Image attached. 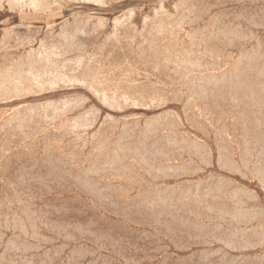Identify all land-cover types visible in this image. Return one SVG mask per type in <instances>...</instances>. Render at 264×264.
<instances>
[{"label":"rangeland","instance_id":"obj_1","mask_svg":"<svg viewBox=\"0 0 264 264\" xmlns=\"http://www.w3.org/2000/svg\"><path fill=\"white\" fill-rule=\"evenodd\" d=\"M0 264H264V0H0ZM14 1V3L12 2ZM21 1V2H20ZM23 1V2H22ZM25 1V2H24ZM50 1V2H49ZM69 1V2H68ZM77 1V2H76ZM85 1V2H84ZM119 1V2H118ZM158 1V3H157ZM164 1V2H163ZM181 1V2H179ZM183 1V2H182ZM185 1H187L185 3ZM191 1V2H190ZM194 1V2H193ZM196 1V2H195ZM199 1V2H198ZM203 1V3H202ZM210 1V2H209ZM9 2V3H8ZM11 2V3H10ZM19 2V3H18ZM28 5H27V3ZM53 2V5H52ZM83 2V3H82ZM88 2V3H87ZM198 2V3H197ZM242 2L244 4H242ZM24 3V4H23ZM58 6H57V4ZM96 5H95V4ZM103 3V4H102ZM184 5H182V4ZM194 5H192V4ZM19 7H14V5ZM46 4L45 8L44 5ZM106 4V5H105ZM163 6H161V5ZM176 4V5H175ZM180 4V6L178 5ZM206 4V5H205ZM221 4V5H220ZM10 5V6H9ZM22 5V6H21ZM27 5V6H26ZM32 5V6H31ZM193 7H191V6ZM12 6V8H11ZM30 8H29V7ZM49 6V7H47ZM54 6V7H51ZM56 6V7H55ZM60 6V7H59ZM179 6V7H178ZM186 6V7H185ZM202 6V7H201ZM10 7V8H9ZM42 7V8H41ZM182 7V8H181ZM184 7V8H183ZM191 7V8H190ZM251 7V8H249ZM256 7V8H255ZM260 7V8H258ZM18 8V9H17ZM21 8V11L19 10ZM23 8V9H22ZM35 8V9H33ZM39 8V9H38ZM44 8V9H43ZM51 8V9H50ZM141 8V9H140ZM168 9V11L166 9ZM177 8V9H176ZM188 8V10H186ZM201 13L198 12L200 10ZM212 8V9H211ZM17 9V10H16ZM37 9V10H36ZM41 9V11H40ZM49 9V10H48ZM132 9V10H131ZM159 10V14L158 11ZM161 9V10H160ZM185 9V10H184ZM214 9V10H213ZM258 9V10H257ZM44 10V11H43ZM47 10V11H46ZM137 10V11H136ZM139 10V11H138ZM155 10V11H154ZM175 10V11H174ZM198 10V11H197ZM204 10V11H203ZM206 10V11H205ZM211 12H210V11ZM213 10V11H212ZM222 10V11H221ZM225 10V11H224ZM20 11V12H19ZM163 11V12H162ZM184 11V12H182ZM188 11V12H187ZM209 11V13H208ZM10 12V13H9ZM34 12V13H33ZM36 12V13H35ZM42 12V13H41ZM44 12V13H43ZM93 12V13H92ZM98 12V13H97ZM132 12V13H131ZM153 12V13H152ZM162 12V14H161ZM167 12L168 14L166 15ZM216 12V13H215ZM92 13V14H91ZM97 13V14H96ZM158 16H157V14ZM203 13V14H202ZM206 15H205V14ZM77 14V15H76ZM165 14V15H164ZM190 14V15H189ZM209 16H208V15ZM155 15V16H154ZM170 15V16H169ZM172 15V16H171ZM223 15V17H222ZM74 16V17H73ZM129 18H128V17ZM200 16H202L199 20ZM205 18H204V17ZM213 16V17H212ZM216 16V17H215ZM218 16V18H217ZM221 16V17H220ZM94 17V18H93ZM120 17V18H119ZM125 17V18H124ZM133 17V18H132ZM171 17V18H169ZM196 17V18H195ZM220 17V18H219ZM93 18V19H92ZM101 23H100V19ZM107 20H106V19ZM114 18V19H113ZM118 18V19H117ZM145 18V19H143ZM150 18V19H149ZM160 18V19H159ZM163 18V19H162ZM169 18V19H168ZM180 18V19H179ZM209 18V23H208ZM213 18V19H212ZM216 18V19H215ZM232 18V19H231ZM73 19V20H72ZM99 19V20H98ZM117 19V20H116ZM121 22H120V20ZM130 20L128 23L127 20ZM133 19V20H132ZM158 19V20H157ZM175 19V20H174ZM177 19V20H176ZM179 19V20H178ZM183 19V20H182ZM195 19V20H194ZM202 19V20H201ZM225 19V21H224ZM228 19V20H227ZM236 19V20H235ZM118 21L117 23L115 22ZM126 20V21H125ZM186 20V21H184ZM221 20V21H220ZM258 20V21H257ZM68 23H67V22ZM83 21V22H82ZM98 21V22H97ZM132 21V22H131ZM155 23H152V22ZM166 21V22H165ZM169 21V22H168ZM179 21V24L177 22ZM191 21V22H190ZM195 21V22H194ZM199 23H196V22ZM213 21V22H212ZM216 21V22H215ZM231 21V22H229ZM103 22V24H102ZM124 22V23H123ZM158 22V23H157ZM172 22V23H171ZM186 22V23H185ZM243 22V23H242ZM247 22V23H246ZM77 25H75V24ZM84 23V25H83ZM86 23L91 26H86ZM98 23V24H97ZM100 23V25H99ZM112 23V24H111ZM114 23V24H113ZM116 23V24H115ZM121 23V24H119ZM128 23V24H126ZM131 23V24H130ZM144 23V24H143ZM163 23V24H162ZM184 23V24H183ZM194 23V25H193ZM213 23V24H212ZM221 25H220V24ZM236 23V24H235ZM254 23V24H253ZM25 24V25H24ZM81 24V25H80ZM95 24L96 27L93 26ZM105 24V25H104ZM117 24H119L117 26ZM135 24V27L133 26ZM143 24V26H142ZM146 24V25H145ZM153 24V25H152ZM161 26H160V25ZM173 24V25H172ZM176 24V25H174ZM182 24V25H181ZM192 24V25H191ZM199 24V25H198ZM245 24V25H244ZM42 25V26H41ZM65 27H63V26ZM98 25L100 26L98 29ZM103 25V28L101 27ZM108 25V26H107ZM110 25V26H109ZM125 25V26H124ZM128 25V26H127ZM132 25V26H131ZM149 25V26H147ZM156 25V26H155ZM163 25V26H162ZM179 25V26H177ZM181 25V26H180ZM185 25V27H184ZM209 25V27H208ZM218 25V26H217ZM248 25V26H247ZM10 26V27H9ZM31 28H29V27ZM38 26V27H37ZM71 26V27H70ZM73 26V27H72ZM75 26V27H74ZM80 28H79V27ZM115 26V27H114ZM117 26V27H116ZM121 26V27H120ZM124 26V27H123ZM131 26V27H130ZM146 26V27H145ZM153 26V27H152ZM172 28H171V27ZM177 26V27H176ZM207 27V31L205 29ZM213 26V27H212ZM218 30H217V28ZM220 26V28H219ZM13 27V28H12ZM49 27V28H48ZM92 27V28H91ZM105 27V28H104ZM107 27V28H106ZM110 27V28H109ZM123 27V28H122ZM127 27V28H126ZM153 29H152V28ZM166 27V29L163 28ZM168 27V28H167ZM175 27V28H174ZM183 27V28H182ZM212 27V28H210ZM247 27V28H246ZM249 27V28H248ZM12 28V29H11ZM42 28V30H40ZM60 28V30H59ZM62 28V30H61ZM91 28V29H90ZM101 28V30H100ZM112 28V29H111ZM126 28V29H125ZM131 28V29H130ZM142 28V29H141ZM148 29V31L143 30ZM180 28V29H178ZM198 28V29H197ZM238 28V29H237ZM11 29V30H10ZM30 32H29V30ZM47 29V30H46ZM53 29V30H52ZM88 29V30H86ZM95 29V30H94ZM104 29V30H102ZM119 30V31H116ZM121 29V30H120ZM136 29V30H133ZM160 29L163 31L162 35ZM177 29V30H176ZM205 29V30H204ZM212 31H211V30ZM251 29V30H250ZM262 29V30H261ZM6 33H5V31ZM8 30V31H7ZM19 30V31H18ZM37 30V31H36ZM40 30V31H38ZM51 30V31H50ZM55 30V32H54ZM85 30V31H84ZM91 30V31H90ZM100 30V31H99ZM111 30V31H110ZM113 30V31H112ZM155 32L154 35L153 32ZM156 30V31H154ZM167 30V31H166ZM173 30V31H172ZM175 30V32H174ZM183 30V31H182ZM186 30V31H185ZM202 30V32H201ZM209 30V31H208ZM242 30V31H241ZM247 30V33H246ZM258 30V31H257ZM4 31V33H3ZM47 31V32H46ZM63 33H61V32ZM121 31V32H120ZM125 31V32H124ZM131 31H133L131 33ZM195 33H194V32ZM198 31V32H197ZM221 31V32H220ZM256 31V32H255ZM19 32V33H18ZM29 32V34H28ZM49 32V33H48ZM54 33V35L52 33ZM85 32V33H84ZM123 32V33H122ZM129 32V33H128ZM138 32V33H137ZM144 34H143V33ZM160 32V33H159ZM186 32V33H185ZM200 32V33H199ZM205 32V34H204ZM207 32V33H206ZM224 32V33H223ZM259 35H257L258 33ZM40 33V34H39ZM51 33V34H50ZM59 33V34H58ZM68 33V34H67ZM99 33V34H98ZM103 33V34H102ZM120 35L118 36L117 35ZM130 36H125L124 34ZM134 33V34H133ZM151 35H149V34ZM174 33V34H173ZM177 33V35H175ZM183 33V34H181ZM199 33V34H197ZM202 33V34H201ZM212 33V34H211ZM215 35H214V34ZM26 34V36H24ZM71 34V38H70ZM92 34V35H91ZM102 34V35H101ZM111 34V35H110ZM113 34V36H112ZM138 37H134L133 35ZM146 34V35H145ZM150 37H148V35ZM184 34L187 36H184ZM195 34V35H194ZM208 34V35H207ZM247 34V35H246ZM3 35V37H2ZM18 35V36H17ZM30 35V36H29ZM48 35V36H47ZM52 35V36H51ZM64 35V36H63ZM78 35V36H77ZM79 35L81 37H79ZM101 35V37H100ZM110 35V36H109ZM132 35V36H131ZM158 35V36H157ZM160 35V37H159ZM174 35V36H173ZM191 35V36H189ZM206 37H205V36ZM219 35V36H218ZM250 35V36H249ZM17 36V37H16ZM37 36V37H36ZM51 36V37H50ZM67 36V38L65 37ZM76 36V37H75ZM85 36V38L83 37ZM115 36V38H114ZM118 36V37H116ZM125 36V37H123ZM144 36V37H143ZM154 36V38H153ZM178 36V37H177ZM184 36V37H183ZM193 36V37H192ZM196 36H198L196 38ZM27 37V38H26ZM32 37V38H31ZM37 39H36V38ZM53 37V38H52ZM64 37V38H63ZM106 37V38H105ZM131 37V38H129ZM143 37V38H142ZM159 37V38H158ZM162 37V38H161ZM166 37V38H165ZM170 39H169V38ZM172 37V38H171ZM191 37V38H190ZM202 37V38H201ZM211 37V38H210ZM219 37V38H218ZM258 37V38H257ZM32 40H29V39ZM34 38V40H33ZM46 38V40H44ZM48 38V39H47ZM110 38V39H109ZM113 38V39H112ZM123 38V39H122ZM126 38V39H125ZM134 38V39H133ZM147 40H145V39ZM150 38V40H149ZM157 38V40H156ZM161 38V39H160ZM165 38V39H163ZM202 40H201V39ZM204 38V39H203ZM218 38V40H217ZM223 38V40H221ZM238 38V39H237ZM2 39V40H1ZM18 39V40H17ZM21 39V40H20ZM52 41H51V40ZM60 39V40H59ZM63 41H62V40ZM65 39V41H64ZM78 39V40H77ZM92 39V40H91ZM97 42H96V40ZM102 39V40H100ZM112 39V40H111ZM125 39V40H124ZM131 39V40H130ZM153 39V40H151ZM163 39V40H162ZM190 39V40H189ZM195 39V41H194ZM200 39V40H198ZM220 39V40H219ZM243 39V41H242ZM261 39V40H260ZM28 42H27V41ZM44 40V42L42 41ZM111 40V41H110ZM116 40V41H115ZM122 40V42L120 41ZM134 40V41H133ZM155 40V41H154ZM166 42H165V41ZM173 40V41H172ZM175 40V41H174ZM198 40V41H197ZM206 40V41H205ZM225 40V42H224ZM252 40V41H251ZM22 41V43H21ZM38 41V42H37ZM60 41V42H58ZM72 41V42H71ZM75 41V42H74ZM88 43H87V42ZM94 41V42H93ZM110 41V43H109ZM113 41V42H112ZM124 41V42H123ZM132 41V42H131ZM145 41V42H143ZM150 41V42H149ZM157 41V42H156ZM159 41V43H158ZM163 43H162V42ZM200 41V42H199ZM257 43H256V42ZM261 41V42H260ZM17 42V43H16ZM26 42V43H25ZM45 42L47 44H45ZM68 42V43H67ZM89 42H91L89 44ZM100 42V43H99ZM153 42V45L151 44ZM156 42V43H155ZM165 42V43H164ZM182 42V44H181ZM184 42V43H183ZM232 42V43H231ZM3 43V44H2ZM16 43V44H15ZM30 43L33 46H29ZM36 43V44H34ZM41 43L45 46L42 47ZM62 43V44H61ZM99 45H98V44ZM109 43V45H108ZM113 43V44H112ZM114 43L115 46H114ZM119 43V45L117 44ZM135 43V45H134ZM215 43V44H214ZM217 43V45H216ZM227 43V44H226ZM229 43V44H228ZM231 43V44H230ZM253 43V44H251ZM2 44V45H1ZM24 44V45H23ZM49 44V45H48ZM55 44V45H54ZM65 44V45H64ZM77 44V47H76ZM96 44V45H95ZM130 46H129V45ZM133 44V46L131 45ZM142 44V45H141ZM150 44L151 48H147ZM156 44V45H155ZM185 44V45H183ZM190 44V45H189ZM194 44V46H193ZM198 44V46H197ZM200 44V46H199ZM203 44V45H202ZM206 44V45H204ZM236 46H234V45ZM240 44V45H239ZM59 45V46H58ZM63 45V46H60ZM67 45V46H66ZM94 45V46H93ZM112 47H111V46ZM123 45V46H122ZM158 45V46H157ZM165 45V46H164ZM189 45V46H188ZM230 45V46H229ZM232 45V46H231ZM243 48H241L242 46ZM22 46V47H19ZM29 46V47H28ZM54 46V47H53ZM56 46V47H55ZM58 46V47H57ZM74 46V47H73ZM89 46V47H88ZM91 46V47H90ZM123 48H122V47ZM129 46V47H127ZM132 46V47H131ZM145 46V47H144ZM154 46V47H153ZM163 46V47H162ZM181 51H180V47ZM187 46V47H186ZM192 46V47H191ZM206 46V47H204ZM219 46V47H218ZM239 46V47H238ZM241 46V47H240ZM247 46V47H246ZM253 46V47H252ZM263 46V47H262ZM19 47V48H18ZM42 47V48H41ZM50 47V48H49ZM63 47V48H62ZM68 47V48H67ZM76 47V48H75ZM126 47V48H125ZM153 47V48H152ZM198 47V48H197ZM200 47V48H199ZM204 47V48H203ZM11 48V49H10ZM18 48V49H17ZM55 48V50H53ZM57 48V49H56ZM59 48V50H58ZM75 48V49H74ZM90 48V49H89ZM143 48V49H142ZM157 48V49H155ZM177 48V49H176ZM207 48V49H206ZM215 48V49H214ZM238 48V50H236ZM241 48V50H240ZM254 48V50H253ZM15 49V50H14ZM32 49V50H31ZM34 49V50H33ZM40 49V50H39ZM51 49V50H50ZM68 49V52L66 50ZM70 49V50H69ZM89 49V50H88ZM117 49V50H116ZM179 49V50H178ZM192 51H191V50ZM203 49V50H202ZM219 49V50H218ZM12 52H11V51ZM46 50V51H45ZM57 50V51H56ZM79 52H77V51ZM84 52H80L82 51ZM93 50V51H92ZM107 50V52H106ZM109 50V51H108ZM124 50V52L122 51ZM133 50V52H132ZM151 50V51H150ZM154 50V51H152ZM157 52H156V51ZM189 50V51H188ZM205 50V51H204ZM223 53H222V51ZM225 50V51H224ZM253 53H252V51ZM258 50V51H256ZM8 53H6V52ZM10 51V52H9ZM33 51V53H32ZM35 51V52H34ZM50 51V52H49ZM61 51V52H60ZM73 51V52H70ZM100 51V52H99ZM130 51V52H129ZM150 51V52H149ZM162 51L163 54H162ZM171 51V52H170ZM173 51V52H172ZM178 51V52H177ZM200 51V52H198ZM202 51V52H201ZM208 51V52H207ZM212 51V52H211ZM218 51V52H217ZM220 51V53H219ZM229 51V52H228ZM242 51V52H241ZM28 52V54H27ZM42 52V53H41ZM45 52V53H44ZM48 52V53H46ZM53 52V53H52ZM55 52V57L54 56ZM62 52H64L62 55ZM66 52V53H65ZM88 52V53H87ZM99 52V53H97ZM106 52V54H105ZM115 52V53H113ZM132 52V53H131ZM142 52V53H141ZM154 52V53H153ZM160 54H159V53ZM168 52V53H167ZM192 52V53H190ZM195 52V53H194ZM205 52V53H204ZM216 52V53H215ZM236 52V53H235ZM32 53V54H29ZM37 53V54H34ZM40 53V54H39ZM61 53V55H59ZM78 53V54H77ZM103 53V54H102ZM110 53V54H109ZM112 53V54H111ZM126 53V55H125ZM130 53V55H129ZM147 53V54H146ZM183 53V54H182ZM200 53V55H199ZM211 53V54H210ZM220 55H219V54ZM228 53V54H227ZM233 53L235 55H233ZM241 53V54H239ZM246 53V55L244 54ZM263 53V54H262ZM34 54V55H33ZM48 54V56H47ZM50 54V55H49ZM73 54V55H72ZM78 56H77V55ZM91 54V55H90ZM116 54V56H115ZM132 54V55H131ZM140 54V55H139ZM142 54V55H141ZM157 56H156V55ZM165 54V55H164ZM176 54V55H174ZM186 54V55H185ZM203 54V55H202ZM210 54V55H209ZM5 55V56H4ZM8 55V57H7ZM14 55V56H13ZM33 55V56H32ZM42 55V58H41ZM46 55V56H44ZM83 55V56H82ZM95 55V56H94ZM114 55V57H113ZM136 55V56H134ZM144 57H141L143 56ZM146 55V56H145ZM154 55V56H153ZM163 58H161L162 56ZM169 55V56H168ZM183 57H182V56ZM185 55V57H184ZM190 55V57H189ZM195 57H193V56ZM199 55V56H198ZM202 55V56H201ZM219 57L217 58V56ZM241 55V56H240ZM252 55V56H251ZM262 55V57H261ZM3 58H2V57ZM25 56V57H24ZM31 56V57H30ZM59 56V59H58ZM71 56V58H70ZM77 56V57H76ZM105 56V57H104ZM111 56V57H110ZM125 56V57H124ZM153 56V57H151ZM158 56L159 60H158ZM171 56V57H170ZM175 56V57H174ZM181 56V57H180ZM201 56V57H200ZM209 56V57H208ZM214 56V57H213ZM227 56V57H225ZM236 56V57H235ZM7 59H6V58ZM23 57V58H21ZM29 57V58H28ZM35 57V58H34ZM89 57V58H88ZM93 57V58H92ZM107 57V58H106ZM157 57V58H156ZM168 57V58H167ZM197 57V58H196ZM206 57V58H205ZM249 57V58H248ZM33 58V59H32ZM43 59V63L42 60ZM57 58V59H56ZM78 58V59H77ZM86 58V59H85ZM92 58V59H91ZM107 60H105V59ZM109 58V59H108ZM111 58V59H110ZM115 58V59H114ZM118 58V59H117ZM127 58V61H126ZM138 58V60H137ZM152 58V59H151ZM155 58V59H154ZM167 58V59H166ZM183 58V60L181 59ZM188 58V59H187ZM199 58V59H198ZM202 58V60H201ZM214 58V59H213ZM227 58V59H226ZM257 58V60H256ZM21 59V61H20ZM27 59V60H26ZM30 59V60H29ZM35 59V60H34ZM40 59V61H38ZM50 59V61H49ZM52 59V61H51ZM71 59V61L67 60ZM80 59V61H78ZM83 59V60H82ZM88 59V60H87ZM102 59V60H101ZM113 59V61H112ZM120 59V61H118ZM133 59V60H132ZM141 59V61L139 60ZM154 59V60H153ZM174 61H178L174 62ZM179 59V60H177ZM193 59V60H192ZM220 59V61H219ZM229 59V60H228ZM241 59V62H240ZM243 59V60H242ZM15 60V62H14ZM59 61V63L57 61ZM63 60V61H62ZM65 60V61H64ZM87 60V61H86ZM93 60V61H91ZM95 60V61H94ZM104 60V62H103ZM129 60V61H128ZM148 60L150 64L147 63ZM162 60V61H161ZM166 60V61H165ZM169 60V62H168ZM185 60V62H184ZM187 60V62H186ZM197 60V61H196ZM199 60V61H198ZM210 60V61H208ZM233 60V61H231ZM237 60L239 62H237ZM246 60V61H245ZM252 60V62H251ZM17 61V62H16ZM35 61V62H34ZM45 61H49L45 62ZM67 61V62H66ZM69 61V62H68ZM83 61V63H81ZM85 61V62H84ZM100 61V64L97 65ZM109 61V63H108ZM112 61V62H111ZM154 61V62H153ZM170 61H173L170 63ZM193 61V63H191ZM202 61L201 63H199ZM231 61V62H230ZM243 61V62H242ZM250 61V62H249ZM261 61V62H260ZM4 62V64H3ZM39 62V63H38ZM64 62V64L62 63ZM72 62V64H71ZM88 62V63H87ZM94 62V63H92ZM98 62V63H97ZM119 62V63H118ZM126 62V64H125ZM130 64H129V63ZM146 62V63H144ZM159 62V63H157ZM165 62V63H164ZM168 62V64H167ZM180 62V63H179ZM191 64H190V63ZM208 62V63H207ZM213 62L215 64H213ZM223 62V64L221 63ZM234 62V64H233ZM12 63V64H11ZM24 63V64H22ZM33 63V64H32ZM36 63V64H35ZM41 63V64H40ZM55 63V64H54ZM59 65H58V64ZM74 63H76L74 65ZM79 63V64H78ZM97 63V64H95ZM111 63V64H110ZM114 63V64H113ZM122 63V64H121ZM153 63V64H152ZM156 63V64H155ZM163 63V65H162ZM173 63V64H172ZM176 63V64H175ZM184 63V64H183ZM187 63V65L185 64ZM197 63V64H196ZM199 63V64H198ZM232 63V64H231ZM241 63V64H240ZM244 63H246L244 65ZM254 63V64H252ZM15 64V65H14ZM18 64V66H17ZM30 64V65H29ZM35 64V65H34ZM57 64V65H56ZM94 66H93V65ZM118 64V65H117ZM120 64V65H119ZM148 66H147V65ZM167 64V65H166ZM175 64V65H174ZM201 64V66H200ZM231 64V65H230ZM238 64V65H237ZM15 69H14V66ZM23 65V67H22ZM27 65V66H26ZM39 65V66H38ZM46 65V66H44ZM49 65V68L47 67ZM70 69H69V67ZM74 65V67H73ZM81 65H83L81 67ZM92 65V66H91ZM95 65H97L95 67ZM123 65V66H122ZM133 65V66H132ZM141 65V66H140ZM156 65V66H155ZM160 65V67H158ZM162 65V66H161ZM173 65V66H172ZM178 65V66H176ZM194 65V66H193ZM197 67H196V66ZM213 67H212V66ZM224 65V66H223ZM237 65V66H236ZM259 67H258V66ZM261 65V66H260ZM11 66V67H10ZM17 66V67H16ZM57 68L58 70H55ZM59 66V68H58ZM63 68H62V67ZM87 66V67H85ZM90 66V67H89ZM108 68H107V67ZM111 66V67H110ZM138 66V67H137ZM143 66V67H142ZM154 66V68H153ZM169 66V67H168ZM181 66V67H179ZM187 66V67H186ZM191 66V67H190ZM211 66V67H209ZM217 66V68L215 67ZM229 66V67H228ZM234 66V67H232ZM247 67L245 70L241 67ZM253 67L250 69V67ZM257 66V68H256ZM21 67V68H20ZM33 67V68H32ZM37 67V70H36ZM40 67V68H39ZM43 67V68H41ZM45 67V68H44ZM47 67V68H46ZM51 67V68H50ZM72 67L74 69H72ZM77 67V68H76ZM106 67V68H104ZM110 67V68H109ZM113 67V68H112ZM124 67V68H122ZM126 67V68H125ZM130 67V68H129ZM133 67V69H132ZM146 67V70L145 68ZM147 67H150L148 69ZM157 69H156V68ZM167 67V69H166ZM176 68V70L174 69ZM179 67V68H178ZM183 67V68H182ZM201 67V68H199ZM208 67V68H206ZM226 67V68H224ZM239 67V68H238ZM7 68V69H6ZM9 68V69H8ZM28 68V70H27ZM35 68V69H34ZM85 68V69H84ZM93 68V70H92ZM102 68V69H101ZM112 68V69H111ZM115 68V70H114ZM121 68V69H120ZM152 68V69H151ZM161 68V71L160 69ZM192 68V69H190ZM198 68V69H197ZM203 68V69H202ZM206 68V69H204ZM215 68V69H213ZM234 68V69H233ZM255 69V70H252ZM5 69V71H3ZM14 69V70H13ZM31 69V70H30ZM45 69V70H44ZM50 71H49V70ZM63 69V70H62ZM78 70V71H75ZM98 69V70H97ZM111 69V70H110ZM117 69V70H116ZM125 71H124V70ZM129 69V70H128ZM137 72H136V70ZM139 69V70H138ZM140 69H142L141 72ZM144 69V70H143ZM186 69V70H185ZM188 69V70H187ZM203 71H202V70ZM213 69V71H212ZM224 71H221V70ZM233 69V70H232ZM242 69V72L240 71ZM257 69V70H256ZM261 69V70H260ZM9 70V71H8ZM24 70V71H23ZM36 70V71H35ZM39 70V71H38ZM54 72H52V71ZM61 72H60V71ZM73 72H72V71ZM92 70V72H91ZM108 70V72H107ZM121 70V71H119ZM135 70V71H134ZM154 70V71H153ZM165 70V71H164ZM194 72L192 73V71ZM198 70V71H197ZM211 70V71H210ZM215 70V71H214ZM220 70V71H219ZM229 72H228V71ZM247 70V71H246ZM263 70V71H262ZM2 71V72H1ZM16 71L18 74H16ZM32 71V72H31ZM35 71V73H33ZM59 71V72H58ZM66 71V73H65ZM133 71V72H132ZM140 71V72H139ZM147 71V72H146ZM152 71V73L150 72ZM168 71V72H167ZM175 71V72H174ZM219 71V72H217ZM226 71V72H225ZM234 71L236 76L234 75ZM8 72V74H7ZM27 74H26V73ZM41 74H40V73ZM43 72V73H42ZM58 72V73H57ZM72 72V73H71ZM110 72V75H109ZM111 72H113L111 74ZM115 72V73H114ZM120 72V73H118ZM129 72V73H128ZM135 72V73H134ZM141 74L139 75L138 74ZM163 72V74H162ZM170 72V73H169ZM172 72V73H171ZM202 72V73H201ZM210 72V73H209ZM225 72V73H223ZM238 72H240L238 74ZM249 73L247 75V73ZM254 72V73H253ZM257 72V73H256ZM261 72V73H260ZM24 73V74H23ZM30 73V74H29ZM32 73V74H31ZM47 73V74H46ZM52 73V74H51ZM55 73V74H54ZM60 73V75H59ZM70 75V80L68 75ZM77 73V74H76ZM87 73V74H86ZM122 73V74H121ZM149 73V74H148ZM151 73V74H150ZM155 73L157 75H155ZM160 73V74H159ZM165 73V74H164ZM196 73L197 76H196ZM200 73V74H199ZM209 73V74H208ZM221 73V74H220ZM227 73V74H226ZM233 73V74H232ZM245 73V74H244ZM11 74V75H10ZM23 74V75H22ZM38 74V75H37ZM41 76H40V75ZM43 74V76H42ZM49 74V75H48ZM51 74V75H50ZM62 74L64 76H62ZM83 74V75H82ZM131 74V75H130ZM133 74V75H132ZM147 74V75H145ZM192 74V75H191ZM215 74V75H213ZM230 74V75H228ZM262 74V75H261ZM5 75V76H4ZM9 75V77H8ZM17 75V76H16ZM22 75V77H21ZM29 75V77H28ZM74 75V76H72ZM78 75V76H77ZM89 75V76H88ZM92 75V76H91ZM113 75V76H112ZM156 77H155V76ZM160 75V76H159ZM162 75V76H161ZM195 75L196 78L193 76ZM220 75V76H219ZM223 75V76H222ZM226 75V77H225ZM238 75V76H237ZM243 75V76H242ZM253 75V76H252ZM263 78V80L260 79ZM4 76V77H3ZM20 76V78H19ZM54 76V77H53ZM61 76V77H60ZM97 76V77H96ZM101 76V77H100ZM103 76V77H102ZM131 76V77H130ZM139 76V77H138ZM143 76V78H142ZM147 76V77H146ZM152 76L151 80L150 77ZM159 76V78H158ZM169 76V77H168ZM202 76V77H201ZM210 76V80L208 78ZM242 76V77H240ZM248 76V77H247ZM251 76V77H250ZM26 79L24 80L23 79ZM28 77V78H25ZM31 77V78H30ZM35 77V78H34ZM37 77V78H36ZM45 77V78H44ZM47 77V78H46ZM51 77V78H50ZM68 77V80H67ZM75 79L73 80L72 79ZM89 77H91L89 79ZM96 77V78H95ZM110 77V78H109ZM138 77V78H137ZM155 77V78H154ZM171 77V78H170ZM173 77V78H172ZM182 77V78H181ZM194 77V78H193ZM200 77V78H198ZM214 77V80L212 79ZM225 77V78H224ZM230 77V79H229ZM237 77V78H235ZM254 77L256 79H254ZM258 77V78H257ZM3 78V79H2ZM6 78V79H5ZM12 78V79H8ZM22 78V79H21ZM53 78V79H52ZM58 78V79H57ZM65 78V79H64ZM79 78V79H78ZM88 78V79H87ZM93 78V79H92ZM109 78V79H108ZM113 78V79H112ZM124 78V79H123ZM127 78V79H125ZM146 78V79H145ZM153 78V79H152ZM159 79L158 82L157 79ZM167 80H166V79ZM179 78V79H178ZM181 78V79H180ZM222 78V80H220ZM242 78V79H241ZM2 79V80H1ZM17 79V80H16ZM19 79V80H18ZM21 79V81H20ZM32 79V80H31ZM40 81V84L37 83ZM41 79V80H40ZM55 79V80H54ZM92 79V80H91ZM98 79V80H97ZM136 79V81H135ZM148 79V80H147ZM165 79V80H164ZM173 79V80H172ZM175 79V80H174ZM188 79V81H187ZM197 79V80H196ZM229 79V81H228ZM233 79V81L231 80ZM237 79V80H236ZM241 82H239L238 81ZM249 79V80H248ZM5 80V81H4ZM9 80V81H8ZM13 80V81H12ZM23 80V81H22ZM30 80V81H28ZM43 80V81H42ZM47 80V82H46ZM52 80V82L50 81ZM58 80V81H57ZM63 80V81H62ZM66 80V81H65ZM78 80V81H77ZM81 82H80V81ZM102 80V81H101ZM104 80V82H103ZM113 80V81H112ZM115 80V81H114ZM117 80V81H116ZM197 82H196V81ZM205 80V81H202ZM208 80V81H207ZM224 80V81H223ZM227 80V83L225 81ZM247 80V81H246ZM257 80V84L255 83ZM260 80V81H259ZM12 81V82H11ZM20 83H18V82ZM25 81V82H24ZM60 81V83H59ZM78 83H77V82ZM89 81V82H88ZM99 81V82H98ZM124 81V82H123ZM126 81V82H125ZM149 81V82H148ZM152 81V82H151ZM169 81H171L169 85ZM177 81V83H176ZM212 81H215L212 83ZM217 81V82H216ZM254 81V84H253ZM8 82V83H7ZM11 82V83H10ZM31 82V83H30ZM35 82V83H33ZM51 82V83H50ZM57 84L59 85H56ZM68 84H67V83ZM71 82V83H70ZM74 82V84H73ZM76 82V84H75ZM87 85H85V83ZM118 82V83H117ZM130 82V83H127ZM174 82V83H173ZM182 82V83H181ZM188 82V83H187ZM199 82V83H198ZM210 84H209V83ZM230 84H229V83ZM237 82V83H236ZM252 82V84H251ZM16 83V84H15ZM37 83V84H36ZM43 83V85H41ZM46 83V85H45ZM51 85H50V84ZM82 85H80V84ZM89 83V84H88ZM98 83V84H97ZM106 83V84H105ZM112 83V84H111ZM126 83V84H125ZM144 83V84H143ZM152 83V84H151ZM154 83V84H153ZM164 83V84H163ZM168 83V85H167ZM179 83V85H178ZM184 83V84H183ZM186 83V84H185ZM207 83V84H205ZM218 83V84H217ZM233 83V84H232ZM262 84V85H259ZM8 84V85H7ZM12 86H11V85ZM31 84L32 88L29 86ZM49 84V85H48ZM65 84V85H64ZM101 84V85H100ZM129 84V85H128ZM141 84H143L141 86ZM193 84V85H192ZM217 86H216V85ZM238 84H243L238 85ZM6 87H3V86ZM37 85V87H35ZM72 85V87H71ZM99 85V86H98ZM105 85V86H104ZM108 85V86H107ZM129 87H128V86ZM139 85V86H138ZM155 89H153L154 87ZM159 85V86H158ZM178 85V87H177ZM182 85V86H181ZM184 85V86H183ZM197 85V86H196ZM206 85V86H205ZM224 85V86H222ZM226 85V86H225ZM235 85V86H234ZM253 85V86H252ZM6 88L2 90V88ZM9 86V87H8ZM26 86V87H24ZM29 86V87H27ZM39 86V87H38ZM42 86V87H40ZM45 86V87H44ZM54 86V87H53ZM64 86V87H63ZM74 86V87H73ZM93 89H90L92 88ZM97 86V87H96ZM101 86V87H100ZM150 86V88H149ZM193 87V90L192 87ZM196 86V88H195ZM202 86V88H200ZM215 86V87H214ZM220 86V87H219ZM229 86V87H228ZM252 86V87H251ZM11 87V88H10ZM15 87V88H14ZM21 87V88H20ZM48 87V88H47ZM85 87V88H84ZM136 89H135V88ZM140 87V88H138ZM170 87V88H169ZM172 87V88H171ZM184 87V88H183ZM187 87V89H186ZM191 87V88H190ZM198 87V88H197ZM215 89H214V88ZM217 87V88H216ZM241 87V88H240ZM10 88V91H9ZM24 88V89H23ZM31 90H30V89ZM37 91H33V90ZM40 88V89H39ZM42 88V89H41ZM46 88V91L43 89ZM50 88V89H49ZM57 88V90H55ZM60 88L62 90H60ZM73 88V89H72ZM76 88V89H75ZM89 88V89H88ZM125 88V89H124ZM128 88V89H127ZM148 88V89H147ZM159 88V89H158ZM162 88V90H160ZM166 90H165V89ZM183 88V89H182ZM219 88V91H218ZM225 88V89H222ZM227 88V89H226ZM229 88V89H228ZM236 88V91H235ZM256 90H254V89ZM263 88V89H262ZM16 89V92H15ZM48 89V90H47ZM68 89V90H67ZM70 89V90H69ZM120 89V90H119ZM124 89V90H122ZM133 89V90H132ZM138 89V90H137ZM147 89V90H146ZM151 92H150V90ZM157 89V90H156ZM170 89V91H169ZM177 92H174L175 90ZM196 89V90H195ZM202 89V90H201ZM232 89V90H231ZM251 89V90H250ZM7 90L9 91V94ZM20 90V91H19ZM28 90V91H27ZM42 90V91H41ZM46 93H42L44 91ZM59 90V91H58ZM92 90V91H91ZM103 90V91H102ZM105 90H108L104 92ZM127 90V91H126ZM131 90V91H130ZM136 90V91H135ZM140 90V91H139ZM148 96V98H145ZM160 90V94H159ZM172 90V91H171ZM187 90V91H186ZM227 90V91H226ZM244 90V91H243ZM261 90V91H260ZM4 91V92H3ZM13 91V92H12ZM20 97L19 96V92ZM27 91V92H26ZM88 91V92H87ZM112 93H108V92ZM134 91V93L132 92ZM139 91V92H138ZM142 91V92H141ZM153 91V92H152ZM169 91V92H168ZM194 91V92H193ZM196 91V92H195ZM208 91V93H207ZM210 91V92H209ZM226 91V92H225ZM232 91V92H230ZM246 91V92H245ZM254 91V92H253ZM259 91V92H258ZM30 92V93H29ZM34 92V93H32ZM118 92V93H117ZM125 94H127V96ZM127 92V93H126ZM168 93L167 95L164 94ZM181 92V93H179ZM190 92L192 95H190ZM212 92L213 95H212ZM224 92V93H223ZM235 92L238 94L235 95ZM258 92V93H257ZM262 92V93H261ZM15 93V94H13ZM25 93V94H24ZM42 93V94H41ZM93 93V94H92ZM104 96H103V94ZM106 93V94H105ZM162 93V95H161ZM175 93V94H174ZM185 93V94H184ZM206 93V94H205ZM231 94V97L228 96ZM11 94V95H10ZM12 94L14 96H12ZM29 94V95H28ZM33 94V96L31 95ZM37 94V95H36ZM41 94V95H40ZM97 96H100L101 98ZM102 96H101V95ZM108 94V95H107ZM112 94V95H111ZM131 94V95H130ZM138 94V95H137ZM149 94V95H148ZM152 94V95H150ZM156 96H154V95ZM179 94V95H178ZM182 94V95H180ZM198 94V95H197ZM205 94V95H204ZM222 96H220V95ZM246 94V95H245ZM262 94V96H260ZM9 95V97H8ZM36 95V96H35ZM51 95V96H50ZM71 95V96H70ZM76 97H75V96ZM110 95V96H109ZM116 95V96H115ZM118 95V96H117ZM140 95V96H139ZM160 97H158V96ZM187 95V96H185ZM191 96V98L189 97ZM195 95V96H194ZM197 95V96H196ZM201 95V96H200ZM211 95V96H210ZM253 95V97H252ZM16 96V97H15ZM23 96V97H22ZM27 96V97H26ZM29 96V97H28ZM48 96V97H47ZM50 96V98H49ZM53 96V97H52ZM64 96V97H63ZM80 96V97H79ZM121 96V97H120ZM126 96V97H125ZM168 96V97H167ZM171 96V97H169ZM183 96L181 99L180 97ZM185 96V97H184ZM208 98H207V97ZM213 96V97H212ZM237 98H236V97ZM241 96V97H240ZM245 100H244V98ZM7 97V98H6ZM11 97H13L11 99ZM46 97V98H45ZM68 97V98H67ZM70 97V98H69ZM87 97V98H85ZM105 97V98H104ZM110 97V98H109ZM117 100H115L114 99ZM139 97V100L137 99ZM158 99H153V98ZM167 97V98H166ZM175 97V98H173ZM179 100H177L176 99ZM180 99H179V98ZM196 99H195V98ZM212 97V98H211ZM221 97V98H220ZM18 98V99H17ZM21 98V99H19ZM96 98V99H95ZM108 98V99H107ZM113 98V99H112ZM127 98V99H126ZM133 99L129 101V99ZM160 98V101H159ZM166 98V99H165ZM169 98V99H168ZM173 98V99H172ZM200 98V99H199ZM215 98V99H214ZM234 98V99H233ZM239 98V99H238ZM248 98V99H246ZM251 98V99H250ZM257 98V100H256ZM7 99V100H6ZM10 99V100H8ZM17 99V100H16ZM37 99V100H36ZM58 99V100H57ZM60 99V100H59ZM84 99V100H83ZM111 99V100H110ZM119 99V100H118ZM126 99V100H125ZM145 99V100H144ZM152 99V100H151ZM163 99V101H162ZM176 99V101H175ZM188 99V100H187ZM198 99V101H197ZM213 99V100H212ZM221 99V101H220ZM231 99V101H230ZM233 99V101H232ZM242 99V101H241ZM260 99V100H259ZM6 100V101H5ZM36 100V101H35ZM54 100V101H53ZM70 102H69V101ZM76 100V101H75ZM81 100V102H80ZM90 100V102H89ZM97 100V101H96ZM106 100H108L106 102ZM110 100V101H109ZM113 100V101H112ZM128 100V101H127ZM138 100V101H137ZM155 100V101H154ZM165 100V101H164ZM166 100L167 103H166ZM182 100V101H181ZM193 100V101H192ZM195 100V101H194ZM201 100V101H200ZM203 100V101H202ZM209 100V101H208ZM238 100V101H237ZM242 103H240V101ZM248 100V102H247ZM250 100V101H249ZM255 101V104L253 103ZM260 102H259V101ZM6 103H5V102ZM32 101V102H31ZM52 101V102H51ZM59 101V102H58ZM61 101V102H60ZM68 101V102H66ZM72 101V103H71ZM88 101V102H87ZM99 101V102H98ZM106 102L105 104L102 103ZM116 101V102H115ZM120 101V102H119ZM127 101V102H125ZM159 101V102H158ZM175 103H173V102ZM214 101V102H213ZM245 101V102H244ZM260 103H258V102ZM65 102V103H64ZM78 102V103H77ZM84 102V103H83ZM86 102V103H85ZM109 102V103H108ZM115 102V103H113ZM137 102V104H136ZM151 102V103H150ZM154 102V103H153ZM177 102V103H176ZM180 104H179V103ZM186 102V103H185ZM197 102V103H196ZM202 102V103H201ZM206 102V103H205ZM217 102V103H216ZM40 103V104H39ZM44 103V104H42ZM53 103V105H52ZM117 103V104H116ZM131 103V104H130ZM134 103V105H133ZM142 103V104H141ZM152 103L154 105H152ZM159 105H158V104ZM164 103V104H163ZM166 103V104H165ZM190 103V104H189ZM211 103V104H210ZM220 103V106H219ZM238 103V104H236ZM247 103V104H246ZM259 105H258V104ZM23 104V105H22ZM29 104L31 106H29ZM42 104V106H41ZM70 104V107H69ZM74 104L76 106H74ZM81 104V105H80ZM122 104V105H121ZM129 104L130 107L127 105ZM188 104V105H186ZM198 104V106H197ZM202 104V105H201ZM216 104V105H215ZM225 104V106H224ZM249 104H252L251 106ZM254 104V105H253ZM263 104V105H262ZM26 105V106H25ZM37 107H36V106ZM73 105L74 107H72ZM110 105V106H109ZM138 105V106H137ZM150 105V106H149ZM159 107H155L157 106ZM163 105L165 107H163ZM169 105V106H168ZM173 105V106H172ZM185 105V106H184ZM207 105V106H206ZM210 105V106H209ZM214 105V106H213ZM223 105V106H222ZM30 108H29V107ZM50 106V107H49ZM53 106V107H51ZM59 106V107H58ZM63 106V107H62ZM81 106V107H80ZM93 106V107H92ZM99 106V107H98ZM106 108H105V107ZM121 106V107H120ZM154 106V107H153ZM184 106V107H183ZM194 106V107H193ZM202 106V107H201ZM213 106V107H212ZM217 106V107H216ZM259 106V107H258ZM263 106V107H262ZM20 107V108H19ZM27 107V108H26ZM49 107V109L47 108ZM66 107V108H65ZM91 109H90V108ZM108 107V108H107ZM111 107V108H110ZM114 107H119L117 110ZM134 107V108H133ZM145 107V108H144ZM154 109H153V108ZM162 107V108H161ZM191 107V108H188ZM207 107V108H206ZM219 107V108H218ZM229 107V108H228ZM231 107V108H230ZM4 108V109H3ZM11 108V109H10ZM17 108V109H16ZM20 110H19V109ZM23 110H22V109ZM25 108V109H24ZM47 108V109H46ZM53 110H52V109ZM57 108V109H56ZM68 108V109H67ZM71 108V109H70ZM81 108V109H80ZM95 108L97 111H95ZM101 108V109H100ZM110 108V109H109ZM147 108V109H146ZM150 108V109H149ZM183 108H185L183 110ZM195 108V109H194ZM204 108V109H203ZM210 108V109H209ZM215 108V110H214ZM258 108L259 111L256 109ZM8 109V110H7ZM16 109V110H15ZM27 109V110H26ZM32 109V110H31ZM38 109V112H37ZM46 109V110H45ZM61 109V110H60ZM76 109V110H75ZM112 109V110H111ZM124 109V110H123ZM126 109V110H125ZM191 109V110H190ZM194 109V110H193ZM196 109H198L196 111ZM202 109V110H201ZM208 111H207V110ZM218 109V110H217ZM225 109V110H224ZM255 109V110H254ZM261 109V110H260ZM6 110V111H5ZM12 110V111H11ZM22 110V111H21ZM36 110V111H35ZM40 110V112H39ZM71 110V111H70ZM75 110V111H74ZM115 110V111H114ZM171 110V111H170ZM183 110V111H182ZM228 110V111H227ZM238 110V111H237ZM263 110V111H262ZM17 111V112H16ZM20 111V113H19ZM25 111V112H24ZM46 111V112H45ZM58 111V112H57ZM68 111V113H67ZM77 111V112H76ZM87 111V112H85ZM100 111V113H99ZM106 111V112H105ZM117 111V112H116ZM131 111V112H130ZM169 111V115L167 112ZM177 113H174V112ZM192 111V112H191ZM200 111V112H199ZM211 115L209 116L208 114ZM237 111V112H236ZM251 111V113H250ZM255 111V112H254ZM3 112V113H2ZM6 112V113H5ZM23 112V113H22ZM27 112V113H26ZM29 112V113H28ZM33 112V113H32ZM45 112V113H44ZM52 112V113H51ZM66 112V113H65ZM93 112V113H92ZM98 112V113H97ZM163 112V113H162ZM166 112V113H165ZM173 114H171V113ZM185 112V113H184ZM187 112V113H186ZM195 112V113H194ZM205 112V113H203ZM216 112V113H214ZM227 112V113H226ZM258 112V113H257ZM263 112V113H262ZM16 113V114H15ZM39 113V115H38ZM41 113V114H40ZM44 113V114H43ZM59 113V114H58ZM62 113V114H61ZM81 113V114H80ZM84 113V115H83ZM86 113V114H85ZM90 113V115H89ZM96 113V114H95ZM165 113V114H164ZM184 113V114H183ZM193 113V114H192ZM203 113V114H202ZM207 113V114H206ZM213 113V114H212ZM222 113L226 114L222 116ZM239 113V114H237ZM247 115H246V114ZM254 113V114H253ZM8 114V115H7ZM11 116H10V115ZM20 114V115H19ZM30 114H32L30 116ZM54 114V115H53ZM64 114V116H63ZM68 114V115H67ZM87 114L89 116H87ZM147 116H145V115ZM162 114V116L160 115ZM177 114V115H176ZM202 114V115H200ZM205 114V115H204ZM250 114V115H249ZM260 114V115H259ZM16 115V116H15ZM24 115V116H23ZM53 115V117H52ZM60 115V116H59ZM67 115V116H66ZM93 115V116H92ZM113 115L115 117H113ZM157 115V116H155ZM164 115V116H163ZM172 118H168V116ZM185 115V116H184ZM196 115H198L196 117ZM200 115V116H199ZM220 115V116H219ZM231 115V117H230ZM232 115H234L232 117ZM240 115V116H238ZM255 115V116H254ZM10 116V117H9ZM43 116V117H42ZM49 118H47V117ZM96 116V117H95ZM122 116V117H121ZM130 116V117H128ZM155 116V117H154ZM174 116V117H173ZM180 120H179V118ZM190 116V117H189ZM192 116H195L194 118ZM204 116H207L204 117ZM209 116V117H208ZM216 116V117H213ZM237 120H236V117ZM258 116V118H257ZM262 116V118L260 117ZM3 117V118H2ZM9 117V118H8ZM15 119H12L14 118ZM19 117V118H18ZM30 117V118H29ZM75 117V118H73ZM141 117V119H139ZM150 117V120H149ZM153 117V118H152ZM202 117V119H201ZM212 117V120L210 119ZM239 117H242L238 120ZM248 117V118H247ZM254 117V118H253ZM18 118V119H16ZM37 118V121H35ZM45 118V119H44ZM60 118V119H59ZM72 118V119H71ZM79 118V120H78ZM89 118V119H88ZM92 118V119H91ZM97 118V119H96ZM100 118V119H99ZM108 118V119H107ZM165 120H164V119ZM189 118V119H188ZM199 118V119H198ZM206 118V119H205ZM221 118V119H219ZM223 118V119H222ZM226 119V122L225 121ZM7 119V121H6ZM9 119V120H8ZM23 119V120H22ZM47 119V120H46ZM66 119V120H65ZM69 121H68V120ZM97 121H96V120ZM124 119V120H123ZM127 119V120H125ZM149 121H148V120ZM158 119V120H157ZM175 119V120H174ZM195 119V120H194ZM211 121H210V120ZM232 119V120H231ZM256 119V120H255ZM5 120V121H4ZM17 120V121H16ZM50 120V121H49ZM72 120V121H70ZM78 120V121H77ZM83 120V121H82ZM90 120V121H89ZM93 120V121H92ZM106 120V121H105ZM123 120V121H122ZM140 120V121H139ZM152 122L154 123H151ZM167 120V121H166ZM171 120V121H169ZM190 120V121H188ZM199 120V121H197ZM207 120V121H206ZM215 120L217 121L215 123ZM235 120V121H234ZM253 120V122H252ZM4 121V122H3ZM13 121V122H12ZM25 121V122H24ZM46 123H42V122ZM68 121V123H67ZM77 123H76V122ZM81 121V123H80ZM86 121V122H85ZM101 121V122H100ZM122 121V122H121ZM127 121V122H126ZM132 121V122H131ZM147 123H146V122ZM156 121V122H155ZM182 121V122H181ZM187 121V122H186ZM197 121V122H196ZM201 121V123H200ZM204 121V122H203ZM206 121V122H205ZM240 121L242 123H240ZM247 121V124H246ZM255 121V122H254ZM260 121V122H259ZM15 122V123H14ZM36 122V123H35ZM37 122L42 124L37 125ZM56 122V123H55ZM74 122V123H73ZM78 122L79 125L78 126ZM91 122V123H90ZM93 122V123H92ZM107 122V124H106ZM109 122V124H108ZM111 122V123H110ZM130 122V123H128ZM136 122V123H135ZM139 122L141 124L139 125ZM162 122V123H161ZM180 122V123H179ZM192 122V123H191ZM213 122V123H212ZM224 122V124H223ZM252 122V123H250ZM21 123V124H20ZM49 123V124H48ZM52 123V124H51ZM54 123V124H53ZM59 123V124H58ZM67 126H66V124ZM86 123V125H85ZM90 123V124H89ZM115 123V124H113ZM116 123L118 126H116ZM124 123V124H123ZM149 123V124H148ZM167 123V124H166ZM175 123V124H174ZM196 123V124H195ZM200 123V124H199ZM207 123V124H206ZM219 123V124H218ZM245 123V125H244ZM260 123V124H259ZM6 124V125H5ZM28 124V126H27ZM35 124V125H33ZM46 124V125H45ZM51 124V125H50ZM63 124H65V127ZM74 124V125H73ZM83 124V125H82ZM104 124V126H102ZM106 124V126H105ZM117 127L116 130L113 127ZM126 124H128L126 126ZM132 128L130 129V125ZM146 124V125H144ZM148 124V125H147ZM160 124V125H159ZM169 126H166L168 125ZM195 124V126L193 125ZM217 124V125H215ZM232 124V125H231ZM249 124V125H248ZM259 124V125H256ZM262 124V125H261ZM3 125V126H2ZM5 125V126H4ZM49 125V126H48ZM62 125V126H59ZM71 125V126H69ZM154 125V126H153ZM158 127H157V126ZM165 125V127H163ZM172 125V126H171ZM175 125V126H174ZM177 125V126H176ZM182 128H180L181 126ZM244 125V127L242 126ZM247 125V126H246ZM252 125V127H251ZM254 127L256 128H253ZM256 125V126H255ZM11 126V127H10ZM23 126V127H22ZM25 126V128H24ZM27 126V127H26ZM45 126V127H44ZM84 126V127H83ZM93 126V127H92ZM98 126V127H97ZM109 126V127H108ZM111 126V128H110ZM121 128H120V127ZM130 126V127H129ZM144 126V127H143ZM151 126V127H150ZM174 126V127H173ZM180 126V127H179ZM199 126V127H196ZM203 126V128H202ZM215 126V127H214ZM217 126V127H216ZM220 126H222L220 128ZM224 126V127H223ZM232 126V127H231ZM242 128H241V127ZM248 128H246V127ZM5 127V128H4ZM40 127V128H39ZM44 127V128H43ZM64 129H62V128ZM70 127L72 130H70ZM79 127L80 129H78ZM82 127V128H81ZM89 127V128H85ZM103 130H102V128ZM109 129V130H107ZM129 128L127 129L125 128ZM173 127V128H172ZM210 127V128H209ZM219 127V128H218ZM228 127V128H227ZM22 129V131H19ZM32 128V129H31ZM38 128V129H37ZM47 128V129H45ZM49 128V129H48ZM55 128V129H54ZM58 132H57V130ZM61 128V129H60ZM98 128V129H96ZM120 128V129H119ZM149 128V129H148ZM154 130H153V129ZM167 128V129H166ZM172 128V129H171ZM178 128V129H177ZM180 128V129H179ZM198 128V129H197ZM218 128V129H217ZM226 130H225V129ZM239 128V129H238ZM244 128V129H243ZM253 129V131L251 129ZM259 128H262L259 130ZM12 129V130H11ZM45 129V130H44ZM75 129V130H74ZM86 131H85V130ZM90 129V130H89ZM111 129V130H110ZM118 129V130H117ZM137 129V130H136ZM143 129V130H142ZM145 129V131H144ZM147 129V130H146ZM176 129V130H175ZM196 129V130H195ZM205 129V130H204ZM222 129V130H221ZM258 129V130H257ZM10 130V131H7ZM18 130V131H17ZM26 130V131H25ZM33 130V131H31ZM52 130V131H51ZM65 130L69 131V133ZM84 130V131H83ZM102 130V131H101ZM124 130V131H123ZM131 130V131H130ZM136 130V131H135ZM141 130V132H140ZM165 130V132L163 131ZM219 130V131H218ZM229 130V131H228ZM243 130V131H240ZM248 130V131H247ZM257 130V131H255ZM6 133H5V132ZM13 131V132H12ZM32 133H31V132ZM50 131V132H49ZM55 131V132H53ZM72 131V133H71ZM77 131V132H76ZM92 131V132H91ZM96 131L97 135H96ZM100 131V132H99ZM106 131L108 133H106ZM113 131V132H111ZM134 131V132H133ZM139 131V132H138ZM154 131V132H153ZM159 133H158V132ZM163 131V132H162ZM190 133H188V132ZM199 133H198V132ZM222 131V132H221ZM224 131V133H223ZM246 131V134H245ZM3 132L5 134H3ZM9 132V133H8ZM18 132V133H17ZM29 132V133H28ZM41 132V133H39ZM60 132V133H59ZM65 134H61V133ZM75 134H74V133ZM86 132V133H85ZM115 132V133H114ZM173 132V133H172ZM183 132V133H182ZM206 132V133H205ZM208 132V133H207ZM232 132V133H231ZM240 134H238V133ZM241 132V133H240ZM253 132V133H252ZM7 133L10 134L7 137ZM27 133V134H26ZM68 133V134H67ZM71 133V134H70ZM78 133V134H77ZM85 134L79 137L81 134ZM103 133V134H101ZM110 133V135H109ZM114 133V135H113ZM117 133V134H116ZM132 133V134H131ZM139 133V134H138ZM151 133V134H150ZM157 133V134H156ZM202 133V134H201ZM205 133V135H204ZM221 133V134H220ZM36 134V135H35ZM42 134V135H41ZM100 134V135H99ZM122 134V135H121ZM145 134V135H144ZM164 134V135H162ZM183 134V135H182ZM186 134V135H185ZM191 134V135H190ZM228 134V135H227ZM14 137H10V136ZM17 135V136H16ZM26 135V136H25ZM34 135V136H32ZM39 135V136H38ZM57 135V136H56ZM72 135V136H71ZM74 135V136H73ZM99 135V138H98ZM109 135V136H108ZM121 135V136H120ZM133 135V137H131ZM135 135V137H134ZM174 135V136H173ZM181 135V136H180ZM185 135V136H184ZM210 135V136H209ZM222 135V136H221ZM225 135H227L225 137ZM249 135V136H248ZM252 135V137H251ZM28 136V137H27ZM38 136V137H37ZM48 136V137H47ZM50 136V137H49ZM56 136V137H55ZM66 138H65V137ZM69 136V137H68ZM87 136V137H86ZM89 136V137H88ZM94 138H93V137ZM103 138H102V137ZM114 136V137H113ZM139 136V137H138ZM145 136V137H144ZM170 136V137H169ZM172 136V137H171ZM183 136V137H182ZM187 136V137H186ZM215 136V137H214ZM218 136V137H217ZM224 136V137H223ZM236 136V137H235ZM248 138H247V137ZM262 136V137H261ZM20 137V138H18ZM27 137V139H25ZM30 137V140H29ZM40 137V138H39ZM44 137V138H43ZM47 137V139H46ZM52 137V139H51ZM64 137V138H62ZM77 137V138H76ZM97 137V139H96ZM141 137V138H140ZM155 137V138H153ZM162 137V138H161ZM166 137V138H165ZM174 137V138H173ZM196 137V138H195ZM208 137V138H207ZM230 137V138H229ZM235 137V138H234ZM238 137V138H237ZM251 139H250V138ZM259 137V138H258ZM6 138V139H5ZM36 138V139H35ZM38 138V139H37ZM50 138V139H49ZM74 138V139H73ZM87 138V139H85ZM111 138V139H108ZM177 138V139H176ZM179 138V139H178ZM216 138H218L216 140ZM19 139V140H18ZM49 139V140H48ZM65 139V141H64ZM75 140V141H72ZM88 140V142L86 141ZM96 139V140H95ZM102 142L101 144L99 143ZM117 139V140H116ZM135 139V140H134ZM175 142H172L173 140ZM221 139V140H220ZM257 139V140H256ZM3 140V141H2ZM26 140V142H25ZM29 142H28V141ZM33 140V141H32ZM38 140V141H37ZM53 140V141H52ZM60 140V141H59ZM70 143H69V141ZM81 140V141H80ZM93 140V141H92ZM95 140V141H94ZM101 140H104L101 141ZM113 143H109L110 141ZM114 140V141H113ZM116 140V141H115ZM122 142H121V141ZM197 140V141H196ZM230 140V141H229ZM11 141V142H10ZM20 141V142H19ZM22 141V142H21ZM26 146H25V143ZM55 141V142H54ZM83 141V142H82ZM98 141V142H97ZM107 141V142H106ZM120 141V142H119ZM124 141V143H123ZM130 141V142H129ZM136 141V143H135ZM156 141V142H155ZM166 141V142H165ZM171 141V142H170ZM200 141V142H199ZM203 141V142H202ZM235 141V143H234ZM242 143H241V142ZM245 141V142H244ZM250 141V142H249ZM254 141V142H253ZM259 141V142H258ZM19 142L18 144H16ZM31 142V143H30ZM38 142V143H37ZM48 142V143H47ZM55 145H53L54 143ZM72 142H74V145ZM77 142H80L77 143ZM92 142V143H91ZM95 142V143H94ZM120 145L121 148L116 146ZM165 142V143H164ZM187 142V143H186ZM190 142V143H188ZM207 142V143H206ZM228 142V143H227ZM229 142H231L229 144ZM253 142V143H252ZM5 145H4V144ZM12 143V144H11ZM36 143V144H35ZM47 146H45V144ZM67 143V144H66ZM69 143V144H68ZM72 143V144H71ZM85 143V144H84ZM88 143V144H87ZM90 143V144H89ZM106 143V144H103ZM115 143V144H114ZM123 143V144H122ZM134 143V144H133ZM149 143V144H148ZM197 143V144H196ZM225 143V145H224ZM233 143V144H232ZM240 143V144H239ZM16 144V145H15ZM29 144V145H27ZM31 144V146H30ZM39 144V145H37ZM49 144V145H48ZM95 144V145H94ZM110 144V145H109ZM113 144V145H112ZM151 144V145H150ZM159 144V146H158ZM194 146H193V145ZM207 144V145H206ZM219 144V145H217ZM243 144V145H242ZM22 148H21V146ZM34 145V147H32ZM70 145V146H69ZM80 145V146H78ZM86 147H85V146ZM97 145V147H96ZM101 145V146H100ZM112 145V146H111ZM142 145V146H141ZM172 145V146H171ZM177 145V147H176ZM181 145V146H179ZM222 145V146H221ZM238 145V146H237ZM245 145V146H244ZM250 145V146H249ZM14 146V147H13ZM17 146V147H16ZM20 146V147H19ZM41 146V147H38ZM51 146V148L49 147ZM59 146V147H58ZM78 146V148L76 147ZM93 146V147H92ZM95 146V147H94ZM107 146V147H106ZM108 146L110 147L108 149ZM114 146V147H113ZM126 146V147H125ZM138 146V147H136ZM149 146V147H148ZM151 146V147H150ZM225 146V147H223ZM244 146V147H243ZM252 146V148H251ZM257 146V147H256ZM25 147V149H24ZM30 147V148H29ZM36 147V148H35ZM45 147V148H44ZM53 147V148H52ZM57 147V148H56ZM88 147V148H87ZM91 147V148H90ZM116 147V149H115ZM176 147V148H175ZM181 147V148H180ZM187 147V148H185ZM193 147L195 150L192 148ZM196 147V148H195ZM201 147V148H198ZM221 149H220V148ZM228 149H227V148ZM231 147V148H230ZM40 148V149H39ZM60 148V149H59ZM72 148V150H71ZM80 148V149H79ZM84 150H83V149ZM96 148V149H95ZM113 148V151H111ZM119 148V149H118ZM135 148V149H134ZM178 148V150H176ZM198 148V149H197ZM206 148V149H205ZM226 148V149H224ZM230 148V149H229ZM234 148V149H233ZM250 148V149H249ZM261 148V149H260ZM20 149V150H19ZM24 149V151H23ZM39 149V150H38ZM45 149V150H44ZM50 149V150H48ZM69 149V150H68ZM94 149V150H93ZM98 149V150H97ZM106 149V150H105ZM109 151H108V150ZM128 149V150H127ZM141 149V150H140ZM171 149V150H170ZM188 150V151H185ZM232 149V150H231ZM239 149V150H238ZM254 149V150H253ZM17 150V151H16ZM42 150V151H40ZM117 150V151H116ZM120 150V151H119ZM159 150V151H158ZM160 150L162 151L160 153ZM177 152H176V151ZM204 150V151H202ZM211 150V151H210ZM218 150H220L218 152ZM242 150V151H241ZM250 152H249V151ZM254 152H252V151ZM26 151V152H25ZM73 153H72V152ZM75 151V152H74ZM83 151V152H82ZM93 152L88 153V152ZM100 153H95V152ZM102 151V152H101ZM106 151H108L106 153ZM111 151V152H110ZM141 151H143L141 153ZM157 151V152H156ZM164 151V152H163ZM182 151V152H181ZM51 152V153H49ZM59 154H56L58 153ZM80 152V153H79ZM104 152V153H103ZM128 152V153H126ZM192 152V153H191ZM195 152V153H193ZM212 152V153H211ZM216 152V153H214ZM226 154H225V153ZM249 152V153H248ZM252 152V153H251ZM259 152V153H258ZM262 152V154H260ZM27 153V155L25 154ZM31 153V154H30ZM45 153V154H44ZM47 153V154H46ZM78 155H74V154ZM84 153L85 156L84 157ZM112 153V155H111ZM139 155H138V154ZM149 153V154H148ZM154 153V155H153ZM166 153V154H164ZM170 153V154H169ZM198 153V154H196ZM246 153V154H244ZM255 153V154H254ZM22 154V155H21ZM25 154V156H23ZM35 154V155H33ZM67 154V155H66ZM73 154V156H71ZM83 154V155H82ZM88 154V155H87ZM106 154V155H105ZM114 154V155H113ZM119 154V156H118ZM124 154V155H123ZM132 155V156H129ZM143 154V155H142ZM191 154V155H190ZM206 154V155H205ZM251 154V155H250ZM19 155V156H18ZM52 155V156H51ZM61 155V156H60ZM70 155V156H69ZM93 155V156H92ZM96 155L98 157H96ZM102 155V156H101ZM105 155V156H104ZM127 155V156H126ZM137 155V156H136ZM141 155V158H140ZM159 155V156H158ZM165 155V156H164ZM178 155V156H176ZM180 155V156H179ZM202 155V157H201ZM204 155V156H203ZM220 155V156H219ZM260 155V156H259ZM35 156V158H34ZM40 156V159L38 160ZM43 156V157H42ZM47 156V157H46ZM59 156V157H58ZM77 158H76V157ZM82 156V157H81ZM92 156V158H91ZM104 156V157H103ZM108 158H107V157ZM116 156V158H114ZM122 156H125L122 158ZM129 156V157H128ZM151 156V157H150ZM159 160H157V158ZM173 156V157H172ZM213 156V157H212ZM234 158H233V157ZM248 156V157H247ZM255 158H253V157ZM19 157V158H18ZM22 157V158H21ZM32 157V159H31ZM50 157H52L50 159ZM61 157V160H60ZM63 157V158H62ZM95 157V158H94ZM106 157V158H105ZM112 159H111V158ZM119 157V158H118ZM128 157V158H127ZM135 157V158H134ZM153 157V158H152ZM170 157V158H169ZM182 158V159H179ZM223 157V158H222ZM226 157V158H225ZM228 157V159H227ZM231 157V158H230ZM251 157V158H250ZM4 158V159H3ZM67 158V159H66ZM75 158V159H74ZM80 158V159H79ZM86 158V159H85ZM102 158V159H101ZM123 160H121V159ZM134 158V159H132ZM150 158V159H149ZM152 158V160H151ZM165 158V159H164ZM173 158V159H172ZM177 160H176V159ZM222 158V160H221ZM241 158V159H240ZM243 158V159H242ZM247 158V159H246ZM3 159V160H2ZM20 159V160H19ZM27 159V160H26ZM43 159V160H42ZM46 159V160H45ZM64 161H63V160ZM70 159V160H69ZM92 159V160H91ZM96 159V160H95ZM106 159V160H105ZM110 161H109V160ZM114 159V161H113ZM126 159V160H125ZM129 159V160H128ZM142 159V160H141ZM145 159V161L143 160ZM149 159V160H148ZM154 159V160H153ZM186 159V161H185ZM224 159V160H223ZM227 159V161H226ZM251 159V161H250ZM12 160V161H11ZM23 160V161H22ZM50 160V161H49ZM56 160V161H55ZM67 166H66V161ZM75 160V162H74ZM82 160V161H80ZM95 160V161H94ZM121 160V161H120ZM134 160V161H132ZM141 160V161H140ZM147 160V162H146ZM161 160V161H160ZM204 160V161H203ZM220 160V161H219ZM233 160V161H232ZM234 160H236L234 162ZM241 160H243L241 162ZM35 161V163H34ZM37 161V162H36ZM69 161V162H68ZM71 161V162H70ZM77 161V162H76ZM85 161V162H84ZM97 161V162H96ZM107 161V162H106ZM109 161V162H108ZM116 161V162H115ZM125 161V162H124ZM129 161L130 163H128ZM132 161V162H131ZM136 161V162H135ZM151 161V162H150ZM155 161V163L153 162ZM179 161V163H178ZM183 163H182V162ZM204 163H203V162ZM232 161V162H231ZM246 163H245V162ZM249 163H248V162ZM5 162V163H4ZM14 162V163H13ZM28 162V163H27ZM51 162V165H50ZM81 162V163H80ZM94 162V164H92ZM105 162V163H104ZM119 162H121L119 164ZM135 162V163H134ZM225 162V163H224ZM252 162V163H250ZM23 163V164H22ZM25 163V164H24ZM60 163V164H59ZM81 166H79L80 164ZM90 163V164H87ZM101 163V164H98ZM104 163V164H103ZM107 163V164H106ZM112 163V164H111ZM116 163V164H114ZM143 163V164H140ZM145 163V164H144ZM159 163V164H158ZM188 163V164H187ZM198 163V164H197ZM244 163V164H243ZM41 164V166H40ZM57 164V165H56ZM62 165L59 166V165ZM70 164V165H69ZM74 164V166H73ZM97 164V165H95ZM114 164V165H113ZM124 164V165H123ZM130 164V165H129ZM153 164V165H152ZM155 164V165H154ZM157 164V165H156ZM187 164V165H186ZM202 164V165H201ZM209 166H208V165ZM224 164V165H223ZM228 164V165H227ZM246 164V166H245ZM258 164V165H257ZM39 165V168H38ZM78 165V166H76ZM91 168V170L88 167ZM95 165V166H94ZM105 165V166H104ZM107 165V166H106ZM138 165V166H137ZM183 165V166H182ZM222 165V166H221ZM234 165V167H233ZM250 165V166H249ZM14 166V167H13ZM48 166V167H47ZM53 166V170L52 167ZM70 166V167H69ZM73 166V167H72ZM102 166V168H101ZM120 166V167H119ZM148 166V167H147ZM160 166V167H159ZM177 166V167H176ZM182 166V167H181ZM187 166V167H186ZM193 166V167H192ZM219 166V167H218ZM226 168H222L225 167ZM254 166V167H253ZM9 167V169H8ZM28 167V168H27ZM41 167V168H40ZM51 167V168H50ZM64 167V168H63ZM67 167V168H66ZM76 167V168H75ZM78 167V168H77ZM82 169H79V168ZM96 167H98L96 169ZM100 167V168H99ZM112 167V168H111ZM122 167V168H121ZM150 167H152L150 169ZM165 169H164V168ZM167 167V168H166ZM192 167V168H190ZM196 167V168H195ZM201 167V168H200ZM233 167V168H232ZM240 167V168H239ZM243 167V168H242ZM245 167V168H244ZM249 167V168H247ZM6 168V171H5ZM46 168V169H45ZM63 168V169H62ZM136 168V169H135ZM159 168V169H157ZM171 168V169H170ZM180 168V169H179ZM184 168V169H183ZM187 168V169H186ZM194 168V169H193ZM236 168V169H235ZM251 168V169H250ZM255 168V169H254ZM49 169V170H48ZM68 169V170H67ZM77 169V170H76ZM89 169V170H88ZM95 169V170H93ZM102 169V170H101ZM107 169V170H106ZM110 169V170H109ZM153 169V171H151ZM156 169V170H155ZM175 169V170H173ZM180 172H179V170ZM181 169H183L181 171ZM186 169V170H185ZM190 169V170H189ZM224 169V170H223ZM231 169V170H230ZM232 169L234 171H232ZM247 169V170H246ZM253 169V170H252ZM29 170V171H27ZM51 170V171H50ZM60 170V171H59ZM64 170V171H62ZM67 170V171H66ZM72 170L74 172H72ZM79 170V172H78ZM81 170V171H80ZM85 170V171H84ZM101 170V171H99ZM106 170V171H105ZM112 170V171H111ZM118 170V171H116ZM125 170V171H124ZM150 170V171H149ZM160 170V171H157ZM178 170V171H177ZM195 170V171H194ZM197 170V173H196ZM200 170V171H199ZM202 170V171H201ZM205 170V171H204ZM229 170V171H228ZM240 170V171H239ZM246 170V172H245ZM255 170V171H254ZM14 171V172H13ZM31 171V172H30ZM48 171V173L46 172ZM59 171V172H58ZM84 171V173H83ZM91 173H90V172ZM105 171V173L103 172ZM107 171L109 173H107ZM128 171V172H126ZM139 171V172H138ZM157 171V172H156ZM190 171V173L188 172ZM194 171V172H193ZM6 172V174H5ZM10 172V175H7ZM34 172V173H32ZM58 172V173H57ZM62 172V173H61ZM97 172V173H96ZM103 172V173H102ZM112 172V173H111ZM117 172V173H116ZM130 172V173H129ZM148 172V174H147ZM151 172V173H149ZM152 172H155L153 174ZM161 172V173H160ZM164 172V174L162 173ZM176 172V173H175ZM185 172V173H184ZM188 172V173H186ZM232 172V173H231ZM236 172V173H235ZM261 172V173H259ZM39 173V174H38ZM44 173V174H43ZM66 173V174H65ZM79 173V174H78ZM80 173H82L81 176ZM86 173V174H85ZM97 176H95L96 174ZM100 173V174H99ZM102 173V174H101ZM107 173V174H106ZM116 173V174H115ZM138 173V174H137ZM157 173V175H156ZM159 173V174H158ZM183 173V175H181ZM190 176L191 174H194ZM219 173V174H218ZM231 173V174H230ZM259 173V174H258ZM14 174V175H13ZM46 174V176H45ZM53 174V175H52ZM58 174V175H57ZM99 174V175H98ZM105 174V175H103ZM112 176H111V175ZM118 174H120L118 176ZM123 174V175H122ZM132 174V175H131ZM161 174L163 177H161ZM170 174V175H169ZM173 174V175H172ZM189 174V175H188ZM198 174V175H197ZM208 174V175H207ZM210 174V175H209ZM217 174V175H216ZM245 174V175H244ZM255 174V175H254ZM4 175V176H1ZM75 175V176H74ZM107 175V176H106ZM151 175V176H150ZM155 175V176H153ZM160 175V176H159ZM179 175V176H178ZM181 175V176H180ZM215 175V176H214ZM243 179H242V177ZM7 176V177H6ZM9 176V177H8ZM12 176V177H11ZM14 176V177H13ZM16 176H19L18 178ZM28 176V177H27ZM68 176V177H67ZM85 176V178H83ZM105 176V177H104ZM129 176H135L134 178ZM139 176V177H138ZM145 178H143V177ZM148 176V177H147ZM166 177V179L164 178ZM261 176V177H260ZM37 177V178H36ZM49 177V178H48ZM55 177V178H54ZM57 177V178H56ZM71 177V178H70ZM95 177V179H94ZM100 177V178H99ZM103 178V180L101 179ZM119 177V178H117ZM127 177V179H126ZM140 179H138V178ZM155 177V178H154ZM157 177V178H156ZM161 177V178H160ZM218 177V178H217ZM247 177V178H246ZM258 177V178H257ZM11 178V181L10 179ZM13 178H15L13 180ZM46 178V180H45ZM65 178V179H64ZM83 178V179H82ZM97 178V179H96ZM112 178V180H111ZM123 178V179H122ZM131 178V180H130ZM143 178V180H142ZM169 178V179H167ZM172 178V179H171ZM205 178V179H204ZM222 178V179H221ZM5 179V182H3ZM17 179V180H16ZM33 179V180H32ZM52 179V180H51ZM53 179H55L53 181ZM69 179V180H67ZM71 179V180H70ZM93 179V180H92ZM119 179V181H118ZM126 179V180H125ZM137 179V180H136ZM155 179V181H154ZM164 179V180H162ZM209 179V180H208ZM211 179V180H210ZM214 179V180H213ZM219 179V180H218ZM255 179V180H254ZM258 181H257V180ZM2 180V181H1ZM8 180V181H7ZM48 180V181H47ZM77 180V181H76ZM102 180V181H101ZM105 180V181H104ZM108 180V181H107ZM121 180V181H120ZM130 180V181H129ZM136 180V181H135ZM141 180V181H140ZM147 180V181H146ZM161 180V181H160ZM204 180V181H203ZM208 182H207V181ZM218 180V181H217ZM13 181V182H12ZM27 181V182H26ZM70 183H69V182ZM76 183H75V182ZM80 185L78 184L79 182ZM96 181V182H95ZM107 181V182H106ZM126 181V183H125ZM145 181V182H144ZM181 181V182H180ZM192 181V182H191ZM195 181V182H194ZM198 181V182H196ZM230 181V182H228ZM12 182V183H11ZM18 182V183H15ZM32 182V183H30ZM36 182V183H35ZM49 182V183H48ZM68 182V183H67ZM78 182V183H77ZM93 182V184H92ZM105 182V183H104ZM111 182V183H110ZM119 182V183H118ZM201 182V183H200ZM215 182V183H214ZM225 182V183H224ZM235 182V184L233 183ZM263 182V183H262ZM23 183V184H22ZM28 183V184H27ZM35 183V184H34ZM62 183V184H61ZM86 183V184H85ZM102 185H101V184ZM140 183V184H139ZM147 183V184H146ZM189 183V185H188ZM204 183V184H202ZM210 183V184H209ZM218 183H222L218 185ZM228 183V184H227ZM7 184V185H6ZM19 186H17V185ZM56 184V185H55ZM72 184V185H71ZM74 184V185H73ZM77 184V185H76ZM82 184V185H81ZM111 184V185H110ZM117 184V185H116ZM191 184V185H190ZM199 184V185H198ZM206 184V185H205ZM227 184V185H226ZM6 185V186H5ZM28 185V186H27ZM76 185V186H75ZM165 185V186H164ZM204 188H202V186ZM209 185V186H208ZM217 187H216V186ZM223 185V186H221ZM225 185V186H224ZM235 185V186H234ZM10 186V187H9ZM23 186V187H22ZM30 186V187H29ZM39 186V187H38ZM71 186V187H70ZM90 186V187H89ZM100 186V187H99ZM112 186V187H111ZM161 186V187H160ZM164 186V187H162ZM173 186V187H172ZM200 186V187H199ZM231 186V187H230ZM6 187V188H5ZM44 191H42V189ZM58 187V188H56ZM77 187V189L75 188ZM86 187V188H85ZM103 187V188H102ZM108 187V188H106ZM124 187V188H123ZM166 188V190H164ZM170 187V189H168ZM195 187V188H194ZM199 187V191H198ZM214 189H213V188ZM231 189H229V188ZM244 190H242L241 189ZM262 187V189H261ZM23 188V189H22ZM40 188V189H39ZM67 188V189H65ZM112 188V189H111ZM117 188V189H116ZM121 188L123 189L121 191ZM126 188V189H125ZM159 188V189H158ZM162 190H161V189ZM173 188V189H172ZM176 188V190H175ZM187 188V189H186ZM202 188V189H200ZM217 188V189H216ZM225 188V189H224ZM236 188V189H235ZM238 188V190H237ZM3 189V191H2ZM56 189V190H55ZM88 189V190H87ZM100 189V190H99ZM115 189V190H114ZM125 189V190H124ZM148 189V190H147ZM152 189V190H151ZM179 189V190H178ZM188 191H186V190ZM193 189V190H192ZM235 189V190H234ZM247 189V191H246ZM60 190V191H59ZM63 190H65L63 192ZM70 190V191H69ZM85 190V191H84ZM118 190V191H116ZM131 190V191H130ZM139 190V191H138ZM146 192H144V191ZM160 190V191H159ZM164 190V191H163ZM169 190V191H168ZM175 190V191H173ZM196 190L198 192H196ZM217 190H221L220 192ZM223 190V192H222ZM41 191V192H40ZM58 191V192H57ZM72 191L74 193H72ZM81 191V192H80ZM149 191V192H148ZM155 191V192H154ZM159 191V192H157ZM173 191V192H172ZM177 191V192H176ZM179 191V192H178ZM186 194L182 193L185 192ZM194 191V194L193 192ZM201 191V192H200ZM203 191V192H202ZM208 191V192H206ZM215 191V192H214ZM226 191V192H225ZM229 191V192H227ZM235 195L233 194L234 192ZM242 191V192H241ZM71 192V193H70ZM77 192V194H76ZM89 192V193H88ZM101 192V193H100ZM130 192V193H129ZM142 192L144 194H142ZM154 192V193H153ZM161 192V193H160ZM164 192V193H163ZM189 192V193H188ZM222 192V193H221ZM247 192V193H246ZM10 193V194H9ZM12 193V194H11ZM64 193V194H63ZM67 193V194H66ZM69 193V194H68ZM99 193V194H98ZM105 193V194H104ZM116 193V196H115ZM121 193V194H120ZM129 193V194H128ZM146 193V196H144ZM149 193V194H148ZM155 193L157 195H155ZM173 193H176L173 194ZM199 193V194H198ZM240 193V194H239ZM3 194V195H2ZM86 196H83V195ZM93 196H92V195ZM123 194V195H122ZM140 194V196H138ZM159 194V195H158ZM161 194V195H160ZM173 194V195H172ZM184 194V196H182ZM250 194V195H249ZM257 196H255V195ZM11 195V196H10ZM109 197H107V196ZM113 195V196H112ZM127 195V196H126ZM136 195V196H135ZM142 195V196H141ZM148 195V196H147ZM151 195V196H150ZM153 195V196H152ZM168 195V196H167ZM175 195V196H174ZM181 195V196H180ZM187 195V196H186ZM197 195V196H196ZM210 195V196H209ZM234 197H233V196ZM242 195V198H241ZM245 195V196H244ZM3 196V197H2ZM22 196V197H21ZM62 196V197H61ZM124 196V197H122ZM133 196V198H132ZM161 196V197H159ZM165 196V197H164ZM170 196V197H169ZM186 196V197H185ZM197 199H196V197ZM200 196V197H198ZM203 198H202V197ZM12 197V198H11ZM54 197V198H53ZM80 197V198H79ZM83 197V198H82ZM87 197V198H85ZM89 197V198H88ZM145 199H144V198ZM149 197V199H148ZM167 197V198H166ZM182 197V198H181ZM190 197V198H187ZM233 197V198H232ZM76 198V199H75ZM79 198V199H78ZM91 198V199H90ZM143 198V199H142ZM153 198V199H152ZM155 198H157L155 200ZM193 198V199H192ZM195 198V199H194ZM218 198V199H217ZM239 200H238V199ZM244 198V199H243ZM20 199V200H19ZM58 199V200H56ZM72 199V201H71ZM88 201H87V200ZM110 199V201H109ZM117 199V200H115ZM127 199V200H126ZM130 199V200H129ZM134 199V200H133ZM147 199V200H146ZM168 199V201H167ZM190 201H189V200ZM215 199V200H214ZM217 199V200H216ZM235 199V200H234ZM250 199V200H248ZM24 200V201H23ZM47 200V201H46ZM94 200V202L92 201ZM98 200V201H97ZM100 200V201H99ZM122 200V201H121ZM124 200V201H123ZM126 200V201H125ZM149 200V201H148ZM152 200V201H151ZM175 200V201H174ZM211 200V201H210ZM237 200V201H236ZM15 201V202H14ZM29 201V202H28ZM51 201V202H50ZM67 201V202H66ZM80 201V202H79ZM85 203H84V202ZM134 201V202H133ZM146 201L147 204H146ZM172 201V202H171ZM189 201V202H188ZM197 201V202H196ZM202 203H201V202ZM214 201V202H213ZM225 201V202H224ZM250 201V203H249ZM31 202V203H30ZM70 202V203H69ZM110 202V203H108ZM118 202V203H117ZM123 202V203H122ZM136 202V203H135ZM155 202V203H153ZM160 202V203H159ZM165 202V203H164ZM183 202V203H182ZM210 204H208V203ZM221 204H220V203ZM236 204H235V203ZM256 204H255V203ZM261 202V203H260ZM7 203V204H6ZM67 205H66V204ZM88 203V204H87ZM105 205H104V204ZM120 203V204H119ZM122 203V204H121ZM125 203V204H124ZM127 203V204H126ZM138 203H140L138 205ZM149 203V204H148ZM151 203V205H150ZM174 203V205H173ZM177 203V204H176ZM180 203H182L180 205ZM198 203V204H197ZM230 205H228V204ZM240 203V204H239ZM243 203V204H242ZM246 205H245V204ZM253 203V204H252ZM39 206H38V205ZM99 204V205H97ZM103 204V205H102ZM131 204V205H130ZM138 206H134V205ZM164 204V205H162ZM170 204H172L170 207ZM186 206H185V205ZM197 204V205H195ZM251 204V205H250ZM60 207H59V206ZM69 205V206H68ZM72 208H71V206ZM81 205V206H80ZM91 205V206H90ZM94 205V206H93ZM103 207H102V206ZM124 205V206H122ZM126 205V207H125ZM153 205V206H152ZM161 208H160V206ZM167 205V208H166ZM200 205V206H199ZM206 205V206H205ZM240 205V206H239ZM254 205V206H253ZM263 205V206H262ZM16 206V207H15ZM50 206V207H49ZM88 206H90L88 208ZM93 206V207H92ZM105 206V208H104ZM110 208L108 209L107 208ZM110 206V207H109ZM121 206V207H120ZM133 206V207H130ZM141 206V207H140ZM145 208H144V207ZM148 206V207H147ZM164 206V207H163ZM173 206V207H172ZM176 206V207H175ZM213 206V207H212ZM218 206V207H217ZM243 206V208L241 207ZM249 206V207H248ZM19 207V208H17ZM74 207V208H73ZM83 207V208H82ZM96 207V208H95ZM143 207V208H142ZM159 207V209H157ZM179 207V208H178ZM191 207V208H190ZM200 207V208H199ZM207 207V208H205ZM216 207V208H215ZM227 207V208H226ZM240 207V209L238 208ZM254 207V208H252ZM259 207V208H258ZM263 207V208H262ZM19 212L17 211V209ZM80 208V209H78ZM123 208V209H122ZM126 208V209H125ZM129 208V209H128ZM139 208V209H138ZM175 208V209H174ZM177 208V209H176ZM213 208V209H212ZM215 208V209H214ZM222 208V209H221ZM231 208V209H230ZM235 208V209H234ZM262 208V209H261ZM6 209V210H5ZM90 209V210H89ZM94 209V210H93ZM102 209V210H101ZM106 209V210H105ZM131 209V211H130ZM134 209V210H133ZM137 209V210H136ZM165 209V210H164ZM167 209V210H166ZM174 209V211H172ZM185 209V210H184ZM192 209V210H191ZM205 209V210H204ZM254 209V211H253ZM257 211H256V210ZM24 210V211H23ZM101 210V211H100ZM121 210V211H120ZM143 210V211H142ZM149 210V213H148ZM171 210V211H169ZM210 210V211H209ZM220 210V211H219ZM222 210V211H221ZM228 210V211H227ZM239 210V211H238ZM241 210V211H240ZM243 210H245L243 212ZM252 210V211H251ZM52 213H51V212ZM67 211V212H65ZM82 211V212H81ZM86 211V212H85ZM113 211V212H112ZM117 213H116V212ZM120 211V212H119ZM140 211V212H139ZM142 211V212H141ZM154 211V212H153ZM159 211V212H157ZM182 213H181V212ZM193 214L191 216L190 213ZM196 211V212H195ZM215 211V212H214ZM228 213H227V212ZM230 211V212H229ZM233 211V213H232ZM236 211V212H235ZM247 211V212H246ZM249 211V212H248ZM9 212V213H7ZM39 212V213H38ZM63 212V214H62ZM65 212V213H64ZM73 212V214H72ZM109 212V213H108ZM126 214H125V213ZM151 212V213H150ZM166 212V213H165ZM168 212V213H167ZM178 212V213H177ZM180 212V213H179ZM243 212V214L241 213ZM253 212V213H252ZM12 213V214H11ZM55 213V214H54ZM77 213V214H76ZM85 213V214H84ZM121 213V214H120ZM123 213V214H122ZM129 213V214H128ZM134 215H133V214ZM138 213V214H137ZM142 213V214H141ZM153 213V214H152ZM195 213V214H194ZM208 213V215H207ZM216 213V215H215ZM220 213V214H219ZM225 213V215H224ZM236 213V214H234ZM238 213V214H237ZM241 213V214H240ZM246 213V215L244 214ZM251 213V214H250ZM6 214V216L4 215ZM39 214V215H38ZM67 214V215H65ZM69 214V217H68ZM71 214V215H70ZM80 214V215H79ZM83 214V215H82ZM96 214L99 216H96ZM110 214V215H109ZM131 214V215H130ZM174 214V215H173ZM188 216H187V215ZM203 214V215H202ZM211 214V215H210ZM227 214V215H226ZM234 214V215H233ZM240 214V215H239ZM4 217H2V216ZM11 215V216H10ZM14 215V216H13ZM85 215V216H84ZM102 217H101V216ZM120 215V216H119ZM126 217H124V216ZM137 215V216H136ZM142 215L144 217H142ZM154 215V216H153ZM190 215V216H189ZM246 218H243V216ZM10 216V217H9ZM49 216V217H48ZM53 216V217H52ZM59 216V217H58ZM63 216V218H62ZM81 216V217H80ZM84 216V217H83ZM116 216V217H115ZM147 216V217H145ZM151 216V217H150ZM153 216V217H152ZM159 216V217H158ZM169 216V217H168ZM174 216V217H173ZM180 216V217H179ZM198 216V217H197ZM202 216V217H201ZM206 216V217H205ZM213 216V217H211ZM235 216V217H234ZM42 217V218H41ZM95 217V218H94ZM105 217V218H104ZM128 217V218H127ZM138 217V218H137ZM141 217V218H140ZM205 217V218H203ZM216 217V218H215ZM220 217V218H219ZM226 217V218H225ZM253 217V218H251ZM255 217V219H254ZM257 217V218H256ZM262 217V218H261ZM5 218V219H4ZM10 218L12 220H10ZM14 218V219H13ZM53 218V219H51ZM58 218V219H57ZM72 218V219H71ZM78 218V219H77ZM94 218V219H90ZM98 218L100 219L98 222ZM145 218V219H144ZM150 219V221L148 219ZM153 218V219H152ZM177 218V219H176ZM182 218V219H181ZM194 218V219H193ZM209 218V219H207ZM222 218V219H221ZM225 218V221L223 220ZM238 218V219H237ZM243 218V219H242ZM260 218V220H259ZM4 223H3V220ZM75 221H74V220ZM86 219V221H85ZM103 219V221L101 220ZM110 219V221H109ZM131 220V221H128ZM137 219V220H136ZM141 219V220H140ZM171 219V221H170ZM185 219V220H184ZM211 219V220H210ZM59 220V221H57ZM62 220V222H60ZM66 220V221H65ZM90 220V221H89ZM161 220V221H160ZM166 220V221H165ZM206 220V221H205ZM232 220V221H231ZM236 220V221H235ZM245 220V223H244ZM9 223H8V222ZM71 221V222H70ZM79 221V222H78ZM85 221V222H84ZM97 221V222H96ZM114 221V222H113ZM117 221V222H116ZM140 221V222H139ZM142 221V222H141ZM174 221V222H173ZM190 221V222H189ZM200 221V222H199ZM215 221V222H214ZM218 221V222H217ZM16 222V224H15ZM19 222V223H18ZM43 222V223H41ZM46 224H45V223ZM69 222V223H68ZM76 222V223H73ZM78 222V223H77ZM81 222V223H80ZM101 222V223H100ZM138 222V223H135ZM152 222V223H151ZM156 222V223H155ZM166 222V223H164ZM176 222V223H175ZM180 222V223H179ZM235 224H234V223ZM259 222V223H258ZM50 223V224H49ZM86 223V224H85ZM108 223V225H107ZM116 223V224H115ZM121 223V224H120ZM124 226H123V224ZM134 223V224H133ZM141 223V224H140ZM144 223V224H143ZM150 223V224H149ZM154 223V224H153ZM183 223V224H182ZM248 225H247V224ZM100 224V225H99ZM120 224V225H119ZM140 224V225H139ZM143 224V225H142ZM170 224V225H169ZM217 224V225H216ZM220 224V225H219ZM228 224V225H227ZM3 225V226H2ZM41 227H40V226ZM66 225V226H65ZM68 225V226H67ZM102 225V226H101ZM105 225L107 227H105ZM137 225V226H136ZM142 225V226H141ZM146 225V227H145ZM155 225V226H153ZM186 225V226H184ZM198 225V226H196ZM209 225V226H208ZM222 225V226H221ZM261 225V226H260ZM103 226L105 227L103 229ZM110 226V227H109ZM150 226V227H148ZM153 226V227H152ZM161 226V227H160ZM170 228V229H166ZM169 226V227H168ZM176 226V227H175ZM194 228H192V227ZM201 228H200V227ZM207 226V227H206ZM219 226V227H218ZM229 226V227H228ZM238 228H237V227ZM243 228H242V227ZM263 226V227H262ZM75 227V229H74ZM89 227V228H88ZM160 227V228H159ZM203 227V229H202ZM213 227V228H212ZM245 227V228H244ZM261 227V228H260ZM44 228V229H43ZM54 230H53V229ZM85 228V229H84ZM91 228V229H90ZM111 228V229H109ZM133 228V229H132ZM152 228V229H151ZM162 228V229H161ZM172 228V229H171ZM218 228V229H217ZM223 228V229H222ZM228 228V229H227ZM233 228V229H232ZM254 228V229H253ZM101 229V231H100ZM104 231H103V230ZM109 229V230H108ZM115 231H114V230ZM119 229V230H118ZM131 229V230H130ZM159 229V230H157ZM186 229V230H185ZM193 229V230H192ZM237 229V230H235ZM250 229V230H249ZM45 230L46 232L42 231ZM51 230V231H50ZM74 230V231H73ZM125 230V231H124ZM128 230V231H127ZM135 230L137 232H135ZM165 230V231H164ZM199 230V231H197ZM207 230V231H206ZM214 230V231H213ZM216 230V231H215ZM230 230V231H229ZM244 232H243V231ZM246 230V231H245ZM252 230V231H251ZM23 231V232H22ZM71 231V232H70ZM87 231V232H86ZM96 231V232H95ZM98 231V232H97ZM107 231V232H106ZM109 231V232H108ZM122 231V232H120ZM140 231V232H139ZM146 233H145V232ZM167 231V232H166ZM195 231V232H194ZM197 231V232H196ZM203 231V233H202ZM221 231V232H220ZM240 231V232H239ZM16 232V233H14ZM62 232V233H61ZM74 232V233H73ZM104 232V233H103ZM118 232V233H117ZM124 232V233H123ZM128 234H127V233ZM131 234H130V233ZM133 232V233H132ZM141 234H139V233ZM166 232V233H164ZM169 232V233H168ZM171 232V233H170ZM183 232V233H182ZM236 232V233H235ZM248 232V233H245ZM252 232V233H251ZM13 233V234H12ZM22 233V234H21ZM31 233V234H30ZM42 233H44L42 235ZM48 233V234H47ZM79 233V234H78ZM101 233V234H100ZM103 233V234H102ZM105 233H108L107 235ZM138 233V235H137ZM160 233V234H159ZM177 233L179 235H177ZM193 233V234H192ZM196 233V234H194ZM226 233V234H225ZM235 237H234V234ZM238 233V234H237ZM241 233V234H240ZM244 233V234H243ZM251 233V234H250ZM10 234V235H9ZM20 234V235H19ZM54 236H53V235ZM72 234V235H71ZM100 234V235H99ZM117 234V235H115ZM125 234V235H124ZM135 237H134V235ZM143 234V235H142ZM146 234V235H145ZM163 234V236H162ZM181 234V235H180ZM237 234V235H236ZM45 235V236H44ZM79 235V236H78ZM105 235V236H104ZM114 235V237H113ZM119 235H122L119 237ZM137 235V237H136ZM149 235V236H148ZM177 235V237L175 236ZM190 235V236H189ZM217 235V236H216ZM230 235V236H229ZM49 236V237H48ZM64 236V237H62ZM66 236V237H65ZM77 236V237H76ZM82 236V237H81ZM93 236V237H92ZM99 236V237H98ZM116 236V237H115ZM128 236V237H127ZM132 236V239H131ZM166 236V238L164 237ZM169 236V237H168ZM247 236V237H246ZM13 237V238H12ZM23 237V238H22ZM60 237V238H59ZM79 237V238H78ZM87 237V238H86ZM96 237V239H95ZM127 237V238H126ZM149 237V239H148ZM180 237V240H179ZM197 237V238H196ZM206 237V238H205ZM232 237V238H231ZM234 237V238H233ZM252 237V238H251ZM26 238V239H24ZM35 240H34V239ZM54 238V239H53ZM80 240H78V239ZM83 238V240H82ZM89 238V239H88ZM98 238V239H97ZM124 238L126 240H124ZM130 238V239H128ZM135 240H134V239ZM138 238V241H137ZM208 238V239H207ZM221 238V240H220ZM236 238V239H235ZM243 238V239H242ZM260 238V239H259ZM14 239V240H13ZM42 239V240H41ZM59 239V240H58ZM72 239V240H71ZM93 239V240H92ZM117 239V240H116ZM189 239V240H188ZM211 239V240H210ZM219 239V240H218ZM230 239V240H229ZM255 239V241H254ZM31 240V241H30ZM68 240V241H67ZM74 240V241H73ZM87 240V241H86ZM92 240V241H90ZM105 240V241H104ZM110 240V241H109ZM112 240V241H111ZM115 240V241H114ZM121 240V241H120ZM123 240L125 242H123ZM130 240V241H129ZM145 240V242H144ZM147 240V241H146ZM179 240V241H178ZM194 240V241H193ZM217 240V241H216ZM245 240V241H244ZM251 240V242H250ZM25 241L27 243H25ZM34 241V242H33ZM36 241V242H35ZM63 241V242H62ZM66 243H65V242ZM86 241V242H85ZM95 241V242H93ZM101 241V242H100ZM184 241V242H183ZM199 241V242H198ZM207 241V242H206ZM212 241V243L209 242ZM215 241V242H213ZM220 241V242H219ZM224 241V242H223ZM227 241V242H226ZM233 241V242H231ZM239 241V242H238ZM29 242V243H28ZM51 242V243H50ZM60 242V243H59ZM81 242V243H80ZM113 242V243H112ZM120 242V243H119ZM139 242V243H138ZM149 242V243H148ZM177 242V243H176ZM201 242V243H200ZM222 242V243H221ZM229 242V243H228ZM231 242V243H230ZM244 242V243H243ZM248 242V243H247ZM253 242V243H252ZM261 242V244H259ZM2 243V244H1ZM53 243V244H52ZM80 243V244H79ZM96 243V244H95ZM105 243V244H104ZM126 243V244H125ZM186 243V244H184ZM209 243V244H208ZM217 243V244H216ZM229 244L227 247L226 244ZM243 243V245L241 244ZM247 243V244H245ZM263 243V244H262ZM21 244V245H20ZM34 244V245H33ZM67 244V245H66ZM121 244V245H120ZM129 244V245H128ZM139 244V245H138ZM154 244V245H153ZM202 244V245H201ZM207 244V245H205ZM222 244V245H221ZM252 244V245H251ZM254 244V245H253ZM257 244V245H256ZM43 245V246H42ZM45 245V246H44ZM51 245V246H50ZM62 245V246H61ZM72 245V246H71ZM82 247V248H80ZM83 245V246H82ZM85 245V246H84ZM87 245V247H86ZM91 245V246H90ZM101 245V246H99ZM115 247H114V246ZM126 245V246H125ZM150 247H149V246ZM166 245V247H165ZM186 245V246H185ZM201 245V247H200ZM204 245V247H203ZM231 245V246H230ZM40 246V247H39ZM108 246V247H107ZM122 246V247H120ZM141 246V247H140ZM144 246V247H143ZM147 246V247H146ZM179 246V247H178ZM185 246V248H184ZM194 246V247H193ZM196 246V247H195ZM210 246V247H209ZM225 246V247H224ZM234 246V247H233ZM250 246V247H249ZM262 246V248H261ZM2 247V249H1ZM5 247V248H4ZM10 247V248H9ZM23 247V248H22ZM31 247V248H30ZM42 247V248H41ZM46 247V248H45ZM54 249H53V248ZM62 247V248H61ZM64 247V248H63ZM74 247V248H73ZM92 247V248H91ZM120 247V248H119ZM133 247V248H132ZM146 247V248H145ZM178 247V248H177ZM219 247V248H218ZM260 247V248H259ZM4 248V249H3ZM77 248V249H76ZM85 248V249H84ZM88 248V249H87ZM94 248V249H93ZM107 248V250H106ZM123 248L124 251H121ZM128 248V249H127ZM131 248V249H130ZM148 248V249H147ZM169 248V249H168ZM181 248V249H180ZM183 248V249H182ZM191 248V249H190ZM233 248V249H232ZM242 248V249H241ZM258 248V249H257ZM9 249V251H8ZM23 249V251H22ZM26 249V250H25ZM44 251L42 252V250ZM46 249V250H45ZM57 249V250H56ZM69 249V250H68ZM80 249V250H79ZM82 249V250H81ZM90 249V250H89ZM99 249V250H98ZM121 249V250H119ZM145 249V250H144ZM177 249V250H176ZM180 249V250H179ZM188 249V250H187ZM238 249V250H237ZM256 249V250H255ZM50 250V251H49ZM61 250V251H60ZM78 250V251H77ZM92 250V251H91ZM114 250V251H113ZM182 250V251H181ZM184 250V251H183ZM187 250V251H186ZM212 250V251H211ZM216 252H215V251ZM236 250V251H235ZM242 250V251H240ZM247 250V251H246ZM7 251V252H6ZM68 251V252H67ZM81 251V252H80ZM94 251V252H93ZM118 251V252H116ZM167 251V252H166ZM222 251V252H218ZM224 251V252H223ZM15 252V253H14ZM29 252V253H28ZM42 252V253H40ZM50 252H52L50 254ZM56 252V253H55ZM62 252V253H61ZM96 252V253H95ZM114 252L116 254H114ZM195 255H194V253ZM206 252V254H205ZM210 252V253H209ZM14 253V254H13ZM36 253V255H34ZM59 253V254H58ZM88 253V254H87ZM91 253V254H90ZM119 253V255L117 254ZM129 253V254H128ZM133 255H132V254ZM136 253V254H135ZM170 253V254H169ZM174 253V254H173ZM216 253V254H215ZM18 254V255H17ZM20 254V255H19ZM24 254L28 256H24ZM33 256H32V255ZM71 254V255H70ZM100 254V255H99ZM123 254V255H122ZM128 256H127V255ZM205 254V255H204ZM208 254V256H207ZM213 254V255H212ZM219 254V255H218ZM226 254V255H225ZM229 254V255H228ZM261 254V255H259ZM263 254V255H262ZM7 255V257H6ZM63 255V257H61ZM67 257H65V256ZM81 255V256H80ZM84 255V256H83ZM86 255V256H85ZM89 255V256H88ZM126 255V256H125ZM131 255V256H130ZM170 255V256H169ZM204 255V256H203ZM252 255V256H251ZM22 256V257H21ZM140 256V257H138ZM186 256V257H185ZM223 256V257H221ZM230 256V257H229ZM247 256V257H246ZM14 257V258H13ZM59 257V259H58ZM89 257V258H88ZM102 257V258H101ZM105 257V258H104ZM124 257V258H123ZM145 257V258H144ZM149 257V258H148ZM209 257V259L207 258ZM213 257L215 258L214 260ZM217 257V258H216ZM260 257V258H259ZM9 258V259H7ZM23 258V259H22ZM28 258V259H27ZM35 258V262H34ZM45 258V259H44ZM47 258V259H46ZM64 258V259H63ZM99 258V260H97ZM127 258V259H126ZM141 258V259H140ZM168 258V259H167ZM173 258V259H172ZM193 258V259H192ZM233 258V259H232ZM235 258V259H234ZM256 258V259H255ZM17 259V260H16ZM62 259V260H61ZM74 259V260H72ZM77 259V260H76ZM89 259V260H88ZM196 259V260H195ZM211 259V261H210ZM219 259V260H218ZM230 259V260H229ZM239 259V261H238ZM263 259V260H262ZM10 260V261H9ZM16 260V262H15ZM67 261L65 263V261ZM79 260H82L79 262ZM97 260V261H96ZM103 260V261H102ZM125 260V261H123ZM138 260V262H136ZM141 260V261H140ZM167 263H166V261ZM172 260V261H171ZM186 260V261H185ZM193 260V261H192ZM217 260V261H216ZM225 260V261H224ZM229 260V261H228ZM22 263H21V262ZM26 261V262H25ZM32 261V262H31ZM37 261V262H36ZM41 261V262H40ZM47 261V262H45ZM49 261V262H48ZM70 261V262H69ZM73 261V262H72ZM102 261V262H101ZM111 261V262H110ZM114 261V262H113ZM145 261V262H144ZM151 261V262H150ZM154 261V262H153ZM174 261V262H173ZM203 261V262H202ZM215 261V262H214ZM236 263H234V262ZM244 261V262H243ZM256 261V263H255ZM8 262V263H7ZM28 262V263H27ZM56 262V263H55ZM61 262V263H60ZM63 262V263H62ZM72 262V263H71ZM84 262V263H83ZM93 262V263H92ZM99 262V263H98ZM132 262V263H131ZM233 262V263H232ZM246 262V263H245ZM253 262V263H252ZM261 262V263H260ZM104 263V264H106Z\"/></svg>","mask_w":264,"mask_h":264},{"label":"bare ground","instance_id":"obj_2","mask_svg":"<svg viewBox=\"0 0 264 264\" xmlns=\"http://www.w3.org/2000/svg\"><path fill=\"white\" fill-rule=\"evenodd\" d=\"M3 1H5V0H3ZM6 1H7V0H6ZM10 1H11V0H10ZM42 1H43V0H42ZM50 1H51V0H50ZM50 1H49V2H50ZM57 1H58V0H57ZM73 1H74V0H73ZM81 1H82V0H81ZM90 1H91V0H90ZM97 1H98V0H97ZM97 1L94 0L95 3H96ZM173 1H174V0H173ZM261 1H262V0H261ZM0 2H1V1H0ZM12 2L14 3V1H12ZM20 2H21V1H20ZM22 2H23V1H22ZM24 2H25V1H24ZM27 2H28V0H27ZM27 2H26V3H27ZM30 2H31L30 4L35 5V6L37 7L38 5H40L41 0H32V1H30ZM44 2H47V1L45 0ZM53 2H54V0H53ZM53 2H52V5H53ZM68 2H69V1H68ZM76 2H77V1H76ZM78 2H79V0H78ZM84 2H85V1H84ZM91 2H92V1H91ZM99 2H100V1H99ZM99 2H97V3L99 4ZM101 2H103V1L101 0ZM101 2H100V3H101ZM118 2H119V1H118ZM163 2H164V1H163ZM179 2H181V1H179ZM182 2H183V1H182ZM186 2H187V1H185V3H186ZM190 2H191V1H190ZM193 2H194V1H193ZM195 2H196V1H195ZM198 2H199V1H198ZM198 2H197V3H198ZM209 2H210V1H209ZM8 3H9V2H8ZM10 3H11V2H10ZM18 3H19V2H18ZM47 3H48V2H47ZM82 3H83V2H82ZM87 3H88V2H87ZM95 3H94V4H95ZM157 3H158V1H157ZM202 3H203V1H202ZM23 4H24V3H23ZM48 4H49V3H48ZM56 4H57V3H56ZM102 4H103V3H102ZM181 4H182V3H181ZM190 4H192V3H190ZM242 4H244V3L242 2ZM11 5H14V4H11ZM18 5H19V4H18ZM18 5H17V6L14 5V7H15V6H16V7H19ZM27 5H28V3H27ZM27 5H26V6H27ZM32 5H31V6H32ZM43 5H44V8H45V5H46V4H42V6H43ZM95 5H96V4H95ZM105 5H106V4H105ZM160 5H161V4H160ZM162 5H163V4H162ZM162 5H161V6H162ZM175 5H176V4H175ZM178 5L180 6V4H178ZM182 5H183V4H182ZM192 5H194V4H192ZM205 5H206V4H205ZM220 5H221V4H220ZM9 6H10V5H9ZM21 6H22V5H21ZM49 6H50V4H49ZM49 6H47V7H49ZM57 6H58V4H57ZM163 6H164V5H163ZM163 6H162V7H163ZM179 6H178V7H179ZM183 6H184V5H183ZM189 6H191V5H189ZM28 7H29V6H28ZM51 7H54V6H51ZM55 7H56V6H55ZM59 7H60V6H59ZM185 7H186V6H185ZM191 7H193V6H191ZM191 7H190V8H191ZM201 7H202V6H201ZM9 8H10V7H9ZM11 8H12V6H11ZM29 8H30V7H29ZM41 8H42V7H41ZM44 8H43V9H44ZM181 8H182V7H181ZM183 8H184V7H183ZM249 8H251V7H249ZM255 8H256V7H255ZM258 8H260V7H258ZM17 9H18V8H17ZM17 9H16V10H17ZM22 9H23V8H22ZM33 9H35V8H33ZM38 9H39V8H38ZM50 9H51V8H50ZM140 9H141V8H140ZM165 9H166V8H165ZM176 9H177V8H176ZM197 9H198V8H197ZM211 9H212V8H211ZM0 10H1V9H0ZM19 10L21 11V8H20ZM36 10H37V9H36ZM48 10H49V9H48ZM131 10H132V9H131ZM160 10H161V9H160ZM166 10L168 11V9H166ZM184 10H185V9H184ZM186 10H188V8H187ZM198 10H200V8H199ZM198 10H197V11H198ZM213 10H214V9H213ZM213 10H212V11H213ZM257 10H258V9H257ZM20 11H19V12H20ZM40 11H41V9H40ZM43 11H44V10H43ZM46 11H47V10H46ZM136 11H137V10H136ZM138 11H139V10H138ZM154 11H155V10H154ZM157 11H158V14H159V10H158V9H157ZM174 11H175V10H174ZM203 11H204V10H203ZM205 11H206V10H205ZM209 11H210V10H209ZM209 11H208V13H209ZM221 11H222V10H221ZM224 11H225V10H224ZM162 12H163V11H162ZM162 12H161V14H162ZM182 12H184V11H182ZM187 12H188V11H187ZM198 12L201 13L202 11L200 10V11H198ZM210 12H211V11H210ZM9 13H10V12H9ZM33 13H34V12H33ZM35 13H36V12H35ZM41 13H42V12H41ZM43 13H44V12H43ZM92 13H93V12H92ZM92 13H91V14H92ZM97 13H98V12H97ZM97 13H96V14H97ZM131 13H132V12H131ZM152 13H153V12H152ZM165 13H166V15L168 14L167 12H165ZM215 13H216V12H215ZM156 14H157V13H156ZM158 14H157V16H158ZM202 14H203V13H202ZM204 14H205V13H204ZM76 15H77V14H76ZM164 15H165V14H164ZM189 15H190V14H189ZM205 15H206V14H205ZM207 15H208V14H207ZM154 16H155V15H154ZM169 16H170V15H169ZM171 16H172V15H171ZM208 16H209V15H208ZM73 17H74V16H73ZM127 17H128V16H127ZM196 17H197V16H196ZM196 17H195V18H196ZM201 17H202V16H200V18H201ZM203 17H204V16H203ZM212 17H213V16H212ZM215 17H216V16H215ZM220 17H221V16H220ZM220 17H219V18H220ZM222 17H223V15H222ZM93 18H94V17H93ZM93 18H92V19H93ZM119 18H120V17H119ZM124 18H125V17H124ZM128 18H129V17H128ZM132 18H133V17H132ZM169 18H171V17H169ZM169 18H168V19H169ZM197 18H199V17H197ZM200 18H199V20H200ZM204 18H205V17H204ZM217 18H218V16H217ZM99 19H100V18H99ZM99 19H98V20H99ZM105 19H106V18H105ZM113 19H114V18H113ZM117 19H118V18H117ZM117 19H116V20H117ZM143 19H145V18H143ZM149 19H150V18H149ZM159 19H160V18H159ZM162 19H163V18H162ZM179 19H180V18H179ZM179 19H178V20H179ZM212 19H213V18H212ZM215 19H216V18H215ZM231 19H232V18H231ZM72 20H73V19H72ZM106 20H107V19H106ZM116 20H115V22L117 23L118 21H116ZM119 20H120V19H119ZM121 20H122V19H121ZM121 20H120V22H121ZM126 20H127V19H126ZM126 20H125V21H126ZM132 20H133V19H132ZM157 20H158V19H157ZM174 20H175V19H174ZM176 20H177V19H176ZM182 20H183V19H182ZM194 20H195V19H194ZM201 20H202V19H201ZM227 20H228V19H227ZM235 20H236V19H235ZM128 21L130 22V20H127V22H128ZM184 21H186V20H184ZM220 21H221V20H220ZM224 21H225V19H224ZM257 21H258V20H257ZM66 22H67V21H66ZM82 22H83V21H82ZM97 22H98V21H97ZM129 22H128V23H129ZM131 22H132V21H131ZM165 22H166V21H165ZM168 22H169V21H168ZM176 22H177V21H176ZM190 22H191V21H190ZM194 22H195V21H194ZM212 22H213V21H212ZM215 22H216V21H215ZM229 22H231V21H229ZM67 23H68V22H67ZM100 23H101V19H100ZM100 23H99V25H100ZM116 23H115V24H116ZM123 23H124V22H123ZM128 23H126V24H128ZM152 23H155V22L153 21ZM157 23H158V22H157ZM171 23H172V22H171ZM177 23L179 24V21H178ZM185 23H186V22H185ZM196 23H199V22L197 21ZM208 23H209V18H208ZM242 23H243V22H242ZM246 23H247V22H246ZM74 24H75V23H74ZM87 24H88V23H86V26H87ZM97 24H98V23H97ZM102 24H103V22H102ZM111 24H112V23H111ZM113 24H114V23H113ZM119 24H121V23H119ZM119 24H117V26H118ZM130 24H131V23H130ZM143 24H144V23H143ZM143 24H142V26H143ZM162 24H163V23H162ZM183 24H184V23H183ZM212 24H213V23H212ZM219 24H220V23H219ZM235 24H236V23H235ZM253 24H254V23H253ZM24 25H25V24H24ZM75 25H77V24H75ZM80 25H81V24H80ZM83 25H84V23H83ZM88 25L91 26V24H88ZM99 25H98V29H99V27H100ZM104 25H105V24H104ZM121 25H122V24H121ZM128 25H129V24H128ZM128 25H127V26H128ZM145 25H146V24H145ZM152 25H153V24H152ZM159 25H160V24H159ZM172 25H173V24H172ZM174 25H176V24H174ZM181 25H182V24H181ZM181 25H180V26H181ZM191 25H192V24H191ZM193 25H194V23H193ZM198 25H199V24H198ZM220 25H221V24H220ZM244 25H245V24H244ZM41 26H42V25H41ZM62 26H63V25H62ZM93 26L96 27L95 24H93ZM107 26H108V25H107ZM109 26H110V25H109ZM117 26H116V27H117ZM124 26H125V25H124ZM124 26H123V27H124ZM131 26H132V25H131ZM131 26H130V27H131ZM133 26L135 27V24H134ZM147 26H149V25H147ZM155 26H156V25H155ZM160 26H161V25H160ZM162 26H163V25H162ZM177 26H179V25H177ZM177 26H176V27H177ZM217 26H218V25H217ZM217 26H216V28H217ZM247 26H248V25H247ZM9 27H10V26H9ZM28 27H29V26H28ZM37 27H38V26H37ZM63 27H65V26H63ZM70 27H71V26H70ZM72 27H73V26H72ZM74 27H75V26H74ZM78 27H79V26H78ZM101 27L103 28V25H101ZM114 27H115V26H114ZM120 27H121V26H120ZM123 27H122V28H123ZM145 27H146V26H145ZM152 27H153V26H152ZM152 27H151V28H152ZM170 27H171V26H170ZM184 27H185V25H184ZM208 27H209V25H208ZM212 27H213V26H212ZM212 27H210V28H212ZM12 28H13V27H12ZM12 28H11V29H12ZM29 28H31V27H29ZM48 28H49V27H48ZM79 28H80V27H79ZM87 28H88V26H87ZM91 28H92V27H91ZM91 28H90V29H91ZM104 28H105V27H104ZM106 28H107V27H106ZM109 28H110V27H109ZM126 28H127V27H126ZM126 28H125V29H126ZM162 28H163V27H162ZM167 28H168V27H167ZM171 28H172V27H171ZM174 28H175V27H174ZM182 28H183V27H182ZM206 28H207V27L205 26V29H206ZM219 28H220V26H219ZM246 28H247V27H246ZM248 28H249V27H248ZM11 29H10V30H11ZM111 29H112V28H111ZM130 29H131V28H130ZM141 29H142V28H141ZM152 29H153V28H152ZM163 29H166V27L163 28ZM178 29H180V28H178ZM197 29H198V28H197ZM205 29H204V30H205ZM237 29H238V28H237ZM28 30H29V29H28ZM40 30H42V28H41ZM40 30H38V31H40ZM46 30H47V29H46ZM52 30H53V29H52ZM59 30H60V28H59ZM61 30H62V28H61ZM86 30H88V29H86ZM94 30H95V29H94ZM100 30H101V28H100ZM100 30H99V31H100ZM102 30H104V29H102ZM120 30H121V29H120ZM133 30H136V29H133ZM143 30H146V29L143 28ZM176 30H177V29H176ZM210 30H211V29H210ZM217 30H218V28H217ZM250 30H251V29H250ZM261 30H262V29H261ZM4 31H5V30H4ZM4 31H3V33H4ZM7 31H8V30H7ZM18 31H19V30H18ZM36 31H37V30H36ZM50 31H51V30H50ZM84 31H85V30H84ZM90 31H91V30H90ZM110 31H111V30H110ZM112 31H113V30H112ZM116 31H119V30L116 29ZM146 31H148V29H147ZM154 31H156V30H154ZM161 31H162V30L160 29V32H161ZM166 31H167V30H166ZM172 31H173V30H172ZM182 31H183V30H182ZM185 31H186V30H185ZM206 31H207V29H206ZM208 31H209V30H208ZM211 31H212V30H211ZM241 31H242V30H241ZM257 31H258V30H257ZM29 32H30V30H29ZM29 32H28V34H29ZM40 32H41V31H40ZM46 32H47V31H46ZM54 32H55V30H54ZM60 32H61V31H60ZM120 32H121V31H120ZM124 32H125V31H124ZM132 32H133V31H131V33H132ZM152 32H153V30H152ZM160 32H159V33H160ZM162 32H163V31H162ZM162 32H161V35H162ZM174 32H175V30H174ZM193 32H194V31H193ZM197 32H198V31H197ZM201 32H202V30H201ZM220 32H221V31H220ZM255 32H256V31H255ZM5 33H6V31H5ZM7 33H8V32H7ZM7 33H6V34H7ZM18 33H19V32H18ZM48 33H49V32H48ZM51 33H52V32H51ZM51 33H50V34H51ZM61 33H63V32H61ZM84 33H85V32H84ZM122 33H123V32H122ZM128 33H129V32H128ZM128 33H127V34H128ZM137 33H138V32H137ZM142 33H143V32H142ZM185 33H186V32H185ZM194 33H195V32H194ZM199 33H200V32H199ZM199 33H197V34H199ZM206 33H207V32H206ZM223 33H224V32H223ZM246 33H247V30H246ZM257 33H258V32H257ZM39 34H40V33H39ZM52 34L54 35V33H52ZM58 34H59V33H58ZM67 34H68V33H67ZM98 34H99V33H98ZM102 34H103V33H102ZM102 34H101V35H102ZM133 34H134V33H133ZM133 34H132V35H133ZM143 34H144V33H143ZM148 34H149V33H148ZM148 34H147V35H148ZM151 34H152V33H151ZM151 34H149V35H151ZM154 34H155V32H153L152 35H154ZM173 34H174V33H173ZM181 34H183V33H181ZM201 34H202V33H201ZM204 34H205V32H204ZM211 34H212V33H211ZM213 34H214V33H213ZM91 35H92V34H91ZM101 35H100V37H101ZM110 35H111V34H110ZM110 35H109V36H110ZM117 35H118V33H117ZM124 35H125V36H130L129 34H128V35L124 34ZM132 35H131V36H132ZM145 35H146V34H145ZM149 35H148V37H150ZM175 35H177V33H176ZM194 35H195V34H194ZM207 35H208V34H207ZM214 35H215V34H214ZM246 35H247V34H246ZM257 35H259V33H258ZM17 36H18V35H17ZM17 36H16V37H17ZM24 36H26V34H25ZM29 36H30V35H29ZM47 36H48V35H47ZM51 36H52V35H51ZM51 36H50V37H51ZM63 36H64V35H63ZM77 36H78V35H77ZM112 36H113V34H112ZM118 36H120V35H118ZM118 36H116V37H118ZM125 36H123V37H125ZM133 36H134V37H135V36L138 37L136 34L133 35ZM157 36H158V35H157ZM173 36H174V35H173ZM184 36H186V35L184 34ZM184 36H183V37H184ZM189 36H191V35H189ZM204 36H205V35H204ZM218 36H219V35H218ZM249 36H250V35H249ZM2 37H3V35H2ZM36 37H37V36H36ZM36 37H35V38H36ZM65 37L67 38V36H65ZM71 37H72V36H71V34H70V38H71ZM75 37H76V36H75ZM79 37H81V36L79 35ZM83 37L85 38V36H83ZM143 37H144V36H143ZM143 37H142V38H143ZM159 37H160V35H159ZM159 37H158V38H159ZM177 37H178V36H177ZM186 37H187V36H186ZM192 37H193V36H192ZM197 37H198V36H196V38H197ZM205 37H206V36H205ZM26 38H27V37H26ZM31 38H32V37H31ZM52 38H53V37H52ZM63 38H64V37H63ZM105 38H106V37H105ZM114 38H115V36H114ZM129 38H131V37H129ZM153 38H154V36H153ZM161 38H162V37H161ZM161 38H160V39H161ZM165 38H166V37H165ZM165 38H163V39H165ZM168 38H169V37H168ZM171 38H172V37H171ZM190 38H191V37H190ZM201 38H202V37H201ZM201 38H200V39H201ZM210 38H211V37H210ZM218 38H219V37H218ZM218 38H217V40H218ZM257 38H258V37H257ZM28 39H29V38H28ZM36 39H37V38H36ZM47 39H48V38H47ZM85 39H86V38H85ZM109 39H110V38H109ZM112 39H113V38H112ZM112 39H111V40H112ZM115 39H116V38H115ZM122 39H123V38H122ZM125 39H126V38H125ZM125 39H124V40H125ZM133 39H134V38H133ZM144 39H145V38H144ZM163 39H162V40H163ZM169 39H170V38H169ZM200 39H198V40H200ZM203 39H204V38H203ZM237 39H238V38H237ZM1 40H2V39H1ZM17 40H18V39H17ZM20 40H21V39H20ZM29 40H32V39H29ZM33 40H34V38H33ZM44 40H46V38H45ZM44 40H43V41L41 40V41L44 42ZM50 40H51V39H50ZM59 40H60V39H59ZM61 40H62V39H61ZM77 40H78V39H77ZM91 40H92V39H91ZM95 40H96V39H95ZM100 40H102V39H100ZM111 40H110V41H111ZM130 40H131V39H130ZM145 40H146V39H145ZM149 40H150V38H149ZM151 40H153V39H151ZM156 40H157V38H156ZM189 40H190V39H189ZM198 40H197V41H198ZM201 40H202V39H201ZM219 40H220V39H219ZM221 40H223V38H222ZM260 40H261V39H260ZM26 41H27V40H26ZM34 41H35V40H34ZM51 41H52V40H51ZM62 41H63V40H62ZM64 41H65V39H64ZM102 41H103V40H102ZM110 41H109V43H110ZM115 41H116V40H115ZM119 41H120V40H119ZM133 41H134V40H133ZM146 41H147V40H146ZM154 41H155V40H154ZM164 41H165V40H164ZM172 41H173V40H172ZM174 41H175V40H174ZM194 41H195V39H194ZM205 41H206V40H205ZM242 41H243V39H242ZM251 41H252V40H251ZM263 41H264V40H263ZM27 42H28V41H27ZM37 42H38V41H37ZM58 42H60V41H58ZM71 42H72V41H71ZM74 42H75V41H74ZM86 42H87V41H86ZM93 42H94V41H93ZM96 42H97V40H96ZM112 42H113V41H112ZM120 42H122V40H121ZM123 42H124V41H123ZM131 42H132V41H131ZM143 42H145V41H143ZM149 42H150V41H149ZM156 42H157V41H156ZM156 42H155V43H156ZM161 42H162V41H161ZM165 42H166V41H165ZM165 42H164V43H165ZM199 42H200V41H199ZM224 42H225V40H224ZM255 42H256V41H255ZM260 42H261V41H260ZM0 43H1V42H0ZM16 43H17V42H16ZM16 43H15V44H16ZM21 43H22V41H21ZM25 43H26V42H25ZM67 43H68V42H67ZM87 43H88V42H87ZM90 43H91V42H89V44H90ZM99 43H100V42H99ZM109 43H108V45H109ZM158 43H159V41H158ZM162 43H163V42H162ZM183 43H184V42H183ZM231 43H232V42H231ZM231 43H230V44H231ZM256 43H257V42H256ZM2 44H3V43H2ZM2 44H1V45H2ZM34 44H36V43H34ZM42 44H43V45H42ZM45 44H47V43L45 42ZM61 44H62V43H61ZM97 44H98V43H97ZM112 44H113V43H112ZM115 44H116V43H114V46H115ZM117 44L119 45V43H117ZM151 44L153 45V42H152ZM159 44H160V43H159ZM181 44H182V42H181ZM214 44H215V43H214ZM226 44H227V43H226ZM228 44H229V43H228ZM251 44H253V43H251ZM261 44H264V43H261ZM23 45H24V44H23ZM28 45H29V43H28ZM30 45L33 46L31 43H30ZM30 45H29V46H30ZM41 45H42V47L45 46L44 43H41ZM48 45H49V44H48ZM54 45H55V44H54ZM64 45H65V44H64ZM95 45H96V44H95ZM98 45H99V44H98ZM128 45H129V44H128ZM131 45L133 46V44H131ZM134 45H135V43H134ZM141 45H142V44H141ZM148 45H149V46H148L147 48H151V47H150V44H148ZM155 45H156V44H155ZM183 45H185V44H183ZM189 45H190V44H189ZM189 45H188V46H189ZM202 45H203V44H202ZM204 45H206V44H204ZM216 45H217V43H216ZM232 45H234V44H232ZM232 45H231V46H232ZM239 45H240V44H239ZM29 46H28V47H29ZM46 46H47V45H46ZM46 46H45V47H46ZM58 46H59V45H58ZM58 46H57V47H58ZM60 46H63V45H60ZM66 46H67V45H66ZM93 46H94V45H93ZM110 46H111V45H110ZM122 46H123V45H122ZM122 46H121V47H122ZM129 46H130V45H129ZM129 46H127V47H129ZM132 46H131V47H132ZM157 46H158V45H157ZM164 46H165V45H164ZM193 46H194V44H193ZM197 46H198V44H197ZM199 46H200V44H199ZM229 46H230V45H229ZM234 46H236V45H234ZM241 46H242V45H241ZM241 46H240V47H241ZM19 47H22V46H19ZM19 47H18V48H19ZM42 47H41V48H42ZM47 47H48V46H47ZM47 47H46V49H47ZM53 47H54V46H53ZM55 47H56V46H55ZM63 47H64V46H63ZM63 47H62V48H63ZM73 47H74V46H73ZM76 47H77V44H76ZM76 47H75V48H76ZM88 47H89V46H88ZM90 47H91V46H90ZM111 47H112V46H111ZM144 47H145V46H144ZM153 47H154V46H153ZM153 47H152V48H153ZM162 47H163V46H162ZM179 47H180V46H179ZM186 47H187V46H186ZM191 47H192V46H191ZM204 47H206V46H204ZM204 47H203V48H204ZM218 47H219V46H218ZM238 47H239V46H238ZM246 47H247V46H246ZM252 47H253V46H252ZM262 47H263V46H262ZM18 48H17V49H18ZM49 48H50V47H49ZM67 48H68V47H67ZM75 48H74V49H75ZM122 48H123V47H122ZM125 48H126V47H125ZM197 48H198V47H197ZM199 48H200V47H199ZM241 48H243V46H242ZM241 48H240V50H241ZM10 49H11V48H10ZM56 49H57V48H56ZM89 49H90V48H89ZM89 49H88V50H89ZM142 49H143V48H142ZM155 49H157V48H155ZM176 49H177V48H176ZM206 49H207V48H206ZM214 49H215V48H214ZM14 50H15V49H14ZM31 50H32V49H31ZM33 50H34V49H33ZM39 50H40V49H39ZM50 50H51V49H50ZM53 50H55V48H54ZM58 50H59V48H58ZM65 50H66V49H65ZM69 50H70V49H69ZM116 50H117V49H116ZM178 50H179V49H178ZM190 50H191V49H190ZM202 50H203V49H202ZM218 50H219V49H218ZM236 50H238V48H237ZM253 50H254V48H253ZM0 51H1V50H0ZM10 51H11V50H10ZM10 51H9V52H10ZM45 51H46V50H45ZM56 51H57V50H56ZM66 51L68 52V49H67ZM76 51H77V50H76ZM92 51H93V50H92ZM108 51H109V50H108ZM122 51L124 52V50H122ZM150 51H151V50H150ZM150 51H149V52H150ZM152 51H154V50H152ZM155 51H156V50H155ZM180 51H181V47H180ZM188 51H189V50H188ZM191 51H192V50H191ZM204 51H205V50H204ZM221 51H222V50H221ZM224 51H225V50H224ZM251 51H252V50H251ZM256 51H258V50H256ZM5 52H6V51H5ZM11 52H12V51H11ZM34 52H35V51H34ZM49 52H50V51H49ZM60 52H61V51H60ZM70 52H73V51H70ZM77 52H79V51H77ZM80 52H83V50L80 51ZM84 52H85V51H84ZM84 52H83V54H84ZM99 52H100V51H99ZM99 52H97V53H99ZM106 52H107V50H106ZM106 52H105V54H106ZM129 52H130V51H129ZM132 52H133V50H132ZM132 52H131V53H132ZM156 52H157V51H156ZM163 52H164V51H162V54H163ZM170 52H171V51H170ZM172 52H173V51H172ZM177 52H178V51H177ZM198 52H200V51H198ZM201 52H202V51H201ZM207 52H208V51H207ZM211 52H212V51H211ZM217 52H218V51H217ZM228 52H229V51H228ZM241 52H242V51H241ZM6 53H7V52H6ZM32 53H33V51H32ZM32 53H29V54H32ZM41 53H42V52H41ZM44 53H45V52H44ZM46 53H48V52H46ZM52 53H53V52H52ZM63 53H64V52H62V55H64ZM65 53H66V52H65ZM73 53H74V52H73ZM87 53H88V52H87ZM113 53H115V52H113ZM141 53H142V52H141ZM153 53H154V52H153ZM158 53H159V52H158ZM167 53H168V52H167ZM190 53H192V52H190ZM194 53H195V52H194ZM204 53H205V52H204ZM215 53H216V52H215ZM219 53H220V51H219ZM219 53H218V54H219ZM222 53H223V51H222ZM235 53H236V52H235ZM252 53H253V51H252ZM7 54H8V53H7ZM27 54H28V52H27ZM34 54H37V53H34ZM34 54H33V55H34ZM39 54H40V53H39ZM68 54H69V52H68ZM77 54H78V53H77ZM77 54H76V55H77ZM85 54H86V53H85ZM85 54H84V56H85ZM102 54H103V53H102ZM109 54H110V53H109ZM111 54H112V53H111ZM146 54H147V53H146ZM159 54H160V53H159ZM182 54H183V53H182ZM210 54H211V53H210ZM210 54H209V55H210ZM227 54H228V53H227ZM239 54H241V53H239ZM244 54L246 55V53H244ZM262 54H263V53H262ZM33 55H32V56H33ZM49 55H50V54H49ZM59 55H61V53H60ZM72 55H73V54H72ZM90 55H91V54H90ZM125 55H126V53H125ZM129 55H130V53H129ZM131 55H132V54H131ZM139 55H140V54H139ZM141 55H142V54H141ZM155 55H156V54H155ZM157 55H158V54H157ZM157 55H156V56H157ZM164 55H165V54H164ZM174 55H176V54H174ZM185 55H186V54H185ZM185 55H184V57H185ZM199 55H200V53H199ZM199 55H198V56H199ZM202 55H203V54H202ZM202 55H201V56H202ZM219 55H220V54H219ZM219 55L217 56V58L219 57ZM233 55H235V54L233 53ZM4 56H5V55H4ZM13 56H14V55H13ZM44 56H46V55H44ZM47 56H48V54H47ZM77 56H78V55H77ZM77 56H76V57H77ZM82 56H83V55H82ZM94 56H95V55H94ZM115 56H116V54H115ZM134 56H136V55H134ZM145 56H146V55H145ZM153 56H154V55H153ZM153 56H151V57H153ZM161 56H162V55H161ZM168 56H169V55H168ZM181 56H182V55H181ZM181 56H180V57H181ZM192 56H193V55H192ZM201 56H200V57H201ZM240 56H241V55H240ZM251 56H252V55H251ZM1 57H2V56H1ZM7 57H8V55H7ZM24 57H25V56H24ZM30 57H31V56H30ZM53 57H55V52H54V56H53ZM104 57H105V56H104ZM110 57H111V56H110ZM113 57H114V55H113ZM124 57H125V56H124ZM141 57H144V55L141 56ZM159 57H160V56H158V60H159ZM170 57H171V56H170ZM174 57H175V56H174ZM182 57H183V56H182ZM189 57H190V55H189ZM193 57H195V56H193ZM208 57H209V56H208ZM213 57H214V56H213ZM225 57H227V56H225ZM235 57H236V56H235ZM261 57H262V55H261ZM2 58H3V57H2ZM5 58H6V57H5ZM21 58H23V57H21ZM28 58H29V57H28ZM34 58H35V57H34ZM41 58H42V55H41ZM41 58H40V59H41ZM70 58H71V56H70ZM88 58H89V57H88ZM92 58H93V57H92ZM92 58H91V59H92ZM106 58H107V57H106ZM144 58H145V57H144ZM156 58H157V57H156ZM161 58H163V56H162ZM167 58H168V57H167ZM167 58H166V59H167ZM190 58H191V57H190ZM196 58H197V57H196ZM205 58H206V57H205ZM248 58H249V57H248ZM6 59H7V58H6ZM32 59H33V58H32ZM40 59H39L38 61H40ZM56 59H57V58H56ZM58 59H59V56H58ZM77 59H78V58H77ZM85 59H86V58H85ZM104 59H105V58H104ZM108 59H109V58H108ZM110 59H111V58H110ZM114 59H115V58H114ZM117 59H118V58H117ZM151 59H152V58H151ZM154 59H155V58H154ZM154 59H153V60H154ZM163 59H164V58H163ZM181 59L183 60V58H181ZM187 59H188V58H187ZM198 59H199V58H198ZM213 59H214V58H213ZM226 59H227V58H226ZM26 60H27V59H26ZM29 60H30V59H29ZM34 60H35V59H34ZM41 60H42V63H43L44 60H43V59H41ZM67 60H69V59H67ZM82 60H83V59H82ZM87 60H88V59H87ZM87 60H86V61H87ZM101 60H102V59H101ZM105 60H107V59H105ZM132 60H133V59H132ZM137 60H138V58H137ZM139 60L141 61V59H139ZM172 60L174 61V59H172ZM177 60H179V59H177ZM192 60H193V59H192ZM201 60H202V58H201ZM228 60H229V59H228ZM242 60H243V59H242ZM256 60H257V58H256ZM20 61H21V59H20ZM49 61H50V59H49ZM49 61H48V62H49ZM51 61H52V59H51ZM56 61H57V60H56ZM62 61H63V60H62ZM64 61H65V60H64ZM69 61H71V59H70ZM69 61H68V62H69ZM78 61H80V59H79ZM91 61H93V60H91ZM94 61H95V60H94ZM112 61H113V59H112ZM112 61H111V62H112ZM118 61H120V59H119ZM126 61H127V58H126ZM128 61H129V60H128ZM161 61H162V60H161ZM165 61H166V60H165ZM173 61H170V63L173 62ZM179 61H180V60H179ZM196 61H197V60H196ZM198 61H199V60H198ZM208 61H210V60H208ZM219 61H220V59H219ZM231 61H233V60H231ZM231 61H230V62H231ZM245 61H246V60H245ZM14 62H15V60H14ZM16 62H17V61H16ZM34 62H35V61H34ZM40 62H41V61H40ZM45 62H47V61H45ZM48 62H47V63H48ZM57 62L59 63V61H57ZM66 62H67V61H66ZM84 62H85V61H84ZM103 62H104V60H103ZM153 62H154V61H153ZM159 62H160V60H159ZM159 62H157V63H159ZM168 62H169V60H168ZM168 62H167V64H168ZM174 62H177V64H178V61H174ZM184 62H185V60H184ZM186 62H187V60H186ZM201 62H202V61H200L199 63H201ZM237 62H239V61L237 60ZM237 62H236V63H237ZM240 62H241V59H240ZM242 62H243V61H242ZM249 62H250V61H249ZM251 62H252V60H251ZM260 62H261V61H260ZM38 63H39V62H38ZM58 63H57V64H58ZM62 63L64 64V62H62ZM81 63H83V61H82ZM87 63H88V62H87ZM92 63H94V62H92ZM97 63H98V62H97ZM97 63H95V64H97ZM108 63H109V61H108ZM118 63H119V62H118ZM128 63H129V62H128ZM144 63H146V62H144ZM147 63L150 64V61L148 60ZM164 63H165V62H164ZM179 63H180V62H179ZM189 63H190V62H189ZM191 63H193V61H192ZM191 63H190V64H191ZM199 63H198V64H199ZM207 63H208V62H207ZM221 63L223 64V62H221ZM236 63H235V64H236ZM3 64H4V62H3ZM11 64H12V63H11ZM22 64H24V63H22ZM32 64H33V63H32ZM35 64H36V63H35ZM35 64H34V65H35ZM40 64H41V63H40ZM49 64H50V62H49ZM54 64H55V63H54ZM57 64H56V65H57ZM71 64H72V62H71ZM75 64H76V63H74V65H75ZM78 64H79V63H78ZM83 64H84V63H83ZM99 64H100V61H99V63H98L97 65H99ZM110 64H111V63H110ZM113 64H114V63H113ZM121 64H122V63H121ZM125 64H126V62H125ZM129 64H130V63H129ZM152 64H153V63H152ZM155 64H156V63H155ZM167 64H166V65H167ZM172 64H173V63H172ZM175 64H176V63H175ZM175 64H174V65H175ZM183 64H184V63H183ZM185 64L187 65V63H185ZM196 64H197V63H196ZM213 64H215V63L213 62ZM231 64H232V63H231ZM231 64H230V65H231ZM233 64H234V62H233ZM235 64H234V65H235ZM240 64H241V63H240ZM245 64H246V63H244V65H245ZM252 64H254V63H252ZM14 65H15V64H14ZM14 65H13V66H14ZM29 65H30V64H29ZM58 65H59V64H58ZM74 65H73V67H74ZM92 65H93V64H92ZM92 65H91V66H92ZM97 65H95V67H96ZM100 65H101V64H100ZM117 65H118V64H117ZM119 65H120V64H119ZM146 65H147V64H146ZM162 65H163V63H162ZM162 65H161V66H162ZM237 65H238V64H237ZM237 65H236V66H237ZM17 66H18V64H17ZM17 66H16V67H17ZM26 66H27V65H26ZM38 66H39V65H38ZM44 66H46V65H44ZM67 66H68V65H67ZM82 66H83V65H81V67H82ZM93 66H94V65H93ZM122 66H123V65H122ZM132 66H133V65H132ZM140 66H141V65H140ZM147 66H148V65H147ZM155 66H156V65H155ZM172 66H173V65H172ZM176 66H178V65H176ZM187 66H188V65H187ZM187 66H186V67H187ZM193 66H194V65H193ZM195 66H196V65H195ZM197 66H198V65H197ZM197 66H196V67H197ZM200 66H201V64H200ZM211 66H212V65H211ZM211 66H209V67H211ZM223 66H224V65H223ZM257 66H258V65H257ZM257 66H256V68H257ZM260 66H261V65H260ZM10 67H11V66H10ZM22 67H23V65H22ZM47 67L49 68V65H48ZM47 67H46V68H47ZM52 67L54 68V66H52ZM61 67H62V66H61ZM68 67H69V66H68ZM73 67H72V69H74ZM85 67H87V66H85ZM89 67H90V66H89ZM106 67H107V66H106ZM106 67H104V68H106ZM110 67H111V66H110ZM110 67H109V68H110ZM137 67H138V66H137ZM142 67H143V66H142ZM158 67H160V65H159ZM158 67H157V68H158ZM168 67H169V66H168ZM179 67H181V66H179ZM179 67H178V68H179ZM190 67H191V66H190ZM201 67H202V66H201ZM201 67H199V68H201ZM212 67H213V66H212ZM214 67H215V66H214ZM228 67H229V66H228ZM232 67H234V66H232ZM240 67H241V66H240ZM243 67H244V66H243ZM243 67H241V68H243ZM258 67H259V66H258ZM263 67H264V66H263ZM20 68H21V67H20ZM32 68H33V67H32ZM39 68H40V67H39ZM41 68H43V67H41ZM44 68H45V67H44ZM50 68H51V67H50ZM56 68H57V66H56ZM56 68H54V69H55V70H58V69H56ZM58 68H59V66H58ZM62 68H63V67H62ZM76 68H77V67H76ZM107 68H108V67H107ZM107 68H106V69H107ZM112 68H113V67H112ZM112 68H111V69H112ZM122 68H124V67H122ZM125 68H126V67H125ZM129 68H130V67H129ZM144 68H145V70H146V67H144ZM147 68L150 69V67H147ZM153 68H154V66H153ZM155 68H156V67H155ZM157 68H156V69H157ZM182 68H183V67H182ZM206 68H208V67H206ZM206 68H204V69H206ZM215 68H217V66H216ZM215 68H213V69H215ZM224 68H226V67H224ZM238 68H239V67H238ZM244 68H245V67H244ZM244 68H243V70H245L247 67H246L245 69H244ZM251 68H253V67L251 66L250 69H251ZM6 69H7V68H6ZM8 69H9V68H8ZM14 69H15V66H14ZM14 69H13V70H14ZM34 69H35V68H34ZM59 69H60V68H59ZM69 69H70V67H69ZM84 69H85V68H84ZM101 69H102V68H101ZM111 69H110V70H111ZM120 69H121V68H120ZM132 69H133V67H132ZM151 69H152V68H151ZM159 69H160V71H161V68H159ZM166 69H167V67H166ZM174 69L176 70L175 67H174ZM190 69H192V68H190ZM197 69H198V68H197ZM202 69H203V68H202ZM202 69H201V70H202ZM213 69H212V71H213ZM233 69H234V68H233ZM233 69H232V70H233ZM248 69H249V68H248ZM250 69H249V70H250ZM27 70H28V68H27ZM30 70H31V69H30ZM36 70H37V67H36ZM36 70H35V71H36ZM44 70H45V69H44ZM48 70H49V69H48ZM62 70H63V69H62ZM92 70H93V68H92ZM92 70H91V72H92ZM97 70H98V69H97ZM114 70H115V68H114ZM116 70H117V69H116ZM123 70H124V69H123ZM128 70H129V69H128ZM135 70H136V69H135ZM135 70H134V71H135ZM138 70H139V69H138ZM141 70H142V69H140V71H141ZM143 70H144V69H143ZM185 70H186V69H185ZM187 70H188V69H187ZM220 70H221V69H220ZM220 70H219V71H220ZM252 70H255V69H252ZM252 70H250V71H252ZM256 70H257V69H256ZM260 70H261V69H260ZM3 71H5V69H4ZM8 71H9V70H8ZM23 71H24V70H23ZM35 71H33V73H35ZM38 71H39V70H38ZM49 71H50V70H49ZM51 71H52V70H51ZM59 71H60V70H59ZM59 71H58V72H59ZM71 71H72V70H71ZM75 71H78V70L75 69ZM119 71H121V70H119ZM124 71H125V70H124ZM140 71H139V72H140ZM153 71H154V70H153ZM164 71H165V70H164ZM191 71H192V70H191ZM197 71H198V70H197ZM202 71H203V70H202ZM210 71H211V70H210ZM214 71H215V70H214ZM219 71H217V72H219ZM221 71H224V70H221ZM227 71H228V70H227ZM240 71L242 72V69H241ZM246 71H247V70H246ZM262 71H263V70H262ZM1 72H2V71H1ZM18 72H19V71H18ZM18 72L16 71V74H18ZM31 72H32V71H31ZM52 72H54V71H52ZM58 72H57V73H58ZM60 72H61V71H60ZM72 72H73V71H72ZM72 72H71V73H72ZM107 72H108V70H107ZM132 72H133V71H132ZM136 72H137V70H136ZM139 72H138V74H139ZM141 72H143V71H141ZM146 72H147V71H146ZM150 72L152 73V71H150ZM167 72H168V71H167ZM174 72H175V71H174ZM193 72H194V70L192 71V73H193ZM225 72H226V71H225ZM225 72H223V73H225ZM228 72H229V71H228ZM25 73H26V72H25ZM39 73H40V72H39ZM42 73H43V72H42ZM65 73H66V71H65ZM65 73H64V75H65ZM78 73H79V71H78ZM112 73H113V72H111V74H112ZM114 73H115V72H114ZM118 73H120V72H118ZM128 73H129V72H128ZM134 73H135V72H134ZM151 73H150V74H151ZM169 73H170V72H169ZM171 73H172V72H171ZM201 73H202V72H201ZM209 73H210V72H209ZM209 73H208V74H209ZM239 73H240V72H238V74H239ZM246 73H247V72H246ZM253 73H254V72H253ZM256 73H257V72H256ZM260 73H261V72H260ZM7 74H8V72H7ZM23 74H24V73H23ZM23 74H22V75H23ZM26 74H27V73H26ZM29 74H30V73H29ZM31 74H32V73H31ZM40 74H41V73H40ZM40 74H39V75H40ZM46 74H47V73H46ZM51 74H52V73H51ZM51 74H50V75H51ZM54 74H55V73H54ZM76 74H77V73H76ZM86 74H87V73H86ZM121 74H122V73H121ZM148 74H149V73H148ZM159 74H160V73H159ZM162 74H163V72H162ZM164 74H165V73H164ZM197 74H198V73H196V76H197ZM199 74H200V73H199ZM220 74H221V73H220ZM226 74H227V73H226ZM232 74H233V73H232ZM244 74H245V73H244ZM248 74H249V73H247V75H248ZM10 75H11V74H10ZM22 75H21V77H22ZM37 75H38V74H37ZM48 75H49V74H48ZM59 75H60V73H59ZM64 75L62 74V76H64ZM66 75H68V74H66ZM66 75H65V76H66ZM82 75H83V74H82ZM109 75H110V72H109ZM130 75H131V74H130ZM132 75H133V74H132ZM139 75H141V74H139ZM145 75H147V74H145ZM155 75H157V74L155 73ZM155 75H154V76H155ZM191 75H192V74H191ZM213 75H215V74H213ZM228 75H230V74H228ZM234 75L236 76L235 71H234ZM261 75H262V74H261ZM4 76H5V75H4ZM4 76H3V77H4ZM16 76H17V75H16ZM40 76H41V75H40ZM42 76H43V74H42ZM72 76H74V75H72ZM77 76H78V75H77ZM88 76H89V75H88ZM91 76H92V75H91ZM112 76H113V75H112ZM159 76H160V75H159ZM159 76H158V78H159ZM161 76H162V75H161ZM193 76L196 78L195 75H193ZM219 76H220V75H219ZM222 76H223V75H222ZM237 76H238V75H237ZM242 76H243V75H242ZM242 76H240V77H242ZM252 76H253V75H252ZM258 76H260V75H258ZM8 77H9V75H8ZM28 77H29V75H28ZM28 77H25V78H28ZM53 77H54V76H53ZM60 77H61V76H60ZM68 77H69V79H70V75H68ZM68 77H67V80H68ZM96 77H97V76H96ZM96 77H95V78H96ZM100 77H101V76H100ZM102 77H103V76H102ZM130 77H131V76H130ZM138 77H139V76H138ZM138 77H137V78H138ZM146 77H147V76H146ZM148 77H150V76H148ZM151 77H152V76H151ZM151 77H150V80H151ZM155 77H156V76H155ZM155 77H154V78H155ZM168 77H169V76H168ZM194 77H193V78H194ZM201 77H202V76H201ZM206 77H207V76H206ZM210 77H211V76H210ZM210 77H209V78H210ZM225 77H226V75H225ZM225 77H224V78H225ZM230 77H231V75H230ZM230 77H229V79H230ZM247 77H248V76H247ZM250 77H251V76H250ZM19 78H20V76H19ZM30 78H31V77H30ZM34 78H35V77H34ZM36 78H37V77H36ZM44 78H45V77H44ZM46 78H47V77H46ZM50 78H51V77H50ZM90 78H91V77H89V79H90ZM109 78H110V77H109ZM109 78H108V79H109ZM142 78H143V76H142ZM160 78H161V77H160ZM160 78H159V79H160ZM170 78H171V77H170ZM172 78H173V77H172ZM181 78H182V77H181ZM181 78H180V79H181ZM198 78H200V77H198ZM207 78H208V77H207ZM209 78H208V80H210ZM235 78H237V77H235ZM257 78H258V77H257ZM2 79H3V78H2ZM2 79H1V80H2ZM5 79H6V78H5ZM8 79H12V78H8ZM21 79H22V78H21ZM21 79H20V81H21ZM23 79H24V77H23ZM52 79H53V78H52ZM57 79H58V78H57ZM64 79H65V78H64ZM72 79H73V77H72ZM74 79H75V77H74ZM74 79H73V80H74ZM78 79H79V78H78ZM87 79H88V78H87ZM92 79H93V78H92ZM92 79H91V80H92ZM112 79H113V78H112ZM123 79H124V78H123ZM125 79H127V78H125ZM145 79H146V78H145ZM152 79H153V78H152ZM156 79H157V78H156ZM159 79H157V81H158ZM165 79H166V78H165ZM165 79H164V80H165ZM167 79H168V78H167ZM167 79H166V80H167ZM178 79H179V78H178ZM212 79L214 80V77H212ZM229 79H228V81H229ZM241 79H242V78H241ZM254 79H256V78L254 77ZM260 79L263 80V78H261V76H260ZM16 80H17V79H16ZM18 80H19V79H18ZM24 80H26V79H24ZM31 80H32V79H31ZM40 80H41V79H40ZM54 80H55V79H54ZM70 80H71V79H70ZM97 80H98V79H97ZM147 80H148V79H147ZM168 80H169V79H168ZM172 80H173V79H172ZM174 80H175V79H174ZM196 80H197V79H196ZM196 80H195V81H196ZM208 80H207V81H208ZM220 80H222V78H221ZM231 80L233 81V79H231ZM236 80H237V79H236ZM248 80H249V79H248ZM4 81H5V80H4ZM8 81H9V80H8ZM12 81H13V80H12ZM12 81H11V82H12ZM20 81H19V82H20ZM22 81H23V80H22ZM28 81H30V80H28ZM42 81H43V80H42ZM50 81L52 82V80H50ZM57 81H58V80H57ZM62 81H63V80H62ZM65 81H66V80H65ZM71 81H72V80H71ZM77 81H78V80H77ZM77 81H76V82H77ZM79 81H80V80H79ZM101 81H102V80H101ZM112 81H113V80H112ZM114 81H115V80H114ZM116 81H117V80H116ZM135 81H136V79H135ZM187 81H188V79H187ZM202 81H205V80H202ZM223 81H224V80H223ZM238 81H239V79H238ZM246 81H247V80H246ZM259 81H260V80H259ZM0 82L2 83V81H0ZM11 82H10V83H11ZM17 82H18V81H17ZM19 82H18V83H19ZM24 82H25V81H24ZM38 82H39V83H38ZM46 82H47V80H46ZM51 82H50V83H51ZM76 82H75V84H76ZM80 82H81V81H80ZM88 82H89V81H88ZM98 82H99V81H98ZM103 82H104V80H103ZM123 82H124V81H123ZM125 82H126V81H125ZM148 82H149V81H148ZM151 82H152V81H151ZM158 82H160V81H158ZM196 82H197V81H196ZM205 82H206V81H205ZM213 82H215V81H212V83H213ZM216 82H217V81H216ZM239 82H240V81H239ZM1 83H0V84H1ZM7 83H8V82H7ZM30 83H31V82H30ZM33 83H35V82H33ZM37 83L40 84V81H38V79H37ZM37 83H36V84H37ZM50 83H49V84H50ZM59 83H60V81H59ZM59 83H58V84H59ZM66 83H67V82H66ZM70 83H71V82H70ZM77 83H78V82H77ZM84 83H85V82H84ZM117 83H118V82H117ZM127 83H130V82H127ZM170 83H171V81H169V85H170ZM173 83H174V82H173ZM176 83H177V81H176ZM181 83H182V82H181ZM187 83H188V82H187ZM198 83H199V82H198ZM208 83H209V82H208ZM210 83H211V82H210ZM210 83H209V84H210ZM225 83H227V80L225 81ZM228 83H229V82H228ZM236 83H237V82H236ZM240 83H241V82H240ZM255 83L257 84V80H256ZM15 84H16V83H15ZM19 84H20V83H19ZM49 84H48V85H49ZM58 84H57V82H56V85H58ZM60 84H61V83H60ZM60 84H59V85H60ZM67 84H68V83H67ZM73 84H74V82H73ZM79 84H80V83H79ZM88 84H89V83H88ZM97 84H98V83H97ZM105 84H106V83H105ZM111 84H112V83H111ZM125 84H126V83H125ZM143 84H144V83H143ZM143 84H141V86H142ZM151 84H152V83H151ZM153 84H154V83H153ZM163 84H164V83H163ZM171 84H172V83H171ZM183 84H184V83H183ZM185 84H186V83H185ZM205 84H207V83H205ZM217 84H218V83H217ZM229 84H230V83H229ZM232 84H233V83H232ZM251 84H252V82H251ZM253 84H254V81H253ZM263 84H264V82H263ZM1 85H3V84H1ZM7 85H8V84H7ZM10 85H11V84H10ZM28 85H29V84H28ZM41 85H43V83H42ZM45 85H46V83H45ZM50 85H51V84H50ZM59 85H58V86H59ZM64 85H65V84H64ZM80 85H81V84H80ZM82 85H83V84H82ZM82 85H81V86H82ZM85 85H87V84L85 83ZM100 85H101V84H100ZM128 85H129V84H128ZM128 85H127V86H128ZM167 85H168V83H167ZM178 85H179V83H178ZM178 85H177V87H178ZM192 85H193V84H192ZM215 85H216V84H215ZM238 85H241V84H238ZM242 85H243V84H242ZM242 85H241V86H242ZM259 85H262V84L259 83ZM11 86H12V85H11ZM29 86L31 87L32 85L30 84ZM29 86H27V87H29ZM98 86H99V85H98ZM104 86H105V85H104ZM107 86H108V85H107ZM138 86H139V85H138ZM152 86H153V85H151V87H152ZM158 86H159V85H158ZM181 86H182V85H181ZM183 86H184V85H183ZM196 86H197V85H196ZM196 86H195V88H196ZM205 86H206V85H205ZM216 86H217V85H216ZM222 86H224V85H222ZM225 86H226V85H225ZM234 86H235V85H234ZM252 86H253V85H252ZM252 86H251V87H252ZM3 87H6V86L4 85ZM8 87H9V86H8ZM24 87H26V86H24ZM35 87H37V85H36ZM38 87H39V86H38ZM40 87H42V86H40ZM44 87H45V86H44ZM53 87H54V86H53ZM63 87H64V86H63ZM71 87H72V85H71ZM73 87H74V86H73ZM96 87H97V86H96ZM100 87H101V86H100ZM128 87H129V86H128ZM153 87H154V86H153ZM155 87H156V86H155ZM155 87H154L153 89H155ZM191 87H192V86H191ZM191 87H190V88H191ZM214 87H215V86H214ZM214 87H213V88H214ZM219 87H220V86H219ZM228 87H229V86H228ZM1 88H2V86H1ZM10 88H11V87H10ZM10 88H9V91H10ZM14 88H15V87H14ZM20 88H21V87H20ZM31 88H32V87H31ZM47 88H48V87H47ZM84 88H85V87H84ZM134 88H135V87H134ZM138 88H140V87H138ZM149 88H150V86H149ZM156 88H157V87H156ZM169 88H170V87H169ZM171 88H172V87H171ZM183 88H184V87H183ZM183 88H182V89H183ZM197 88H198V87H197ZM200 88H202V86H201ZM216 88H217V87H216ZM240 88H241V87H240ZM4 89H6V88H2V90H4ZM23 89H24V88H23ZM29 89H30V88H29ZM39 89H40V88H39ZM41 89H42V88H41ZM43 89L46 91V88H43ZM49 89H50V88H49ZM62 89H63V88H62ZM62 89L60 88V90H62ZM72 89H73V88H72ZM75 89H76V88H75ZM88 89H89V88H88ZM90 89H93V86H92V88H90ZM95 89H97V88H95ZM95 89H93V90H95ZM124 89H125V88H124ZM124 89H122V90H124ZM127 89H128V88H127ZM135 89H136V88H135ZM147 89H148V88H147ZM147 89H146V90H147ZM158 89H159V88H158ZM164 89H165V88H164ZM186 89H187V87H186ZM214 89H215V88H214ZM221 89H222V88H221ZM223 89H225V88H223ZM223 89H222V90H223ZM226 89H227V88H226ZM228 89H229V88H228ZM253 89H254V88H253ZM262 89H263V88H262ZM30 90H31V89H30ZM37 90H38V89H37ZM37 90H36V88H35V90H33V91H37ZM44 90H43V91H44ZM47 90H48V89H47ZM55 90H57V88H55ZM67 90H68V89H67ZM69 90H70V89H69ZM119 90H120V89H119ZM132 90H133V89H132ZM137 90H138V89H137ZM149 90H150V89H149ZM149 90H148V91H149ZM151 90H152V89H151ZM151 90H150V92H151ZM156 90H157V89H156ZM160 90H162V88H160ZM160 90H159V94H160ZM165 90H166V89H165ZM174 90H175V89H174ZM191 90H193V87H192ZM195 90H196V89H195ZM201 90H202V89H201ZM231 90H232V89H231ZM250 90H251V89H250ZM254 90H255V89H254ZM9 91L7 90L8 93H5V94H9ZM19 91H20V90H19ZM19 91H18V92H19ZM27 91H28V90H27ZM27 91H26V92H27ZM38 91H39V90H38ZM41 91H42V90H41ZM45 91L42 92V93H46ZM58 91H59V90H58ZM91 91H92V90H91ZM102 91H103V90H102ZM106 91H108V90H105L104 92H106ZM126 91H127V90H126ZM130 91H131V90H130ZM135 91H136V90H135ZM139 91H140V90H139ZM139 91H138V92H139ZM148 91H147V93H148ZM169 91H170V89H169ZM169 91H168V92H169ZM171 91H172V90H171ZM186 91H187V90H186ZM218 91H219V88H218ZM226 91H227V90H226ZM226 91H225V92H226ZM235 91H236V88H235ZM243 91H244V90H243ZM255 91H256V90H255ZM260 91H261V90H260ZM3 92H4V91H3ZM12 92H13V91H12ZM15 92H16V89H15ZM87 92H88V91H87ZM95 92H96V90H95ZM132 92L134 93V91H132ZM141 92H142V91H141ZM152 92H153V91H152ZM174 92H177V91L175 90ZM193 92H194V91H193ZM195 92H196V91H195ZM209 92H210V91H209ZM230 92H232V91H230ZM245 92H246V91H245ZM253 92H254V91H253ZM258 92H259V91H258ZM258 92H257V93H258ZM29 93H30V92H29ZM32 93H34V92H32ZM42 93H41V94H42ZM108 93H112V92L110 91V92H108ZM117 93H118V92H117ZM123 93H124V92H122V94H123ZM126 93H127V92H126ZM147 93H145V90H144V95H143V96L145 97V94L147 95ZM179 93H181V92H179ZM207 93H208V91H207ZM213 93H214V92H212V95H213ZM223 93H224V92H223ZM261 93H262V92H261ZM13 94H15V93H13ZM13 94H12V96H14ZM20 94H21V93L19 92V96H18V97H20ZM24 94H25V93H24ZM41 94H40V95H41ZM92 94H93V93H92ZM102 94H103V93H102ZM105 94H106V93H105ZM124 94H125V93H124ZM134 94H135V93H134ZM167 94H168V93L165 92L164 97H165V95H167ZM174 94H175V93H174ZM184 94H185V93H184ZM205 94H206V93H205ZM205 94H204V95H205ZM208 94H209V93H208ZM229 94H230V93H229ZM236 94H238V93L235 92V95H236ZM0 95H1V93H0ZM10 95H11V94H10ZM28 95H29V94H28ZM31 95L33 96V94H31ZM36 95H37V94H36ZM36 95H35V96H36ZM100 95H101V94H100ZM107 95H108V94H107ZM111 95H112V94H111ZM125 95L127 96V94H125ZM130 95H131V94H130ZM137 95H138V94H137ZM148 95H149V94H148ZM150 95H152V94H150ZM153 95H154V94H153ZM161 95H162V93H161ZM168 95H169V94H168ZM178 95H179V94H178ZM180 95H182V94H180ZM190 95H192L191 92H190ZM190 95H189V97L191 98ZM197 95H198V94H197ZM197 95H196V96H197ZM219 95H220V94H219ZM245 95H246V94H245ZM1 96H2V95H1ZM50 96H51V95H50ZM50 96H49V98H50ZM70 96H71V95H70ZM74 96H75V95H74ZM101 96H102V95H101ZM103 96H104V94H103ZM109 96H110V95H109ZM115 96H116V95H115ZM117 96H118V95H117ZM126 96H125V97H126ZM139 96H140V95H139ZM154 96H156V95H154ZM157 96H158V95H157ZM185 96H187V95H185ZM185 96H184V97H185ZM194 96H195V95H194ZM200 96H201V95H200ZM210 96H211V95H210ZM213 96H214V95H213ZM213 96H212V97H213ZM220 96H222V95H220ZM228 96L231 97V94L228 95ZM260 96H262V94H261ZM8 97H9V95H8ZM15 97H16V96H15ZM22 97H23V96H22ZM26 97H27V96H26ZM28 97H29V96H28ZM47 97H48V96H47ZM52 97H53V96H52ZM63 97H64V96H63ZM75 97H76V96H75ZM79 97H80V96H79ZM98 97H100V96H97V94H96V98H98ZM120 97H121V96H120ZM158 97H160V96H158ZM167 97H168V96H167ZM167 97H166V98H167ZM169 97H171V96H169ZM179 97H180V96H179ZM179 97H178V98H179ZM206 97H207V96H206ZM208 97H209V96H208ZM208 97H207V98H208ZM212 97H211V98H212ZM235 97H236V96H235ZM240 97H241V96H240ZM252 97H253V95H252ZM6 98H7V97H6ZM12 98H13V97H11V99H12ZM45 98H46V97H45ZM67 98H68V97H67ZM69 98H70V97H69ZM85 98H87V97H85ZM96 98H95V99H96ZM100 98H101V97H100ZM104 98H105V97H104ZM109 98H110V97H109ZM145 98H148V96L145 97ZM152 98H153V97H152ZM166 98H165V99H166ZM173 98H175V97H173ZM173 98H172V99H173ZM180 98L182 99L183 96L180 97ZM180 98H179V99H180ZM194 98H195V97H194ZM220 98H221V97H220ZM236 98H237V97H236ZM243 98H244V96H243ZM13 99H14V98H13ZM17 99H18V98H17ZM17 99H16V100H17ZM19 99H21V98H19ZM107 99H108V98H107ZM112 99H113V98H112ZM114 99H115V97H114ZM126 99H127V98H126ZM126 99H125V100H126ZM128 99H129V98H128ZM137 99L139 100V97H137ZM153 99H155V98H153ZM156 99H158V98H156ZM156 99H155V100H156ZM168 99H169V98H168ZM176 99H177V97H176ZM176 99H175V101H176ZM195 99H196V98H195ZM199 99H200V98H199ZM214 99H215V98H214ZM233 99H234V98H233ZM233 99H232V101H233ZM238 99H239V98H238ZM246 99H248V98H246ZM250 99H251V98H250ZM6 100H7V99H6ZM6 100H5V101H6ZM8 100H10V99H8ZM14 100H15V99H14ZM36 100H37V99H36ZM36 100H35V101H36ZM57 100H58V99H57ZM59 100H60V99H59ZM83 100H84V99H83ZM100 100H102V98H101ZM110 100H111V99H110ZM110 100H109V101H110ZM115 100H116V99H115ZM118 100H119V99H118ZM132 100H133V99H131V100L129 99V101H132ZM138 100H137V101H138ZM144 100H145V99H144ZM151 100H152V99H151ZM155 100H154V101H155ZM177 100H178V99H177ZM187 100H188V99H187ZM212 100H213V99H212ZM244 100H245V98H244ZM256 100H257V98H256ZM256 100H255V101H256ZM259 100H260V99H259ZM259 100H258V101H259ZM5 101H4V102H5ZM53 101H54V100H53ZM68 101H69V100H68ZM68 101H66V102H68ZM75 101H76V100H75ZM96 101H97V100H96ZM107 101H108V100H106V102H107ZM112 101H113V100H112ZM116 101H117V100H116ZM116 101H115V102H116ZM127 101H128V100H127ZM127 101H125V102H127ZM133 101H134V100H133ZM159 101H160V98H159ZM159 101H158V102H159ZM162 101H163V99H162ZM164 101H165V100H164ZM167 101H168V100H166V103H167ZM178 101H179V100H178ZM181 101H182V100H181ZM192 101H193V100H192ZM194 101H195V100H194ZM197 101H198V99H197ZM200 101H201V100H200ZM202 101H203V100H202ZM208 101H209V100H208ZM220 101H221V99H220ZM230 101H231V99H230ZM237 101H238V100H237ZM239 101H240V100H239ZM241 101H242V99H241ZM241 101H240V103H242ZM249 101H250V100H249ZM253 101H254V100H253ZM255 101L253 102L254 104H255ZM258 101H257V102H258ZM31 102H32V101H31ZM51 102H52V101H51ZM58 102H59V101H58ZM60 102H61V101H60ZM69 102H70V101H69ZM80 102H81V100H80ZM87 102H88V101H87ZM89 102H90V100H89ZM98 102H99V101H98ZM101 102L104 103V104L106 103V102H103V101H101ZM115 102H113V103H115ZM119 102H120V101H119ZM134 102H135V101H134ZM171 102H173V101H171ZM213 102H214V101H213ZM244 102H245V101H244ZM247 102H248V100H247ZM259 102H260V101H259ZM259 102H258V103H259ZM261 102H264V101H261ZM5 103H6V102H5ZM64 103H65V102H64ZM71 103H72V101H71ZM77 103H78V102H77ZM83 103H84V102H83ZM85 103H86V102H85ZM108 103H109V102H108ZM150 103H151V102H150ZM153 103H154V102H153ZM153 103H152V105H154ZM166 103H165V104H166ZM173 103H175V102H173ZM176 103H177V102H176ZM178 103H179V102H178ZM185 103H186V102H185ZM196 103H197V102H196ZM201 103H202V102H201ZM205 103H206V102H205ZM216 103H217V102H216ZM248 103H249V102H248ZM258 103H257V104H258ZM0 104H1V103H0ZM39 104H40V103H39ZM42 104H44V103H42ZM42 104H41V106H42ZM72 104H73V103H72ZM116 104H117V103H116ZM130 104H131V103H130ZM136 104H137V102H136ZM141 104H142V103H141ZM157 104H158V103H157ZM163 104H164V103H163ZM167 104H168V103H167ZM179 104H180V103H179ZM189 104H190V103H189ZM210 104H211V103H210ZM236 104H238V103H236ZM246 104H247V103H246ZM254 104H253V105H254ZM259 104H260V103H259ZM259 104H258V105H259ZM22 105H23V104H22ZM52 105H53V103H52ZM76 105H77V104H76ZM76 105L74 104V106H76ZM80 105H81V104H80ZM121 105H122V104H121ZM127 105L130 107L129 104H127ZM133 105H134V103H133ZM158 105H159V104H158ZM158 105L155 106V107H158ZM186 105H188V104H186ZM201 105H202V104H201ZM215 105H216V104H215ZM249 105L251 106L252 104H249ZM255 105H256V104H255ZM262 105H263V104H262ZM25 106H26V105H25ZM29 106H31V105L29 104ZM29 106H28V107H29ZM35 106H36V105H35ZM71 106L74 107L73 105H71ZM109 106H110V105H109ZM134 106H135V105H134ZM137 106H138V105H137ZM149 106H150V105H149ZM168 106H169V105H168ZM172 106H173V105H172ZM184 106H185V105H184ZM184 106H183V107H184ZM197 106H198V104H197ZM206 106H207V105H206ZM209 106H210V105H209ZM213 106H214V105H213ZM213 106H212V107H213ZM219 106H220V103H219ZM222 106H223V105H222ZM224 106H225V104H224ZM36 107H37V106H36ZM49 107H50V106H49ZM49 107H47V108L49 109ZM51 107H53V106H51ZM58 107H59V106H58ZM62 107H63V106H62ZM69 107H70V104H69ZM80 107H81V106H80ZM92 107H93V106H92ZM98 107H99V106H98ZM104 107H105V106H104ZM120 107H121V106H120ZM153 107H154V106H153ZM153 107H152V108H153ZM163 107H165V106L163 105ZM193 107H194V106H193ZM201 107H202V106H201ZM216 107H217V106H216ZM251 107H252V106H251ZM258 107H259V106H258ZM262 107H263V106H262ZM19 108H20V107H19ZM19 108H18V109H19ZM26 108H27V107H26ZM29 108H30V107H29ZM47 108H46V109H47ZM65 108H66V107H65ZM89 108H90V107H89ZM105 108H106V107H105ZM107 108H108V107H107ZM110 108H111V107H110ZM110 108H109V109H110ZM114 108L117 110V108H119V107H117V108L114 107ZM133 108H134V107H133ZM144 108H145V107H144ZM161 108H162V107H161ZM188 108H191V107H188ZM206 108H207V107H206ZM218 108H219V107H218ZM228 108H229V107H228ZM230 108H231V107H230ZM3 109H4V108H3ZM10 109H11V108H10ZM16 109H17V108H16ZM16 109H15V110H16ZM21 109H22V108H21ZM24 109H25V108H24ZM46 109H45V110H46ZM51 109H52V108H51ZM53 109H54V108H53ZM53 109H52V110H53ZM56 109H57V108H56ZM67 109H68V108H67ZM70 109H71V108H70ZM80 109H81V108H80ZM90 109H91V108H90ZM100 109H101V108H100ZM119 109H121V108H119ZM146 109H147V108H146ZM149 109H150V108H149ZM153 109H154V108H153ZM158 109H159V107H158ZM184 109H185V108H183V110H184ZM194 109H195V108H194ZM194 109H193V110H194ZM203 109H204V108H203ZM209 109H210V108H209ZM256 109L259 111L258 108H256ZM7 110H8V109H7ZM19 110H20V109H19ZM22 110H23V109H22ZM22 110H21V111H22ZM26 110H27V109H26ZM31 110H32V109H31ZM49 110H50V109H49ZM60 110H61V109H60ZM75 110H76V109H75ZM75 110H74V111H75ZM111 110H112V109H111ZM123 110H124V109H123ZM125 110H126V109H125ZM183 110H182V111H183ZM190 110H191V109H190ZM197 110H198V109H196V111H197ZM201 110H202V109H201ZM206 110H207V109H206ZM214 110H215V108H214ZM217 110H218V109H217ZM224 110H225V109H224ZM254 110H255V109H254ZM260 110H261V109H260ZM5 111H6V110H5ZM11 111H12V110H11ZM35 111H36V110H35ZM70 111H71V110H70ZM95 111H97L96 108H95ZM114 111H115V110H114ZM117 111H118V110H117ZM117 111H116V112H117ZM170 111H171V110H170ZM184 111H185V110H184ZM207 111H208V110H207ZM227 111H228V110H227ZM237 111H238V110H237ZM237 111H236V112H237ZM262 111H263V110H262ZM16 112H17V111H16ZM24 112H25V111H24ZM37 112H38V109H37ZM39 112H40V110H39ZM45 112H46V111H45ZM45 112H44V113H45ZM57 112H58V111H57ZM76 112H77V111H76ZM85 112H87V111H85ZM105 112H106V111H105ZM130 112H131V111H130ZM173 112H174V111H173ZM191 112H192V111H191ZM199 112H200V111H199ZM209 112H210V111H209ZM254 112H255V111H254ZM2 113H3V112H2ZM5 113H6V112H5ZM19 113H20V111H19ZM22 113H23V112H22ZM26 113H27V112H26ZM28 113H29V112H28ZM32 113H33V112H32ZM44 113H43V114H44ZM51 113H52V112H51ZM65 113H66V112H65ZM67 113H68V111H67ZM87 113H88V112H87ZM92 113H93V112H92ZM97 113H98V112H97ZM99 113H100V111H99ZM162 113H163V112H162ZM165 113H166V112H165ZM165 113H164V114H165ZM168 113H169V111L167 112V115H169ZM170 113H171V112H170ZM174 113H177V112H174ZM184 113H185V112H184ZM184 113H183V114H184ZM186 113H187V112H186ZM194 113H195V112H194ZM203 113H205V112H203ZM203 113H202V114H203ZM214 113H216V112H214ZM226 113H227V112H226ZM250 113H251V111H250ZM257 113H258V112H257ZM262 113H263V112H262ZM15 114H16V113H15ZM40 114H41V113H40ZM58 114H59V113H58ZM61 114H62V113H61ZM80 114H81V113H80ZM85 114H86V113H85ZM95 114H96V113H95ZM171 114H172V113H171ZM192 114H193V113H192ZM202 114H200V115H202ZM206 114H207V113H206ZM212 114H213V113H212ZM223 114H224V113H222V116H223ZM237 114H239V113H237ZM245 114H246V113H245ZM247 114H248V113H247ZM247 114H246V115H247ZM253 114H254V113H253ZM7 115H8V114H7ZM9 115H10V114H9ZM19 115H20V114H19ZM31 115H32V114H30V116H31ZM38 115H39V113H38ZM53 115H54V114H53ZM53 115H52V117H53ZM67 115H68V114H67ZM67 115H66V116H67ZM83 115H84V113H83ZM89 115H90V113H89ZM89 115L87 114V116H89ZM144 115H145V114H144ZM160 115L162 116V114H160ZM172 115H173V114H172ZM176 115H177V114H176ZM200 115H199V116H200ZM204 115H205V114H204ZM208 115L210 116V115H211V112H210V114H208ZM224 115H226V114H224ZM249 115H250V114H249ZM259 115H260V114H259ZM263 115H264V114H263ZM10 116H11V115H10ZM10 116H9V117H10ZM15 116H16V115H15ZM23 116H24V115H23ZM59 116H60V115H59ZM63 116H64V114H63ZM92 116H93V115H92ZM145 116H146V115H145ZM155 116H157V115H155ZM155 116H154V117H155ZM163 116H164V115H163ZM184 116H185V115H184ZM197 116H198V115H196V117H197ZM209 116H208V117H209ZM219 116H220V115H219ZM233 116H234V115H232V117H233ZM238 116H240V115H238ZM254 116H255V115H254ZM9 117H8V118H9ZM42 117H43V116H42ZM46 117H47V116H46ZM95 117H96V116H95ZM113 117H115V116L113 115ZM121 117H122V116H121ZM128 117H130V116H128ZM146 117H147V116H146ZM173 117H174V116H173ZM189 117H190V116H189ZM192 117L194 118L195 116H192ZM204 117L207 118V116H204ZM213 117H216V116H213ZM230 117H231V115H230ZM235 117H236V116H235ZM260 117L262 118V116H260ZM0 118H1V117H0ZM2 118H3V117H2ZM18 118H19V117H18ZM18 118H16V119H18ZM29 118H30V117H29ZM47 118H49V117H47ZM73 118H75V117H73ZM130 118H131V117H130ZM152 118H153V117H152ZM168 118L170 119V118H172V116L170 115V117L168 116ZM178 118H179V116H178ZM206 118H205V119H206ZM240 118H241V120H242V117H239L238 120H239ZM247 118H248V117H247ZM253 118H254V117H253ZM257 118H258V116H257ZM12 119H15V117L12 118ZM44 119H45V118H44ZM59 119H60V118H59ZM71 119H72V118H71ZM88 119H89V118H88ZM91 119H92V118H91ZM96 119H97V118H96ZM96 119H95V120H96ZM99 119H100V118H99ZM107 119H108V118H107ZM139 119H141V117H140ZM142 119H143V118H142ZM142 119H141V120H142ZM163 119H164V118H163ZM188 119H189V118H188ZM198 119H199V118H198ZM201 119H202V117H201ZM210 119L212 120V117H211ZM210 119H209V120H210ZM219 119H221V118H219ZM222 119H223V118H222ZM226 119H227V118H225V121H224V122H226ZM8 120H9V119H8ZM22 120H23V119H22ZM46 120H47V119H46ZM65 120H66V119H65ZM67 120H68V119H67ZM78 120H79V118H78ZM78 120H77V121H78ZM123 120H124V119H123ZM123 120H122V121H123ZM125 120H127V119H125ZM147 120H148V119H147ZM149 120H150V117H149ZM149 120H148V121H149ZM157 120H158V119H157ZM164 120H165V119H164ZM174 120H175V119H174ZM179 120H180V118H179ZM194 120H195V119H194ZM211 120H210V121H211ZM227 120H228V119H227ZM231 120H232V119H231ZM236 120H237V117H236ZM255 120H256V119H255ZM4 121H5V120H4ZM4 121H3V122H4ZM6 121H7V119H6ZM16 121H17V120H16ZM35 121H37V118H36ZM49 121H50V120H49ZM68 121H69V120H68ZM68 121H67V123H68ZM70 121H72V120H70ZM82 121H83V120H82ZM89 121H90V120H89ZM92 121H93V120H92ZM96 121H97V120H96ZM105 121H106V120H105ZM122 121H121V122H122ZM139 121H140V120H139ZM166 121H167V120H166ZM169 121H171V120H169ZM188 121H190V120H188ZM197 121H199V120H197ZM197 121H196V122H197ZM206 121H207V120H206ZM206 121H205V122H206ZM234 121H235V120H234ZM243 121H244V120H242V122H243ZM12 122H13V121H12ZM24 122H25V121H24ZM41 122H42V121H41ZM46 122H47V121H46ZM46 122H42V123L44 124V123H46ZM75 122H76V121H75ZM85 122H86V121H85ZM100 122H101V121H100ZM126 122H127V121H126ZM131 122H132V121H131ZM145 122H146V121H145ZM155 122H156V121H155ZM181 122H182V121H181ZM186 122H187V121H186ZM203 122H204V121H203ZM216 122H217V121L215 120V123H216ZM224 122H223V124H224ZM242 122L240 121V123H242ZM244 122H245V121H244ZM252 122H253V120H252ZM252 122H250V123H252ZM254 122H255V121H254ZM259 122H260V121H259ZM14 123H15V122H14ZM35 123H36V122H35ZM39 123H40V122H37V125L40 126V124H42V123H40V124H39ZM55 123H56V122H55ZM73 123H74V122H73ZM76 123H77V122H76ZM80 123H81V121H80ZM90 123H91V122H90ZM90 123H89V124H90ZM92 123H93V122H92ZM110 123H111V122H110ZM128 123H130V122H128ZM135 123H136V122H135ZM146 123H147V122H146ZM151 123H153L152 120H151ZM161 123H162V122H161ZM179 123H180V122H179ZM191 123H192V122H191ZM200 123H201V121H200ZM200 123H199V124H200ZM212 123H213V122H212ZM261 123H264V121L261 122ZM20 124H21V123H20ZM48 124H49V123H48ZM51 124H52V123H51ZM51 124H50V125H51ZM53 124H54V123H53ZM58 124H59V123H58ZM65 124H66V123H65ZM65 124H63V125L65 126ZM106 124H107V122H106ZM106 124H105V126H106ZM108 124H109V122H108ZM113 124H115V123H113ZM113 124H112V125H113ZM123 124H124V123H123ZM140 124H141V122H139V125H140ZM148 124H149V123H148ZM148 124H147V125H148ZM153 124H154V123H153ZM166 124H167V123H166ZM174 124H175V123H174ZM195 124H196V123H195ZM195 124H193V125L195 126ZM206 124H207V123H206ZM218 124H219V123H218ZM246 124H247V121H246ZM259 124H260V123H259ZM259 124H256V125H259ZM5 125H6V124H5ZM5 125H4V126H5ZM33 125H35V124H33ZM45 125H46V124H45ZM73 125H74V124H73ZM82 125H83V124H82ZM85 125H86V123H85ZM127 125H128V124H126V126H127ZM129 125H130V124H129ZM144 125H146V124H144ZM159 125H160V124H159ZM215 125H217V124H215ZM231 125H232V124H231ZM244 125H245V123H244ZM244 125H242V126L244 127ZM248 125H249V124H248ZM256 125H255V126H256ZM261 125H262V124H261ZM2 126H3V125H2ZM27 126H28V124H27ZM27 126H26V127H27ZM48 126H49V125H48ZM59 126H62V125H59ZM66 126H67V124H66ZM66 126H65V127H66ZM69 126H71V125H69ZM78 126H80V125H79V122H78ZM102 126H104V124H103ZM116 126H118L117 123H116ZM130 126H131V125H130ZM130 126H129V127H130ZM153 126H154V125H153ZM156 126H157V125H156ZM166 126H169V124L166 125ZM171 126H172V125H171ZM174 126H175V125H174ZM174 126H173V127H174ZM176 126H177V125H176ZM180 126H181V125H180ZM180 126H179V127H180ZM217 126H218V125H217ZM217 126H216V127H217ZM246 126H247V125H246ZM246 126H245V127H246ZM10 127H11V126H10ZM22 127H23V126H22ZM44 127H45V126H44ZM44 127H43V128H44ZM65 127H64V128H65ZM71 127H72V126H71ZM83 127H84V126H83ZM92 127H93V126H92ZM97 127H98V126H97ZM108 127H109V126H108ZM113 127H114V125H113ZM119 127H120V126H119ZM127 127H128V126H127ZM143 127H144V126H143ZM150 127H151V126H150ZM157 127H158V126H157ZM163 127H165V125H164ZM173 127H172V128H173ZM196 127H199V126H196ZM214 127H215V126H214ZM221 127H222V126H220V128H221ZM223 127H224V126H223ZM231 127H232V126H231ZM240 127H241V126H240ZM251 127H252V125H251ZM4 128H5V127H4ZM24 128H25V126H24ZM39 128H40V127H39ZM61 128H62V127H61ZM61 128H60V129H61ZM64 128H62V129H64ZM66 128H67V127H66ZM68 128H70V127H68ZM72 128H73V127H72ZM77 128L80 129L79 127H77ZM81 128H82V127H81ZM85 128L87 129V128H89V127H85ZM101 128H102V127H101ZM103 128H104V127H103ZM103 128H102V130H103ZM105 128H106V127H105ZM110 128H111V126H110ZM114 128H115V130H116L117 127H114ZM120 128H121V127H120ZM120 128H119V129H120ZM124 128H125V127H124ZM131 128H132V126L130 127V129H131ZM172 128H171V129H172ZM180 128H182V126H181ZM180 128H179V129H180ZM202 128H203V126H202ZM209 128H210V127H209ZM218 128H219V127H218ZM218 128H217V129H218ZM227 128H228V127H227ZM227 128H226V129H227ZM241 128H242V127H241ZM246 128H248V127H246ZM253 128H255L254 125H253ZM256 128H257V127H256ZM256 128H255V129H256ZM263 128H264V127H263ZM17 129H18V128H17ZM31 129H32V128H31ZM37 129H38V128H37ZM45 129H47V128H45ZM45 129H44V130H45ZM48 129H49V128H48ZM54 129H55V128H54ZM96 129H98V128H96ZM106 129H107V128H106ZM125 129H127V128H125ZM128 129H129V128H128ZM128 129H127V131H129ZM148 129H149V128H148ZM152 129H153V128H152ZM166 129H167V128H166ZM177 129H178V128H177ZM197 129H198V128H197ZM224 129H225V128H224ZM226 129H225V130H226ZM238 129H239V128H238ZM243 129H244V128H243ZM248 129H249V128H248ZM250 129H251V128H250ZM260 129H262V128H259V130H260ZM11 130H12V129H11ZM18 130H19V129H18ZM18 130H17V131H18ZM56 130H57V128H56ZM70 130H72V129L70 128ZM70 130H69V131H70ZM74 130H75V129H74ZM84 130H85V129H84ZM84 130H83V131H84ZM89 130H90V129H89ZM102 130H101V131H102ZM107 130H109V129H107ZM110 130H111V129H110ZM117 130H118V129H117ZM136 130H137V129H136ZM136 130H135V131H136ZM142 130H143V129H142ZM146 130H147V129H146ZM153 130H154V129H153ZM175 130H176V129H175ZM195 130H196V129H195ZM204 130H205V129H204ZM221 130H222V129H221ZM251 130L253 131V129H251ZM257 130H258V129H257ZM257 130H255V131H257ZM7 131H10V130H7ZM7 131H6V132H7ZM19 131H22V129L19 130ZM25 131H26V130H25ZM31 131H33V130H31ZM31 131H30V132H31ZM51 131H52V130H51ZM66 131H67V130H65L64 132H66ZM69 131H67V132L69 133ZM85 131H86V130H85ZM103 131H104V130H103ZM123 131H124V130H123ZM130 131H131V130H130ZM144 131H145V129H144ZM163 131L165 132V130H163ZM163 131H162V132H163ZM218 131H219V130H218ZM228 131H229V130H228ZM240 131H243V130H240ZM247 131H248V130H247ZM4 132H5V131H4ZM4 132H3V134L6 133V132H5V133H4ZM12 132H13V131H12ZM49 132H50V131H49ZM53 132H55V131H53ZM57 132H58V130H57ZM76 132H77V131H76ZM91 132H92V131H91ZM97 132H98V131H96V135H97ZM99 132H100V131H99ZM111 132H113V131H111ZM133 132H134V131H133ZM138 132H139V131H138ZM140 132H141V130H140ZM153 132H154V131H153ZM157 132H158V131H157ZM187 132H188V131H187ZM197 132H198V131H197ZM221 132H222V131H221ZM8 133H9V132H8ZM8 133H7V137H8V135H10V134H8ZM17 133H18V132H17ZM28 133H29V132H28ZM31 133H32V132H31ZM39 133H41V132H39ZM59 133H60V132H59ZM68 133H67V134H68ZM71 133H72V131H71ZM71 133H70V134H71ZM73 133H74V132H73ZM85 133H86V132H85ZM106 133H108V132L106 131ZM114 133H115V132H114ZM114 133H113V135H114ZM158 133H159V132H158ZM172 133H173V132H172ZM182 133H183V132H182ZM188 133H190V132H188ZM198 133H199V132H198ZM205 133H206V132H205ZM205 133H204V135H205ZM207 133H208V132H207ZM223 133H224V131H223ZM231 133H232V132H231ZM237 133H238V132H237ZM240 133H241V132H240ZM252 133H253V132H252ZM26 134H27V133H26ZM61 134H65V133L62 132ZM74 134H75V133H74ZM77 134H78V133H77ZM80 134H81V133H80ZM82 134H83V133H82ZM82 134H81L79 137H81ZM101 134H103V133H101ZM116 134H117V133H116ZM131 134H132V133H131ZM138 134H139V133H138ZM150 134H151V133H150ZM156 134H157V133H156ZM201 134H202V133H201ZM220 134H221V133H220ZM238 134H239V133H238ZM245 134H246V131H245ZM35 135H36V134H35ZM41 135H42V134H41ZM83 135H85V134H83ZM99 135H100V134H99ZM99 135H98V138H99ZM109 135H110V133H109ZM109 135H108V136H109ZM121 135H122V134H121ZM121 135H120V136H121ZM144 135H145V134H144ZM162 135H164V134H162ZM182 135H183V134H182ZM185 135H186V134H185ZM185 135H184V136H185ZM190 135H191V134H190ZM227 135H228V134H227ZM227 135H225V137H226ZM239 135H240V134H239ZM16 136H17V135H16ZM25 136H26V135H25ZM32 136H34V135H32ZM38 136H39V135H38ZM38 136H37V137H38ZM56 136H57V135H56ZM56 136H55V137H56ZM71 136H72V135H71ZM73 136H74V135H73ZM114 136H115V135H114ZM114 136H113V137H114ZM173 136H174V135H173ZM180 136H181V135H180ZM209 136H210V135H209ZM221 136H222V135H221ZM248 136H249V135H248ZM10 137H14V136L12 135V136H10ZM27 137H28V136H27ZM27 137H25V139H27ZM47 137H48V136H47ZM47 137H46V139H47ZM49 137H50V136H49ZM64 137H65V136H64ZM64 137H62V138H64ZM68 137H69V136H68ZM86 137H87V136H86ZM88 137H89V136H88ZM92 137H93V136H92ZM94 137H95V136H94ZM94 137H93V138H94ZM101 137H102V136H101ZM131 137H133V135H132ZM134 137H135V135H134ZM138 137H139V136H138ZM144 137H145V136H144ZM169 137H170V136H169ZM171 137H172V136H171ZM182 137H183V136H182ZM186 137H187V136H186ZM214 137H215V136H214ZM217 137H218V136H217ZM223 137H224V136H223ZM235 137H236V136H235ZM235 137H234V138H235ZM246 137H247V136H246ZM251 137H252V135H251ZM261 137H262V136H261ZM18 138H20V137H18ZM39 138H40V137H39ZM43 138H44V137H43ZM65 138H66V137H65ZM76 138H77V137H76ZM81 138H84V137H81ZM102 138H103V137H102ZM140 138H141V137H140ZM153 138H155V137H153ZM161 138H162V137H161ZM165 138H166V137H165ZM173 138H174V137H173ZM195 138H196V137H195ZM207 138H208V137H207ZM226 138H227V137H226ZM229 138H230V137H229ZM237 138H238V137H237ZM247 138H248V137H247ZM249 138H250V137H249ZM258 138H259V137H258ZM5 139H6V138H5ZM35 139H36V138H35ZM37 139H38V138H37ZM49 139H50V138H49ZM49 139H48V140H49ZM51 139H52V137H51ZM73 139H74V138H73ZM73 139H72V141H75V140H73ZM85 139H87V138H85ZM85 139H84V141H85ZM96 139H97V137H96ZM96 139H95V140H96ZM99 139H100V138H99ZM99 139H98V140H99ZM108 139H111V138H108ZM176 139H177V138H176ZM178 139H179V138H178ZM217 139H218V138H216V140H217ZM250 139H251V138H250ZM18 140H19V139H18ZM20 140H21V138H20ZM29 140H30V137H29ZM95 140H94V141H95ZM116 140H117V139H116ZM116 140H115V141H116ZM134 140H135V139H134ZM172 140H173V139H172ZM220 140H221V139H220ZM256 140H257V139H256ZM2 141H3V140H2ZM27 141H28V140H27ZM32 141H33V140H32ZM37 141H38V140H37ZM52 141H53V140H52ZM59 141H60V140H59ZM64 141H65V139H64ZM68 141H69V140H68ZM80 141H81V140H80ZM86 141L88 142V140H86ZM86 141H85V142H86ZM92 141H93V140H92ZM101 141L104 142V140H101ZM108 141H110V140H108ZM113 141H114V140H113ZM120 141H121V140H120ZM120 141H119V142H120ZM175 141H176V140H175ZM175 141L173 140L172 142H175ZM196 141H197V140H196ZM229 141H230V140H229ZM10 142H11V141H10ZM19 142H20V141H19ZM19 142H17L16 144H18ZM21 142H22V141H21ZM23 142H24V141H23ZM25 142H26V140H25ZM25 142H24V143H25ZM28 142H29V141H28ZM54 142H55V141H54ZM54 142H53V143H54ZM82 142H83V141H82ZM97 142H98V141H97ZM106 142H107V141H106ZM121 142H122V141H121ZM129 142H130V141H129ZM155 142H156V141H155ZM165 142H166V141H165ZM165 142H164V143H165ZM170 142H171V141H170ZM199 142H200V141H199ZM202 142H203V141H202ZM240 142H241V141H240ZM244 142H245V141H244ZM249 142H250V141H249ZM253 142H254V141H253ZM253 142H252V143H253ZM258 142H259V141H258ZM30 143H31V142H30ZM37 143H38V142H37ZM47 143H48V142H47ZM47 143H46V144H47ZM69 143H70V141H69ZM69 143H68V144H69ZM72 143L74 144V142H72ZM72 143H71V144H72ZM77 143L80 144V142H77ZM91 143H92V142H91ZM94 143H95V142H94ZM99 143L101 144L102 142H100V140H99ZM109 143H113V142L110 141ZM123 143H124V141H123ZM123 143H122V144H123ZM135 143H136V141H135ZM186 143H187V142H186ZM188 143H190V142H188ZM206 143H207V142H206ZM227 143H228V142H227ZM230 143H231V142H229V144H230ZM234 143H235V141H234ZM241 143H242V142H241ZM3 144H4V143H3ZM11 144H12V143H11ZM16 144H15V145H16ZM19 144H20V143H19ZM35 144H36V143H35ZM44 144H45V143H44ZM46 144H45V146H47ZM66 144H67V143H66ZM84 144H85V143H84ZM87 144H88V143H87ZM89 144H90V143H89ZM103 144H106V143H103ZM114 144H115V143H114ZM117 144H118V143L116 142V146H118L119 148H121V147H120L121 144H120V145H117ZM133 144H134V143H133ZM148 144H149V143H148ZM196 144H197V143H196ZM232 144H233V143H232ZM239 144H240V143H239ZM0 145H1V144H0ZM4 145H5V144H4ZM27 145H29V144H27ZM37 145H39V144H37ZM48 145H49V144H48ZM53 145H55V143H54ZM74 145H76V144H74ZM94 145H95V144H94ZM109 145H110V144H109ZM112 145H113V144H112ZM112 145H111V146H112ZM150 145H151V144H150ZM192 145H193V144H192ZM206 145H207V144H206ZM217 145H219V144H217ZM224 145H225V143H224ZM242 145H243V144H242ZM20 146H21V145H20ZM20 146H19V147H20ZM25 146H26V143H25ZM30 146H31V144H30ZM69 146H70V145H69ZM78 146H80V145H78ZM78 146H76V147L78 148ZM84 146H85V145H84ZM100 146H101V145H100ZM141 146H142V145H141ZM158 146H159V144H158ZM171 146H172V145H171ZM179 146H181V145H179ZM193 146H194V145H193ZM221 146H222V145H221ZM225 146H226V145H225ZM225 146H223V147H225ZM237 146H238V145H237ZM244 146H245V145H244ZM244 146H243V147H244ZM249 146H250V145H249ZM0 147H1V146H0ZM13 147H14V146H13ZM16 147H17V146H16ZM32 147H34V145H33ZM38 147H41V146H38ZM49 147L51 148V146H49ZM58 147H59V146H58ZM85 147H86V146H85ZM92 147H93V146H92ZM94 147H95V146H94ZM96 147H97V145H96ZM106 147H107V146H106ZM113 147H114V146H113ZM125 147H126V146H125ZM136 147H138V146H136ZM148 147H149V146H148ZM150 147H151V146H150ZM176 147H177V145H176ZM176 147H175V148H176ZM256 147H257V146H256ZM21 148H22V146H21ZM29 148H30V147H29ZM35 148H36V147H35ZM44 148H45V147H44ZM52 148H53V147H52ZM56 148H57V147H56ZM87 148H88V147H87ZM90 148H91V147H90ZM97 148H98V147H97ZM109 148H110V147L108 146V149H109ZM119 148H118V149H119ZM138 148H139V147H138ZM180 148H181V147H180ZM185 148H187V147H185ZM190 148H191V147H190ZM192 148H193V147H192ZM192 148H191V149H192ZM195 148H196V147H195ZM198 148H201V147H198ZM198 148H197V149H198ZM219 148H220V147H219ZM226 148H227V147H226ZM226 148H224V149H226ZM230 148H231V147H230ZM230 148H229V149H230ZM251 148H252V146H251ZM24 149H25V147H24ZM24 149H23V151H24ZM39 149H40V148H39ZM39 149H38V150H39ZM59 149H60V148H59ZM79 149H80V148H79ZM82 149H83V148H82ZM95 149H96V148H95ZM108 149H107V150H108ZM115 149H116V147H115ZM134 149H135V148H134ZM193 149H194V148H193ZM205 149H206V148H205ZM220 149H221V148H220ZM227 149H228V148H227ZM227 149H226V150H227ZM233 149H234V148H233ZM249 149H250V148H249ZM260 149H261V148H260ZM0 150H1V149H0ZM19 150H20V149H19ZM44 150H45V149H44ZM48 150H50V149H48ZM68 150H69V149H68ZM71 150H72V148H71ZM83 150H84V149H83ZM93 150H94V149H93ZM97 150H98V149H97ZM105 150H106V149H105ZM109 150H110V149H109ZM109 150H108V151H109ZM127 150H128V149H127ZM140 150H141V149H140ZM170 150H171V149H170ZM176 150H178V148H177ZM176 150H175V151H176ZM179 150H180V149H179ZM179 150H178V151H179ZM194 150H195V149H194ZM231 150H232V149H231ZM238 150H239V149H238ZM253 150H254V149H253ZM16 151H17V150H16ZM40 151H42V150H40ZM72 151H73V150H72ZM72 151H71V152H72ZM108 151H106V153H107ZM111 151H113V148H112ZM111 151H110V152H111ZM116 151H117V150H116ZM119 151H120V150H119ZM158 151H159V150H158ZM185 151H188V150L185 149ZM196 151H197V150H195V152H196ZM202 151H204V150H202ZM210 151H211V150H210ZM219 151H220V150H218V152H219ZM241 151H242V150H241ZM248 151H249V150H248ZM251 151H252V150H251ZM0 152H1V151H0ZM25 152H26V151H25ZM42 152H43V151H42ZM74 152H75V151H74ZM82 152H83V151H82ZM94 152H95V151H94ZM101 152H102V151H101ZM142 152H143V151H141V153H142ZM156 152H157V151H156ZM161 152H162V151L160 150V153H161ZM163 152H164V151H163ZM176 152H177V151H176ZM181 152H182V151H181ZM195 152H193V153H195ZM249 152H250V151H249ZM249 152H248V153H249ZM252 152H254V151H252ZM252 152H251V153H252ZM262 152L264 153L263 149H262ZM262 152H261L260 154H262ZM49 153H51V152H49ZM72 153H73V152H72ZM79 153H80V152H79ZM88 153H90V155H91V153H93V152L90 151V152H88ZM95 153H97V152H95ZM98 153H100V151H99ZM98 153H97V154H98ZM103 153H104V152H103ZM126 153H128V152H126ZM191 153H192V152H191ZM211 153H212V152H211ZM214 153H216V152H214ZM224 153H225V152H224ZM258 153H259V152H258ZM25 154L27 155V153H25ZM25 154H24L23 156H25ZM30 154H31V153H30ZM44 154H45V153H44ZM46 154H47V153H46ZM56 154H59V152L56 153ZM100 154H101V153H100ZM137 154H138V153H137ZM148 154H149V153H148ZM164 154H166V153H164ZM169 154H170V153H169ZM196 154H198V153H196ZM225 154H226V153H225ZM244 154H246V153H244ZM254 154H255V153H254ZM21 155H22V154H21ZM33 155H35V154H33ZM66 155H67V154H66ZM74 155H78V154L76 153V154H74ZM82 155H83V154H82ZM87 155H88V154H87ZM105 155H106V154H105ZM105 155H104V156H105ZM111 155H112V153H111ZM113 155H114V154H113ZM123 155H124V154H123ZM132 155H133V154H132ZM132 155L129 154V156H132ZM138 155H139V154H138ZM142 155H143V154H142ZM153 155H154V153H153ZM190 155H191V154H190ZM205 155H206V154H205ZM250 155H251V154H250ZM18 156H19V155H18ZM51 156H52V155H51ZM60 156H61V155H60ZM69 156H70V155H69ZM71 156H73V154H72ZM92 156H93V155H92ZM92 156H91V158H92ZM98 156H99V155H98ZM98 156L96 155V157H98ZM101 156H102V155H101ZM104 156H103V157H104ZM118 156H119V154H118ZM126 156H127V155H126ZM129 156H128V157H129ZM136 156H137V155H136ZM158 156H159V155H158ZM164 156H165V155H164ZM176 156H178V155H176ZM179 156H180V155H179ZM203 156H204V155H203ZM219 156H220V155H219ZM259 156H260V155H259ZM25 157H26V156H25ZM42 157H43V156H42ZM46 157H47V156H46ZM58 157H59V156H58ZM75 157H76V156H75ZM81 157H82V156H81ZM84 157H86V156H85V153H84ZM106 157H107V156H106ZM106 157H105V158H106ZM108 157H109V156H108ZM108 157H107V158H108ZM123 157H125V156H122V158H123ZM128 157H127V158H128ZM150 157H151V156H150ZM155 157H156V156H155ZM172 157H173V156H172ZM201 157H202V155H201ZM212 157H213V156H212ZM232 157H233V156H232ZM247 157H248V156H247ZM252 157H253V156H252ZM18 158H19V157H18ZM21 158H22V157H21ZM34 158H35V156H34ZM51 158H52V157H50V159H51ZM62 158H63V157H62ZM76 158H77V157H76ZM94 158H95V157H94ZM110 158H111V157H110ZM114 158H116V156H115ZM118 158H119V157H118ZM134 158H135V157H134ZM134 158H132V159H134ZM140 158H141V155H140ZM152 158H153V157H152ZM152 158H151V160H152ZM156 158H157V157H156ZM169 158H170V157H169ZM182 158H183V157H182ZM182 158L179 157V159H182ZM222 158H223V157H222ZM222 158H221V160H222ZM225 158H226V157H225ZM230 158H231V157H230ZM233 158H234V157H233ZM250 158H251V157H250ZM253 158H255V157H253ZM3 159H4V158H3ZM3 159H2V160H3ZM31 159H32V157H31ZM39 159H40V156H39L38 160H39ZM66 159H67V158H66ZM74 159H75V158H74ZM79 159H80V158H79ZM85 159H86V158H85ZM101 159H102V158H101ZM111 159H112V158H111ZM116 159H117V158H116ZM120 159H121V158H120ZM149 159H150V158H149ZM149 159H148V160H149ZM164 159H165V158H164ZM172 159H173V158H172ZM175 159H176V158H175ZM227 159H228V157H227ZM227 159H226V161H227ZM240 159H241V158H240ZM242 159H243V158H242ZM246 159H247V158H246ZM19 160H20V159H19ZM26 160H27V159H26ZM42 160H43V159H42ZM45 160H46V159H45ZM51 160H52V159H51ZM60 160H61V157H60ZM62 160H63V159H62ZM69 160H70V159H69ZM91 160H92V159H91ZM95 160H96V159H95ZM95 160H94V161H95ZM105 160H106V159H105ZM108 160H109V159H108ZM121 160H123V159H121ZM121 160H120V161H121ZM125 160H126V159H125ZM128 160H129V159H128ZM141 160H142V159H141ZM141 160H140V161H141ZM143 160L145 161V159H143ZM153 160H154V159H153ZM157 160H159V159L157 158ZM176 160H177V159H176ZM223 160H224V159H223ZM11 161H12V160H11ZM22 161H23V160H22ZM49 161H50V160H49ZM55 161H56V160H55ZM63 161H64V160H63ZM65 161H66V160H65ZM80 161H82V160H80ZM109 161H110V160H109ZM109 161H108V162H109ZM113 161H114V159H113ZM132 161H134V160H132ZM132 161H131V162H132ZM160 161H161V160H160ZM185 161H186V159H185ZM203 161H204V160H203ZM203 161H202V162H203ZM219 161H220V160H219ZM232 161H233V160H232ZM232 161H231V162H232ZM235 161H236V160H234V162H235ZM242 161H243V160H241V162H242ZM250 161H251V159H250ZM36 162H37V161H36ZM68 162H69V161H68ZM70 162H71V161H70ZM74 162H75V160H74ZM76 162H77V161H76ZM82 162H83V161H82ZM84 162H85V161H84ZM96 162H97V161H96ZM106 162H107V161H106ZM115 162H116V161H115ZM124 162H125V161H124ZM127 162L130 163L129 161H127ZM135 162H136V161H135ZM135 162H134V163H135ZM146 162H147V160H146ZM150 162H151V161H150ZM153 162L155 163V161H153ZM181 162H182V161H181ZM244 162H245V161H244ZM247 162H248V161H247ZM4 163H5V162H4ZM13 163H14V162H13ZM27 163H28V162H27ZM34 163H35V161H34ZM80 163H81V162H80ZM80 163H79V164H80ZM104 163H105V162H104ZM104 163H103V164H104ZM120 163H121V162H119V164H120ZM178 163H179V161H178ZM182 163H183V162H182ZM203 163H204V162H203ZM224 163H225V162H224ZM245 163H246V162H245ZM248 163H249V162H248ZM250 163H252V162H250ZM22 164H23V163H22ZM24 164H25V163H24ZM59 164H60V163H59ZM59 164H58V165H59ZM87 164H90V163H87ZM92 164H94V162H92ZM98 164H101V163H98ZM106 164H107V163H106ZM111 164H112V163H111ZM114 164H116V163H114ZM114 164H113V165H114ZM139 164H140V163H139ZM141 164H143V163H141ZM141 164H140V165H141ZM144 164H145V163H144ZM158 164H159V163H158ZM179 164H180V163H179ZM187 164H188V163H187ZM187 164H186V165H187ZM197 164H198V163H197ZM243 164H244V163H243ZM0 165H1V164H0ZM50 165H51V162H50ZM56 165H57V164H56ZM69 165H70V164H69ZM95 165H97V164H95ZM95 165H94V166H95ZM123 165H124V164H123ZM129 165H130V164H129ZM152 165H153V164H152ZM154 165H155V164H154ZM156 165H157V164H156ZM201 165H202V164H201ZM207 165H208V164H207ZM223 165H224V164H223ZM227 165H228V164H227ZM257 165H258V164H257ZM40 166H41V164H40ZM59 166L62 167V165H59ZM66 166H67V161H66ZM73 166H74V164H73ZM73 166H72V167H73ZM76 166H78V165H76ZM79 166H81V164H80ZM87 166H88V165H87ZM104 166H105V165H104ZM106 166H107V165H106ZM137 166H138V165H137ZM182 166H183V165H182ZM182 166H181V167H182ZM208 166H209V165H208ZM221 166H222V165H221ZM245 166H246V164H245ZM249 166H250V165H249ZM13 167H14V166H13ZM47 167H48V166H47ZM51 167H52L51 170H53V166H51ZM51 167H50V168H51ZM69 167H70V166H69ZM119 167H120V166H119ZM147 167H148V166H147ZM159 167H160V166H159ZM176 167H177V166H176ZM186 167H187V166H186ZM192 167H193V166H192ZM192 167H190V168H192ZM218 167H219V166H218ZM233 167H234V165H233ZM233 167H232V168H233ZM253 167H254V166H253ZM262 167H264V166H262ZM27 168H28V167H27ZM38 168H39V165H38ZM40 168H41V167H40ZM63 168H64V167H63ZM63 168H62V169H63ZM66 168H67V167H66ZM75 168H76V167H75ZM77 168H78V167H77ZM86 168H89V166L86 167ZM91 168H92V167H91ZM91 168H89V169L91 170ZM97 168H98V167H96V169H97ZM99 168H100V167H99ZM101 168H102V166H101ZM111 168H112V167H111ZM121 168H122V167H121ZM151 168H152V167H150V169H151ZM163 168H164V167H163ZM166 168H167V167H166ZM195 168H196V167H195ZM200 168H201V167H200ZM222 168H226V166H225V167H222ZM239 168H240V167H239ZM242 168H243V167H242ZM244 168H245V167H244ZM247 168H249V167H247ZM8 169H9V167H8ZM45 169H46V168H45ZM79 169H82V168L80 167ZM89 169H88V170H89ZM135 169H136V168H135ZM157 169H159V168H157ZM164 169H165V168H164ZM170 169H171V168H170ZM179 169H180V168H179ZM179 169H178V170H179ZM183 169H184V168H183ZM183 169H181V171H182ZM186 169H187V168H186ZM186 169H185V170H186ZM193 169H194V168H193ZM235 169H236V168H235ZM250 169H251V168H250ZM254 169H255V168H254ZM48 170H49V169H48ZM51 170H50V171H51ZM67 170H68V169H67ZM67 170H66V171H67ZM76 170H77V169H76ZM93 170H95V169H93ZM97 170H98V169H97ZM101 170H102V169H101ZM101 170H99V171H101ZM106 170H107V169H106ZM106 170H105V171H106ZM109 170H110V169H109ZM155 170H156V169H155ZM173 170H175V169H173ZM178 170H177V171H178ZM189 170H190V169H189ZM223 170H224V169H223ZM230 170H231V169H230ZM246 170H247V169H246ZM246 170H245V172H246ZM252 170H253V169H252ZM0 171H1V170H0ZM5 171H6V168H5ZM27 171H29V170H27ZM59 171H60V170H59ZM59 171H58V172H59ZM62 171H64V170H62ZM80 171H81V170H80ZM84 171H85V170H84ZM84 171H83V173H84ZM91 171H92V170H91ZM105 171H103V172L105 173ZM111 171H112V170H111ZM116 171H118V170H116ZM124 171H125V170H124ZM149 171H150V170H149ZM151 171H153V169H152ZM157 171H160V170H157ZM157 171H156V172H157ZM194 171H195V170H194ZM194 171H193V172H194ZM199 171H200V170H199ZM201 171H202V170H201ZM204 171H205V170H204ZM228 171H229V170H228ZM232 171H234V170L232 169ZM239 171H240V170H239ZM254 171H255V170H254ZM13 172H14V171H13ZM30 172H31V171H30ZM46 172L48 173V171H46ZM58 172H57V173H58ZM72 172H74V171L72 170ZM78 172H79V170H78ZM89 172H90V171H89ZM103 172H102V173H103ZM109 172H110V171H109ZM109 172L107 171V173H109ZM118 172H119V171H118ZM126 172H128V171H126ZM138 172H139V171H138ZM179 172H180V170H179ZM188 172L190 173V171H188ZM188 172H186V173H188ZM32 173H34V172H32ZM61 173H62V172H61ZM90 173H91V172H90ZM96 173H97V172H96ZM96 173H95V174H96ZM102 173H101V174H102ZM107 173H106V174H107ZM111 173H112V172H111ZM116 173H117V172H116ZM116 173H115V174H116ZM129 173H130V172H129ZM149 173H151V172H149ZM152 173L155 174V172H152ZM160 173H161V172H160ZM162 173L164 174V172H162ZM175 173H176V172H175ZM184 173H185V172H184ZM196 173H197V170H196ZM196 173L191 174L190 176H193V175H195ZM231 173H232V172H231ZM231 173H230V174H231ZM235 173H236V172H235ZM259 173H261V172H259ZM259 173H258V174H259ZM5 174H6V172H5ZM38 174H39V173H38ZM43 174H44V173H43ZM65 174H66V173H65ZM78 174H79V173H78ZM85 174H86V173H85ZM99 174H100V173H99ZM99 174H98V175H99ZM137 174H138V173H137ZM147 174H148V172H147ZM158 174H159V173H158ZM218 174H219V173H218ZM261 174H262V173H261ZM7 175H10V172H9ZM13 175H14V174H13ZM34 175H35V173H34ZM52 175H53V174H52ZM57 175H58V174H57ZM81 175H82V173H80L79 176H81ZM103 175H105V174H103ZM110 175H111V174H110ZM119 175H120V174H118V176H119ZM122 175H123V174H122ZM131 175H132V174H131ZM156 175H157V173H156ZM169 175H170V174H169ZM172 175H173V174H172ZM181 175H183V173H181ZM181 175H180V176H181ZM188 175H189V174H188ZM197 175H198V174H197ZM207 175H208V174H207ZM209 175H210V174H209ZM216 175H217V174H216ZM244 175H245V174H244ZM254 175H255V174H254ZM1 176H4V175H1ZM45 176H46V174H45ZM74 176H75V175H74ZM95 176H97V174H96ZM106 176H107V175H106ZM111 176H112V175H111ZM120 176H121V175H120ZM150 176H151V175H150ZM153 176H155V175H153ZM159 176H160V175H159ZM178 176H179V175H178ZM214 176H215V175H214ZM6 177H7V176H6ZM8 177H9V176H8ZM11 177H12V176H11ZM13 177H14V176H13ZM16 177L18 178L19 176H16ZM27 177H28V176H27ZM67 177H68V176H67ZM104 177H105V176H104ZM104 177H103V178H104ZM121 177H122V176H121ZM129 177L132 178L133 176H129ZM134 177H135V176H134ZM134 177H133V178H134ZM138 177H139V176H138ZM138 177H137V178H138ZM142 177H143V176H142ZM147 177H148V176H147ZM161 177H163L162 174H161ZM161 177H160V178H161ZM182 177H184V175H183ZM241 177H242V175H241ZM260 177H261V176H260ZM4 178H5V176H4ZM36 178H37V177H36ZM48 178H49V177H48ZM54 178H55V177H54ZM56 178H57V177H56ZM70 178H71V177H70ZM83 178H85V176H84ZM83 178H82V179H83ZM99 178H100V177H99ZM103 178L101 177L102 180H103ZM117 178H119V177H117ZM131 178H130V180H131ZM143 178H145V177H143ZM143 178H142V180H143ZM154 178H155V177H154ZM156 178H157V177H156ZM164 178L166 179L165 176H164ZM217 178H218V177H217ZM246 178H247V177H246ZM257 178H258V177H257ZM9 179H10V181H11V178H9ZM14 179H15V178H13V180H14ZM64 179H65V178H64ZM94 179H95V177H94ZM96 179H97V178H96ZM122 179H123V178H122ZM126 179H127V177H126ZM126 179H125V180H126ZM138 179H140V178H138ZM167 179H169V178H167ZM171 179H172V178H171ZM204 179H205V178H204ZM221 179H222V178H221ZM242 179H243V177H242ZM16 180H17V179H16ZM32 180H33V179H32ZM45 180H46V178H45ZM51 180H52V179H51ZM54 180H55V179H53V181H54ZM67 180H69V179H67ZM70 180H71V179H70ZM92 180H93V179H92ZM102 180H101V181H102ZM111 180H112V178H111ZM127 180H128V179H127ZM130 180H129V181H130ZM136 180H137V179H136ZM136 180H135V181H136ZM162 180H164V179H162ZM208 180H209V179H208ZM210 180H211V179H210ZM213 180H214V179H213ZM218 180H219V179H218ZM218 180H217V181H218ZM254 180H255V179H254ZM256 180H257V179H256ZM1 181H2V180H1ZM7 181H8V180H7ZM14 181H15V180H14ZM47 181H48V180H47ZM76 181H77V180H76ZM104 181H105V180H104ZM107 181H108V180H107ZM107 181H106V182H107ZM118 181H119V179H118ZM120 181H121V180H120ZM140 181H141V180H140ZM146 181H147V180H146ZM154 181H155V179H154ZM160 181H161V180H160ZM203 181H204V180H203ZM206 181H207V180H206ZM257 181H258V180H257ZM3 182H5V179H4ZM12 182H13V181H12ZM12 182H11V183H12ZM26 182H27V181H26ZM68 182H69V181H68ZM68 182H67V183H68ZM74 182H75V181H74ZM78 182H79V181H78ZM78 182H77V183H78ZM95 182H96V181H95ZM144 182H145V181H144ZM180 182H181V181H180ZM191 182H192V181H191ZM194 182H195V181H194ZM196 182H198V181H196ZM207 182H208V181H207ZM228 182H230V181H228ZM15 183H18V182H15ZM30 183H32V182H30ZM35 183H36V182H35ZM35 183H34V184H35ZM48 183H49V182H48ZM69 183H70V182H69ZM75 183H76V182H75ZM80 183H81V182H79L78 184L80 185ZM104 183H105V182H104ZM110 183H111V182H110ZM118 183H119V182H118ZM125 183H126V181H125ZM200 183H201V182H200ZM214 183H215V182H214ZM224 183H225V182H224ZM233 183L235 184V182H233ZM262 183H263V182H262ZM22 184H23V183H22ZM27 184H28V183H27ZM61 184H62V183H61ZM85 184H86V183H85ZM92 184H93V182H92ZM100 184H101V183H100ZM139 184H140V183H139ZM146 184H147V183H146ZM202 184H204V183H202ZM209 184H210V183H209ZM220 184H222V183H218V185H220ZM227 184H228V183H227ZM227 184H226V185H227ZM263 184H264V183H263ZM6 185H7V184H6ZM6 185H5V186H6ZM16 185H17V184H16ZM55 185H56V184H55ZM71 185H72V184H71ZM73 185H74V184H73ZM76 185H77V184H76ZM76 185H75V186H76ZM81 185H82V184H81ZM101 185H102V184H101ZM110 185H111V184H110ZM116 185H117V184H116ZM188 185H189V183H188ZM190 185H191V184H190ZM198 185H199V184H198ZM205 185H206V184H205ZM218 185H217V186H218ZM17 186H19V185H17ZM27 186H28V185H27ZM164 186H165V185H164ZM164 186H162V187H164ZM201 186H202V185H201ZM208 186H209V185H208ZM215 186H216V185H215ZM217 186H216V187H217ZM221 186H223V185H221ZM224 186H225V185H224ZM234 186H235V185H234ZM9 187H10V186H9ZM22 187H23V186H22ZM29 187H30V186H29ZM38 187H39V186H38ZM70 187H71V186H70ZM89 187H90V186H89ZM99 187H100V186H99ZM111 187H112V186H111ZM160 187H161V186H160ZM172 187H173V186H172ZM199 187H200V186H199ZM199 187H198V191H199ZM204 187H205V186H204ZM204 187L202 186V188H204ZM230 187H231V186H230ZM5 188H6V187H5ZM40 188H41V187H40ZM40 188H39V189H40ZM56 188H58V187H56ZM75 188L77 189V187H75ZM85 188H86V187H85ZM102 188H103V187H102ZM106 188H108V187H106ZM123 188H124V187H123ZM166 188H167V187H165L164 190H166ZM194 188H195V187H194ZM202 188H200V189H202ZM205 188H206V187H205ZM212 188H213V187H212ZM228 188H229V187H228ZM22 189H23V188H22ZM41 189H42V188H41ZM65 189H67V188H65ZM111 189H112V188H111ZM116 189H117V188H116ZM125 189H126V188H125ZM125 189H124V190H125ZM158 189H159V188H158ZM160 189H161V188H160ZM168 189H170V187H169ZM172 189H173V188H172ZM186 189H187V188H186ZM186 189H185V190H186ZM213 189H214V188H213ZM216 189H217V188H216ZM224 189H225V188H224ZM229 189H231V188H229ZM235 189H236V188H235ZM235 189H234V190H235ZM241 189H242V187H241ZM261 189H262V187H261ZM55 190H56V189H55ZM87 190H88V189H87ZM99 190H100V189H99ZM114 190H115V189H114ZM122 190H123V189L121 188V191H122ZM147 190H148V189H147ZM147 190H146V191H147ZM151 190H152V189H151ZM161 190H162V189H161ZM164 190H163V191H164ZM175 190H176V188H175ZM175 190H173V191H175ZM178 190H179V189H178ZM192 190H193V189H192ZM237 190H238V188H237ZM242 190H243V189H242ZM244 190H245V189H244ZM244 190H243V191H244ZM2 191H3V189H2ZM42 191H44V190L42 189ZM59 191H60V190H59ZM64 191H65V190H63V192H64ZM69 191H70V190H69ZM84 191H85V190H84ZM116 191H118V190H116ZM130 191H131V190H130ZM138 191H139V190H138ZM143 191H144V190H143ZM146 191H144V192H146ZM159 191H160V190H159ZM159 191H157V192H159ZM168 191H169V190H168ZM173 191H172V192H173ZM186 191H188V190H186ZM186 191H185V192H182V193L186 194ZM198 191L196 190V192H198ZM217 191L220 192L221 190H217ZM246 191H247V189H246ZM40 192H41V191H40ZM57 192H58V191H57ZM65 192H66V191H65ZM65 192H64V193H65ZM80 192H81V191H80ZM148 192H149V191H148ZM154 192H155V191H154ZM154 192H153V193H154ZM176 192H177V191H176ZM178 192H179V191H178ZM192 192H193V194H194V191H192ZM200 192H201V191H200ZM202 192H203V191H202ZM206 192H208V191H206ZM214 192H215V191H214ZM222 192H223V190H222ZM222 192H221V193H222ZM225 192H226V191H225ZM227 192H229V191H227ZM233 192H234V191H233ZM241 192H242V191H241ZM64 193H63V194H64ZM70 193H71V192H70ZM72 193H74V192L72 191ZM88 193H89V192H88ZM100 193H101V192H100ZM129 193H130V192H129ZM129 193H128V194H129ZM160 193H161V192H160ZM163 193H164V192H163ZM188 193H189V192H188ZM223 193H224V192H223ZM235 193H236V192H234L233 194L235 195ZM246 193H247V192H246ZM9 194H10V193H9ZM11 194H12V193H11ZM66 194H67V193H66ZM68 194H69V193H68ZM76 194H77V192H76ZM98 194H99V193H98ZM104 194H105V193H104ZM120 194H121V193H120ZM142 194H144V193L142 192ZM148 194H149V193H148ZM173 194L176 195V193H173ZM173 194H172V195H173ZM184 194H182V196H184ZM198 194H199V193H198ZM239 194H240V193H239ZM2 195H3V194H2ZM91 195H92V194H91ZM122 195H123V194H122ZM155 195H157V194L155 193ZM158 195H159V194H158ZM160 195H161V194H160ZM175 195H174V196H175ZM249 195H250V194H249ZM254 195H255V194H254ZM10 196H11V195H10ZM83 196H86V195L84 194ZM92 196H93V195H92ZM106 196H107V195H106ZM112 196H113V195H112ZM115 196H116V193H115ZM126 196H127V195H126ZM135 196H136V195H135ZM138 196H140V194H139ZM141 196H142V195H141ZM144 196H146V193H145ZM147 196H148V195H147ZM150 196H151V195H150ZM152 196H153V195H152ZM167 196H168V195H167ZM180 196H181V195H180ZM186 196H187V195H186ZM186 196H185V197H186ZM196 196H197V195H196ZM196 196H195V197H196ZM209 196H210V195H209ZM232 196H233V195H232ZM235 196H236V195H235ZM244 196H245V195H244ZM255 196H257V195H255ZM2 197H3V196H2ZM21 197H22V196H21ZM61 197H62V196H61ZM107 197H109V196H107ZM122 197H124V196H122ZM159 197H161V196H159ZM164 197H165V196H164ZM169 197H170V196H169ZM198 197H200V196H198ZM201 197H202V196H201ZM233 197H234V196H233ZM233 197H232V198H233ZM11 198H12V197H11ZM53 198H54V197H53ZM79 198H80V197H79ZM79 198H78V199H79ZM82 198H83V197H82ZM85 198H87V197H85ZM88 198H89V197H88ZM132 198H133V196H132ZM143 198H144V197H143ZM143 198H142V199H143ZM166 198H167V197H166ZM181 198H182V197H181ZM187 198H190V197H187ZM202 198H203V197H202ZM241 198H242V195H241ZM75 199H76V198H75ZM90 199H91V198H90ZM144 199H145V198H144ZM148 199H149V197H148ZM152 199H153V198H152ZM156 199H157V198H155V200H156ZM192 199H193V198H192ZM194 199H195V198H194ZM196 199H197V197H196ZM217 199H218V198H217ZM217 199H216V200H217ZM237 199H238V198H237ZM243 199H244V198H243ZM19 200H20V199H19ZM56 200H58V199H56ZM86 200H87V199H86ZM88 200H89V199H88ZM88 200H87V201H88ZM115 200H117V199H115ZM126 200H127V199H126ZM126 200H125V201H126ZM129 200H130V199H129ZM133 200H134V199H133ZM146 200H147V199H146ZM188 200H189V199H188ZM190 200H191V199H190ZM190 200H189V201H190ZM214 200H215V199H214ZM234 200H235V199H234ZM238 200H239V199H238ZM248 200H250V199H248ZM23 201H24V200H23ZM46 201H47V200H46ZM71 201H72V199H71ZM92 201L94 202V200H92ZM97 201H98V200H97ZM99 201H100V200H99ZM109 201H110V199H109ZM121 201H122V200H121ZM123 201H124V200H123ZM148 201H149V200H148ZM148 201H146V204H147ZM151 201H152V200H151ZM156 201H157V200H156ZM167 201H168V199H167ZM174 201H175V200H174ZM189 201H188V202H189ZM210 201H211V200H210ZM236 201H237V200H236ZM14 202H15V201H14ZM28 202H29V201H28ZM50 202H51V201H50ZM66 202H67V201H66ZM79 202H80V201H79ZM83 202H84V201H83ZM133 202H134V201H133ZM171 202H172V201H171ZM196 202H197V201H196ZM200 202H201V201H200ZM213 202H214V201H213ZM224 202H225V201H224ZM30 203H31V202H30ZM69 203H70V202H69ZM84 203H85V202H84ZM108 203H110V202H108ZM117 203H118V202H117ZM122 203H123V202H122ZM122 203H121V204H122ZM135 203H136V202H135ZM153 203H155V202H153ZM159 203H160V202H159ZM164 203H165V202H164ZM182 203H183V202H182ZM182 203H180V205H181ZM201 203H202V202H201ZM207 203H208V202H207ZM219 203H220V202H219ZM234 203H235V202H234ZM249 203H250V201H249ZM254 203H255V202H254ZM256 203H257V202H256ZM256 203H255V204H256ZM260 203H261V202H260ZM6 204H7V203H6ZM65 204H66V203H65ZM87 204H88V203H87ZM103 204H104V203H103ZM103 204H102V205H103ZM119 204H120V203H119ZM124 204H125V203H124ZM126 204H127V203H126ZM139 204H140V203H138V205H139ZM148 204H149V203H148ZM176 204H177V203H176ZM197 204H198V203H197ZM197 204H195V205H197ZM208 204H209V203H208ZM220 204H221V203H220ZM227 204H228V203H227ZM235 204H236V203H235ZM239 204H240V203H239ZM242 204H243V203H242ZM244 204H245V203H244ZM252 204H253V203H252ZM37 205H38V204H37ZM66 205H67V204H66ZM97 205H99V204H97ZM102 205H101V206H102ZM104 205H105V204H104ZM130 205H131V204H130ZM138 205L135 204L134 206L136 207V206H138ZM150 205H151V203H150ZM162 205H164V204H162ZM167 205H168V204H167ZM167 205H166V208H167ZM171 205H172V204H170V206H171ZM173 205H174V203H173ZM184 205H185V204H184ZM209 205H210V204H209ZM228 205H229V204H228ZM245 205H246V204H245ZM250 205H251V204H250ZM38 206H39V205H38ZM58 206H59V205H58ZM60 206H61V205H60ZM60 206H59V207H60ZM68 206H69V205H68ZM70 206H71V205H70ZM72 206H73V205H72ZM72 206H71V208H72ZM80 206H81V205H80ZM90 206H91V205H90ZM90 206H88V208H89ZM93 206H94V205H93ZM93 206H92V207H93ZM122 206H124V205H122ZM152 206H153V205H152ZM159 206H160V205H159ZM168 206H169V205H168ZM170 206H169V207H170ZM185 206H186V205H185ZM199 206H200V205H199ZM205 206H206V205H205ZM229 206H230V205H229ZM239 206H240V205H239ZM253 206H254V205H253ZM262 206H263V205H262ZM15 207H16V206H15ZM49 207H50V206H49ZM102 207H103V206H102ZM109 207H110V206H109ZM120 207H121V206H120ZM125 207H126V205H125ZM130 207H133V206H130ZM140 207H141V206H140ZM143 207H144V206H143ZM143 207H142V208H143ZM147 207H148V206H147ZM163 207H164V206H163ZM172 207H173V206H172ZM175 207H176V206H175ZM212 207H213V206H212ZM217 207H218V206H217ZM241 207L243 208V206H241ZM248 207H249V206H248ZM17 208H19V207H17ZM17 208H16V209H17ZM73 208H74V207H73ZM82 208H83V207H82ZM95 208H96V207H95ZM104 208H105V206H104ZM107 208H108V206H107ZM144 208H145V207H144ZM160 208H161V206H160ZM178 208H179V207H178ZM190 208H191V207H190ZM199 208H200V207H199ZM205 208H207V207H205ZM215 208H216V207H215ZM215 208H214V209H215ZM226 208H227V207H226ZM238 208L240 209V207H238ZM252 208H254V207H252ZM258 208H259V207H258ZM262 208H263V207H262ZM262 208H261V209H262ZM78 209H80V208H78ZM108 209H110V208H108ZM122 209H123V208H122ZM125 209H126V208H125ZM128 209H129V208H128ZM138 209H139V208H138ZM157 209H159V207H158ZM174 209H175V208H174ZM174 209H173L172 211H174ZM176 209H177V208H176ZM212 209H213V208H212ZM221 209H222V208H221ZM230 209H231V208H230ZM234 209H235V208H234ZM5 210H6V209H5ZM89 210H90V209H89ZM93 210H94V209H93ZM101 210H102V209H101ZM101 210H100V211H101ZM105 210H106V209H105ZM133 210H134V209H133ZM136 210H137V209H136ZM164 210H165V209H164ZM166 210H167V209H166ZM184 210H185V209H184ZM191 210H192V209H191ZM204 210H205V209H204ZM255 210H256V209H255ZM257 210H258V209H257ZM257 210H256V211H257ZM17 211L19 212L18 209H17ZM23 211H24V210H23ZM120 211H121V210H120ZM120 211H119V212H120ZM130 211H131V209H130ZM142 211H143V210H142ZM142 211H141V212H142ZM169 211H171V210H169ZM209 211H210V210H209ZM219 211H220V210H219ZM221 211H222V210H221ZM227 211H228V210H227ZM227 211H226V212H227ZM238 211H239V210H238ZM240 211H241V210H240ZM244 211H245V210H243V212H244ZM251 211H252V210H251ZM253 211H254V209H253ZM50 212H51V211H50ZM65 212H67V211H65ZM65 212H64V213H65ZM81 212H82V211H81ZM85 212H86V211H85ZM112 212H113V211H112ZM115 212H116V211H115ZM139 212H140V211H139ZM153 212H154V211H153ZM157 212H159V211H157ZM180 212H181V211H180ZM180 212H179V213H180ZM195 212H196V211H195ZM214 212H215V211H214ZM229 212H230V211H229ZM235 212H236V211H235ZM243 212H241V213L243 214ZM246 212H247V211H246ZM248 212H249V211H248ZM254 212H255V211H254ZM7 213H9V212H7ZM38 213H39V212H38ZM51 213H52V212H51ZM108 213H109V212H108ZM116 213H117V212H116ZM124 213H125V212H124ZM148 213H149V210H148ZM150 213H151V212H150ZM165 213H166V212H165ZM167 213H168V212H167ZM177 213H178V212H177ZM181 213H182V212H181ZM227 213H228V212H227ZM232 213H233V211H232ZM241 213H240V214H241ZM252 213H253V212H252ZM263 213H264V212H263ZM0 214H1V213H0ZM11 214H12V213H11ZM54 214H55V213H54ZM62 214H63V212H62ZM72 214H73V212H72ZM76 214H77V213H76ZM84 214H85V213H84ZM120 214H121V213H120ZM122 214H123V213H122ZM125 214H126V213H125ZM128 214H129V213H128ZM132 214H133V213H132ZM137 214H138V213H137ZM141 214H142V213H141ZM152 214H153V213H152ZM190 214H191V216H192L193 211H192V213H190ZM194 214H195V213H194ZM219 214H220V213H219ZM234 214H236V213H234ZM234 214H233V215H234ZM237 214H238V213H237ZM240 214H239V215H240ZM244 214L246 215V213H244ZM250 214H251V213H250ZM4 215L6 216V214H4ZM38 215H39V214H38ZM65 215H67V214H65ZM70 215H71V214H70ZM79 215H80V214H79ZM82 215H83V214H82ZM109 215H110V214H109ZM130 215H131V214H130ZM133 215H134V214H133ZM173 215H174V214H173ZM186 215H187V214H186ZM202 215H203V214H202ZM207 215H208V213H207ZM210 215H211V214H210ZM215 215H216V213H215ZM224 215H225V213H224ZM226 215H227V214H226ZM1 216H2V215H1ZM10 216H11V215H10ZM10 216H9V217H10ZM13 216H14V215H13ZM84 216H85V215H84ZM84 216H83V217H84ZM96 216H99V214H98V215L96 214ZM100 216H101V215H100ZM102 216H103V215H102ZM102 216H101V217H102ZM119 216H120V215H119ZM123 216H124V215H123ZM136 216H137V215H136ZM153 216H154V215H153ZM153 216H152V217H153ZM187 216H188V215H187ZM189 216H190V215H189ZM242 216H243V215H242ZM263 216H264V215H263ZM2 217H4V216H2ZM48 217H49V216H48ZM52 217H53V216H52ZM58 217H59V216H58ZM68 217H69V214H68ZM80 217H81V216H80ZM115 217H116V216H115ZM124 217H125V216H124ZM142 217H144V216L142 215ZM145 217H147V216H145ZM150 217H151V216H150ZM158 217H159V216H158ZM168 217H169V216H168ZM173 217H174V216H173ZM179 217H180V216H179ZM197 217H198V216H197ZM201 217H202V216H201ZM205 217H206V216H205ZM205 217H203V218H205ZM211 217H213V216H211ZM234 217H235V216H234ZM6 218H7V216H6ZM41 218H42V217H41ZM62 218H63V216H62ZM94 218H95V217H94ZM94 218H90V219H94ZM104 218H105V217H104ZM125 218H126V217H125ZM127 218H128V217H127ZM137 218H138V217H137ZM140 218H141V217H140ZM215 218H216V217H215ZM219 218H220V217H219ZM225 218H226V217H225ZM225 218H223L224 221H225ZM243 218H245V217L243 216ZM243 218H242V219H243ZM251 218H253V217H251ZM256 218H257V217H256ZM261 218H262V217H261ZM4 219H5V218H4ZM13 219H14V218H13ZM51 219H53V218H51ZM57 219H58V218H57ZM71 219H72V218H71ZM77 219H78V218H77ZM144 219H145V218H144ZM147 219H148V218H147ZM150 219H151V218H150ZM150 219H148V220L150 221ZM152 219H153V218H152ZM176 219H177V218H176ZM181 219H182V218H181ZM193 219H194V218H193ZM207 219H209V218H207ZM221 219H222V218H221ZM237 219H238V218H237ZM254 219H255V217H254ZM2 220H3V219H2ZM10 220H12V219L10 218ZM73 220H74V219H73ZM99 220H100V219L98 218V222H99ZM101 220L103 221V219H101ZM136 220H137V219H136ZM140 220H141V219H140ZM184 220H185V219H184ZM210 220H211V219H210ZM245 220H246V218H245ZM245 220H244V223H245ZM259 220H260V218H259ZM57 221H59V220H57ZM65 221H66V220H65ZM74 221H75V220H74ZM85 221H86V219H85ZM85 221H84V222H85ZM89 221H90V220H89ZM109 221H110V219H109ZM128 221H131V220L128 219ZM160 221H161V220H160ZM165 221H166V220H165ZM170 221H171V219H170ZM205 221H206V220H205ZM231 221H232V220H231ZM235 221H236V220H235ZM0 222H1V220H0ZM7 222H8V221H7ZM9 222H10V221H9ZM9 222H8V223H9ZM60 222H62V220H61ZM70 222H71V221H70ZM78 222H79V221H78ZM78 222H77V223H78ZM96 222H97V221H96ZM113 222H114V221H113ZM116 222H117V221H116ZM139 222H140V221H139ZM141 222H142V221H141ZM173 222H174V221H173ZM189 222H190V221H189ZM199 222H200V221H199ZM214 222H215V221H214ZM217 222H218V221H217ZM3 223H4V220H3ZM18 223H19V222H18ZM41 223H43V222H41ZM44 223H45V222H44ZM68 223H69V222H68ZM73 223H76V222H73ZM80 223H81V222H80ZM100 223H101V222H100ZM135 223H138V222H135ZM151 223H152V222H151ZM155 223H156V222H155ZM164 223H166V222H164ZM175 223H176V222H175ZM179 223H180V222H179ZM233 223H234V222H233ZM258 223H259V222H258ZM15 224H16V222H15ZM45 224H46V223H45ZM49 224H50V223H49ZM85 224H86V223H85ZM115 224H116V223H115ZM120 224H121V223H120ZM120 224H119V225H120ZM122 224H123V223H122ZM133 224H134V223H133ZM140 224H141V223H140ZM140 224H139V225H140ZM143 224H144V223H143ZM143 224H142V225H143ZM149 224H150V223H149ZM153 224H154V223H153ZM182 224H183V223H182ZM234 224H235V223H234ZM246 224H247V223H246ZM99 225H100V224H99ZM107 225H108V223H107ZM142 225H141V226H142ZM169 225H170V224H169ZM216 225H217V224H216ZM219 225H220V224H219ZM227 225H228V224H227ZM247 225H248V224H247ZM2 226H3V225H2ZM39 226H40V225H39ZM65 226H66V225H65ZM67 226H68V225H67ZM101 226H102V225H101ZM123 226H124V224H123ZM136 226H137V225H136ZM153 226H155V225H153ZM153 226H152V227H153ZM184 226H186V225H184ZM196 226H198V225H196ZM208 226H209V225H208ZM221 226H222V225H221ZM260 226H261V225H260ZM40 227H41V226H40ZM105 227H107V226L105 225ZM105 227L103 226V229H104ZM109 227H110V226H109ZM145 227H146V225H145ZM148 227H150V226H148ZM160 227H161V226H160ZM160 227H159V228H160ZM168 227H169V226H168ZM175 227H176V226H175ZM191 227H192V226H191ZM199 227H200V226H199ZM206 227H207V226H206ZM218 227H219V226H218ZM228 227H229V226H228ZM236 227H237V226H236ZM241 227H242V226H241ZM262 227H263V226H262ZM88 228H89V227H88ZM155 228H156V226H155ZM192 228H193V227H192ZM194 228H195V227H194ZM194 228H193V229H194ZM200 228H201V227H200ZM212 228H213V227H212ZM237 228H238V227H237ZM242 228H243V227H242ZM244 228H245V227H244ZM260 228H261V227H260ZM43 229H44V228H43ZM52 229H53V228H52ZM74 229H75V227H74ZM84 229H85V228H84ZM90 229H91V228H90ZM103 229H102V230H103ZM109 229H111V228H109ZM109 229H108V230H109ZM132 229H133V228H132ZM151 229H152V228H151ZM161 229H162V228H161ZM166 229H170V228H167V226H166ZM171 229H172V228H171ZM193 229H192V230H193ZM202 229H203V227H202ZM217 229H218V228H217ZM222 229H223V228H222ZM227 229H228V228H227ZM232 229H233V228H232ZM253 229H254V228H253ZM53 230H54V229H53ZM104 230H105V229H104ZM104 230H103V231H104ZM111 230H112V229H111ZM113 230H114V229H113ZM118 230H119V229H118ZM130 230H131V229H130ZM157 230H159V229H157ZM185 230H186V229H185ZM235 230H237V229H235ZM249 230H250V229H249ZM42 231L46 232L45 230H42ZM50 231H51V230H50ZM73 231H74V230H73ZM100 231H101V229H100ZM114 231H115V230H114ZM124 231H125V230H124ZM127 231H128V230H127ZM164 231H165V230H164ZM197 231H199V230H197ZM197 231H196V232H197ZM206 231H207V230H206ZM213 231H214V230H213ZM215 231H216V230H215ZM229 231H230V230H229ZM242 231H243V230H242ZM245 231H246V230H245ZM251 231H252V230H251ZM22 232H23V231H22ZM70 232H71V231H70ZM86 232H87V231H86ZM95 232H96V231H95ZM97 232H98V231H97ZM106 232H107V231H106ZM108 232H109V231H108ZM120 232H122V231H120ZM135 232H137V231L135 230ZM139 232H140V231H139ZM139 232H138V233H139ZM144 232H145V231H144ZM166 232H167V231H166ZM166 232H164V233H166ZM194 232H195V231H194ZM220 232H221V231H220ZM239 232H240V231H239ZM243 232H244V231H243ZM0 233H1V232H0ZM14 233H16V232H14ZM61 233H62V232H61ZM73 233H74V232H73ZM103 233H104V232H103ZM103 233H102V234H103ZM117 233H118V232H117ZM123 233H124V232H123ZM126 233H127V232H126ZM129 233H130V232H129ZM132 233H133V232H132ZM138 233H137V235H138ZM145 233H146V232H145ZM168 233H169V232H168ZM170 233H171V232H170ZM182 233H183V232H182ZM202 233H203V231H202ZM235 233H236V232H235ZM245 233H248V232H245ZM251 233H252V232H251ZM251 233H250V234H251ZM12 234H13V233H12ZM21 234H22V233H21ZM30 234H31V233H30ZM43 234H44V233H42V235H43ZM47 234H48V233H47ZM78 234H79V233H78ZM100 234H101V233H100ZM100 234H99V235H100ZM105 234L107 235L108 233H105ZM127 234H128V233H127ZM130 234H131V233H130ZM139 234H141V233H139ZM159 234H160V233H159ZM192 234H193V233H192ZM194 234H196V233H194ZM225 234H226V233H225ZM233 234H234V233H233ZM237 234H238V233H237ZM237 234H236V235H237ZM240 234H241V233H240ZM243 234H244V233H243ZM248 234H249V233H248ZM9 235H10V234H9ZM19 235H20V234H19ZM52 235H53V234H52ZM71 235H72V234H71ZM115 235H117V234H115ZM124 235H125V234H124ZM133 235H134V234H133ZM137 235H136V237H137ZM142 235H143V234H142ZM145 235H146V234H145ZM177 235H179V234L177 233ZM177 235H175V236L177 237ZM180 235H181V234H180ZM44 236H45V235H44ZM53 236H54V235H53ZM78 236H79V235H78ZM104 236H105V235H104ZM120 236H122V235H119V237H120ZM148 236H149V235H148ZM162 236H163V234H162ZM189 236H190V235H189ZM216 236H217V235H216ZM229 236H230V235H229ZM263 236H264V235H263ZM48 237H49V236H48ZM62 237H64V236H62ZM65 237H66V236H65ZM76 237H77V236H76ZM81 237H82V236H81ZM92 237H93V236H92ZM98 237H99V236H98ZM113 237H114V235H113ZM115 237H116V236H115ZM127 237H128V236H127ZM127 237H126V238H127ZM134 237H135V235H134ZM164 237L166 238V236H164ZM168 237H169V236H168ZM234 237H235V234H234ZM234 237H233V238H234ZM246 237H247V236H246ZM12 238H13V237H12ZM22 238H23V237H22ZM59 238H60V237H59ZM78 238H79V237H78ZM78 238H77V239H78ZM86 238H87V237H86ZM120 238H121V237H120ZM196 238H197V237H196ZM205 238H206V237H205ZM231 238H232V237H231ZM251 238H252V237H251ZM24 239H26V238H24ZM33 239H34V238H33ZM53 239H54V238H53ZM88 239H89V238H88ZM95 239H96V237H95ZM97 239H98V238H97ZM128 239H130V238H128ZM131 239H132V236H131ZM133 239H134V238H133ZM135 239H136V238H135ZM135 239H134V240H135ZM148 239H149V237H148ZM207 239H208V238H207ZM235 239H236V238H235ZM242 239H243V238H242ZM259 239H260V238H259ZM13 240H14V239H13ZM34 240H35V239H34ZM41 240H42V239H41ZM58 240H59V239H58ZM71 240H72V239H71ZM78 240H80V239H78ZM82 240H83V238H82ZM92 240H93V239H92ZM92 240H90V241H92ZM116 240H117V239H116ZM124 240H126V239L124 238ZM124 240H123V242H125ZM179 240H180V237H179ZM179 240H178V241H179ZM188 240H189V239H188ZM210 240H211V239H210ZM218 240H219V239H218ZM220 240H221V238H220ZM229 240H230V239H229ZM263 240H264V239H263ZM30 241H31V240H30ZM67 241H68V240H67ZM73 241H74V240H73ZM80 241H81V240H80ZM86 241H87V240H86ZM86 241H85V242H86ZM104 241H105V240H104ZM109 241H110V240H109ZM111 241H112V240H111ZM114 241H115V240H114ZM120 241H121V240H120ZM129 241H130V240H129ZM137 241H138V238H137ZM146 241H147V240H146ZM193 241H194V240H193ZM216 241H217V240H216ZM244 241H245V240H244ZM254 241H255V239H254ZM33 242H34V241H33ZM35 242H36V241H35ZM62 242H63V241H62ZM64 242H65V241H64ZM93 242H95V241H93ZM100 242H101V241H100ZM144 242H145V240H144ZM180 242H181V240H180ZM183 242H184V241H183ZM198 242H199V241H198ZM206 242H207V241H206ZM208 242H209V241H208ZM213 242H215V241H213ZM219 242H220V241H219ZM223 242H224V241H223ZM226 242H227V241H226ZM231 242H233V241H231ZM231 242H230V243H231ZM238 242H239V241H238ZM250 242H251V240H250ZM25 243H27V242L25 241ZM28 243H29V242H28ZM50 243H51V242H50ZM59 243H60V242H59ZM65 243H66V242H65ZM80 243H81V242H80ZM80 243H79V244H80ZM112 243H113V242H112ZM119 243H120V242H119ZM138 243H139V242H138ZM148 243H149V242H148ZM176 243H177V242H176ZM181 243H182V242H181ZM200 243H201V242H200ZM209 243H212V241L209 242ZM209 243H208V244H209ZM221 243H222V242H221ZM228 243H229V242H228ZM243 243H244V242H243ZM243 243H241V244L243 245ZM247 243H248V242H247ZM247 243H245V244H247ZM252 243H253V242H252ZM1 244H2V243H1ZM52 244H53V243H52ZM95 244H96V243H95ZM104 244H105V243H104ZM125 244H126V243H125ZM184 244H186V243H184ZM212 244H213V243H212ZM216 244H217V243H216ZM224 244H226V246H227V245L229 246V244H227V243H224ZM259 244H261V242H259ZM262 244H263V243H262ZM20 245H21V244H20ZM33 245H34V244H33ZM66 245H67V244H66ZM120 245H121V244H120ZM128 245H129V244H128ZM138 245H139V244H138ZM153 245H154V244H153ZM201 245H202V244H201ZM201 245H200V247H201ZM205 245H207V244H205ZM221 245H222V244H221ZM251 245H252V244H251ZM253 245H254V244H253ZM256 245H257V244H256ZM42 246H43V245H42ZM44 246H45V245H44ZM50 246H51V245H50ZM61 246H62V245H61ZM71 246H72V245H71ZM78 246H79V245H78ZM82 246H83V245H82ZM84 246H85V245H84ZM90 246H91V245H90ZM99 246H101V245H99ZM113 246H114V245H113ZM125 246H126V245H125ZM148 246H149V245H148ZM150 246H151V245H150ZM150 246H149V247H150ZM185 246H186V245H185ZM185 246H184V248H185ZM207 246H208V245H207ZM213 246H214V244H213ZM228 246H227V247H228ZM230 246H231V245H230ZM263 246H264V245H263ZM39 247H40V246H39ZM79 247H80V246H79ZM86 247H87V245H86ZM107 247H108V246H107ZM114 247H115V246H114ZM120 247H122V246H120ZM120 247H119V248H120ZM140 247H141V246H140ZM143 247H144V246H143ZM146 247H147V246H146ZM146 247H145V248H146ZM165 247H166V245H165ZM178 247H179V246H178ZM178 247H177V248H178ZM193 247H194V246H193ZM195 247H196V246H195ZM203 247H204V245H203ZM209 247H210V246H209ZM224 247H225V246H224ZM233 247H234V246H233ZM249 247H250V246H249ZM4 248H5V247H4ZM4 248H3V249H4ZM9 248H10V247H9ZM22 248H23V247H22ZM30 248H31V247H30ZM41 248H42V247H41ZM45 248H46V247H45ZM52 248H53V247H52ZM61 248H62V247H61ZM63 248H64V247H63ZM73 248H74V247H73ZM80 248H82V247H80ZM91 248H92V247H91ZM132 248H133V247H132ZM218 248H219V247H218ZM259 248H260V247H259ZM261 248H262V246H261ZM1 249H2V247H1ZM53 249H54V248H53ZM76 249H77V248H76ZM84 249H85V248H84ZM87 249H88V248H87ZM93 249H94V248H93ZM121 249H122V248H121ZM121 249H119V250H121ZM123 249H125V248H123ZM123 249H122L121 251H124V252H125L126 250H123ZM127 249H128V248H127ZM130 249H131V248H130ZM147 249H148V248H147ZM168 249H169V248H168ZM180 249H181V248H180ZM180 249H179V250H180ZM182 249H183V248H182ZM190 249H191V248H190ZM232 249H233V248H232ZM241 249H242V248H241ZM257 249H258V248H257ZM25 250H26V249H25ZM45 250H46V249H45ZM56 250H57V249H56ZM68 250H69V249H68ZM79 250H80V249H79ZM81 250H82V249H81ZM89 250H90V249H89ZM98 250H99V249H98ZM106 250H107V248H106ZM144 250H145V249H144ZM176 250H177V249H176ZM187 250H188V249H187ZM187 250H186V251H187ZM237 250H238V249H237ZM255 250H256V249H255ZM8 251H9V249H8ZM22 251H23V249H22ZM43 251H44V249L42 250V252H43ZM49 251H50V250H49ZM60 251H61V250H60ZM77 251H78V250H77ZM91 251H92V250H91ZM113 251H114V250H113ZM181 251H182V250H181ZM183 251H184V250H183ZM211 251H212V250H211ZM214 251H215V250H214ZM235 251H236V250H235ZM240 251H242V250H240ZM246 251H247V250H246ZM6 252H7V251H6ZM42 252H40V253H42ZM67 252H68V251H67ZM80 252H81V251H80ZM93 252H94V251H93ZM116 252H118V251H116ZM166 252H167V251H166ZM215 252H216V251H215ZM218 252H222V251H218ZM223 252H224V251H223ZM14 253H15V252H14ZM14 253H13V254H14ZM28 253H29V252H28ZM51 253H52V252H50V254H51ZM55 253H56V252H55ZM61 253H62V252H61ZM95 253H96V252H95ZM193 253H194V252H193ZM209 253H210V252H209ZM263 253H264V252H263ZM58 254H59V253H58ZM87 254H88V253H87ZM90 254H91V253H90ZM114 254H116V253L114 252ZM117 254L119 255V253H117ZM128 254H129V253H128ZM131 254H132V253H131ZM135 254H136V253H135ZM169 254H170V253H169ZM173 254H174V253H173ZM205 254H206V252H205ZM205 254H204V255H205ZM215 254H216V253H215ZM17 255H18V254H17ZM19 255H20V254H19ZM25 255H26V254H24V256H25ZM28 255H29V254H28ZM28 255H26V256H28ZM31 255H32V254H31ZM34 255H36V253H35ZM70 255H71V254H70ZM99 255H100V254H99ZM122 255H123V254H122ZM126 255H127V254H126ZM126 255H125V256H126ZM132 255H133V254H132ZM194 255H195V253H194ZM204 255H203V256H204ZM212 255H213V254H212ZM218 255H219V254H218ZM225 255H226V254H225ZM228 255H229V254H228ZM259 255H261V254H259ZM262 255H263V254H262ZM32 256H33V255H32ZM64 256H65V255H64ZM80 256H81V255H80ZM83 256H84V255H83ZM85 256H86V255H85ZM88 256H89V255H88ZM119 256H120V255H119ZM127 256H128V255H127ZM130 256H131V255H130ZM169 256H170V255H169ZM207 256H208V254H207ZM251 256H252V255H251ZM6 257H7V255H6ZM21 257H22V256H21ZM61 257H63V255H62ZM65 257H66V256H65ZM138 257H140V256H138ZM185 257H186V256H185ZM221 257H223V256H221ZM229 257H230V256H229ZM246 257H247V256H246ZM13 258H14V257H13ZM66 258H67V257H66ZM88 258H89V257H88ZM101 258H102V257H101ZM104 258H105V257H104ZM123 258H124V257H123ZM144 258H145V257H144ZM148 258H149V257H148ZM207 258L209 259V257H207ZM216 258H217V257H216ZM259 258H260V257H259ZM7 259H9V258H7ZM22 259H23V258H22ZM27 259H28V258H27ZM44 259H45V258H44ZM46 259H47V258H46ZM58 259H59V257H58ZM63 259H64V258H63ZM126 259H127V258H126ZM140 259H141V258H140ZM167 259H168V258H167ZM172 259H173V258H172ZM192 259H193V258H192ZM214 259H215V258L213 257L212 260H214ZM232 259H233V258H232ZM234 259H235V258H234ZM255 259H256V258H255ZM16 260H17V259H16ZM16 260H15V262H16ZM61 260H62V259H61ZM72 260H74V259H72ZM76 260H77V259H76ZM88 260H89V259H88ZM97 260H99V258H98ZM97 260H96V261H97ZM195 260H196V259H195ZM218 260H219V259H218ZM229 260H230V259H229ZM229 260H228V261H229ZM262 260H263V259H262ZM9 261H10V260H9ZM64 261H65V260H64ZM80 261H82V260H79V262H80ZM102 261H103V260H102ZM102 261H101V262H102ZM123 261H125V260H123ZM140 261H141V260H140ZM165 261H166V260H165ZM171 261H172V260H171ZM185 261H186V260H185ZM192 261H193V260H192ZM210 261H211V259H210ZM216 261H217V260H216ZM224 261H225V260H224ZM238 261H239V259H238ZM20 262H21V261H20ZM25 262H26V261H25ZM31 262H32V261H31ZM34 262H35V258H34ZM36 262H37V261H36ZM40 262H41V261H40ZM45 262H47V261H45ZM48 262H49V261H48ZM66 262H67V261H65V263H66ZM69 262H70V261H69ZM72 262H73V261H72ZM72 262H71V263H72ZM110 262H111V261H110ZM113 262H114V261H113ZM125 262H126V261H125ZM136 262H138V260H137ZM144 262H145V261H144ZM150 262H151V261H150ZM153 262H154V261H153ZM173 262H174V261H173ZM202 262H203V261H202ZM214 262H215V261H214ZM233 262H234V261H233ZM233 262H232V263H233ZM239 262H240V261H239ZM243 262H244V261H243ZM7 263H8V262H7ZM21 263H22V262H21ZM27 263H28V262H27ZM55 263H56V262H55ZM60 263H61V262H60ZM62 263H63V262H62ZM83 263H84V262H83ZM92 263H93V262H92ZM98 263H99V262H98ZM104 263H106V262H104ZM104 263H103V264H104ZM131 263H132V262H131ZM166 263H167V261H166ZM234 263H236V262H234ZM245 263H246V262H245ZM252 263H253V262H252ZM255 263H256V261H255ZM260 263H261V262H260ZM3 264H6V263H3ZM8 264H9V263H8ZM48 264H49V263H48ZM75 264H76V263H75ZM80 264H81V263H80ZM87 264H88V263H87ZM106 264H107V263H106ZM109 264H110V263H109ZM111 264H112V263H111ZM116 264H117V263H116ZM118 264H119V263H118ZM126 264H127V263H126ZM230 264H231V263H230ZM236 264H237V263H236Z\"/></svg>","mask_w":264,"mask_h":264}]
</instances>
